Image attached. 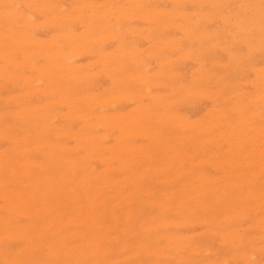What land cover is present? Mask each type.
<instances>
[{"label": "rangeland", "instance_id": "obj_1", "mask_svg": "<svg viewBox=\"0 0 264 264\" xmlns=\"http://www.w3.org/2000/svg\"><path fill=\"white\" fill-rule=\"evenodd\" d=\"M3 1H5V3L3 2ZM15 0H13V1H10L9 2V0L7 1V0H2V1H0V38L3 40L4 38H5V40H0V41H2V42H0V49H2L1 50V52H0V72L2 73L3 72V77H1V75H0V77H1V81H0V114H2V116L0 115V124H2L3 125V121H5L6 120V124L8 125H6L5 123V125H6V128L5 129H8V130H3L4 129V127H5V125L4 126H0L1 128V130H3V132L5 131L6 133L5 134H9L7 131H10V130H12L11 128H13L14 130H12L11 132H10V136H8V137H6V139L3 137V136H6V135H3L4 133H2L1 132V130H0V133H2V134H0V135H2V136H0V176L2 177V175L4 174V176L1 178L0 177V216H2V217H0V242H2V241H5L6 239L8 240H6L7 242H8V244H9V246L8 245H6L4 242H2L1 244V246H0V259H1V262H0V264H20V263H22L23 262V260H26V262L24 261V263L25 264H35L36 262H38L39 261V263L38 264H69V262H71L70 264H72V263H74V264H77V263H82V264H86L87 263V261H88V258H89V261L90 262H88L87 264H97L96 262L94 263V261H91V260H95V259H97L98 258V260H96L97 262H98V264H118L119 262H120V264H121V262H123V264H124V262L126 263V264H140V263H138V262H142V263H147V264H155L156 263V261H157V264H162V261H163V264H205V263H210L211 262V264H213L212 263V260L214 259V255H215V260H216V262H218L217 264H221V263H224V264H226V262H227V264H238V262H239V264H247V263H252L251 261H253V262H255L256 263V260H257V264H264V248L262 249V247H264V211H262V210H264V175L262 174L261 175V173H264V167H261L260 168V166H264V164H258V163H260V161L262 162V163H264V71H262L263 70V68H264V0H219L220 2H223V5L222 4H219L220 2L218 1V0H208V2L209 1H211V2H209V3H207L205 0L203 1H201V0H141L142 1V3H143V5H142V3L140 4L139 3V0H123L124 2H122V0H117V2L115 1V0H110V2L112 3L111 5L112 6H109L110 5V2H109V0H85V2H84V0H79L78 2H79V5H77L78 4V2H76L77 0H53V3L54 4H56V6H60V7H56V6H54L53 5V3L51 2V1H49V0H47V1H45V0H39V1H37V0H35V1H37V3H35V1L33 0H16V1H18L17 2V4H16V2H14ZM28 1L29 2H33V3H35V4H33V5H31V3L29 4L28 3ZM58 1V2H57ZM91 1H94V3L93 2H91ZM96 1H98V2H96ZM101 1V2H100ZM108 1V6L111 8H107V5H106V2ZM118 1H119V3H118ZM135 1V2H134ZM161 1H163V3H161ZM172 1V2H171ZM177 1V2H176ZM199 1H200V3H199ZM218 1V2H217ZM9 4H8V3ZM20 2H22V4L24 3V6L22 5V4H20L21 5V7L20 6H17L16 7V5H19V3ZM27 2V3H26ZM57 2V3H56ZM84 2V5L82 4ZM105 4H104V3ZM122 2V3H121ZM137 2V3H136ZM148 2L149 3H151L152 5H155V6H152L151 4L149 5V12L147 11L148 10ZM155 2V3H154ZM187 2V3H186ZM194 2V5H192V3ZM197 2V3H196ZM202 2V3H201ZM205 2V3H204ZM243 2V3H242ZM252 2H254V3H252ZM259 2V3H258ZM39 3V4H38ZM82 5H81V4ZM87 5H86V4ZM89 3V4H88ZM91 3V4H90ZM98 3H100L99 5H98ZM103 3V4H102ZM117 3H118V5H117ZM124 3V4H123ZM127 3V4H126ZM129 3V4H128ZM136 3V4H135ZM160 3V4H159ZM1 4H3V5H5V6H3V5H1ZM16 4V5H15ZM25 4H29V5H25ZM37 4V5H36ZM71 4V5H70ZM92 4H93V6H92ZM115 4V5H114ZM133 4H134V6H133ZM147 4V5H146ZM216 4V5H215ZM252 4H254V5H252ZM14 5V7H12ZM31 5V6H30ZM41 6L39 9H37L38 8V6ZM89 5V6H88ZM94 5H96V6H94ZM98 5V6H97ZM106 5V6H105ZM120 5V6H119ZM125 5H127V6H125ZM173 5V6H172ZM184 5V6H183ZM202 5H204V6H206V8L203 6L202 7ZM208 5V6H207ZM215 5V6H214ZM238 5V6H237ZM240 5V6H239ZM248 5V6H247ZM250 5V6H249ZM28 6V7H27ZM35 6V7H34ZM36 6H37V8H36ZM52 6H54L55 7V11H56V8H57V11L60 9H62V11H56V14H55V12H54V8L52 7ZM73 6V7H72ZM88 6V7H87ZM91 6V7H90ZM105 6V7H104ZM152 6V7H151ZM156 6H157V8H156ZM177 7V8H175V7ZM183 6V7H182ZM242 6H244V7H242ZM252 6V7H251ZM15 7H16V10H15V12H13L14 11V9H15ZM31 7H33V10H32V8ZM44 7V8H43ZM62 7V8H61ZM66 9H65V8ZM77 9H76V8ZM95 7V8H94ZM99 7V8H98ZM121 7H123L124 8V10L121 8ZM155 9H154V8ZM173 7V8H172ZM179 7V8H178ZM213 9H217L216 11L215 10H213ZM220 7V8H219ZM222 7V8H221ZM230 7V8H229ZM233 7V8H232ZM248 7L251 9H248ZM13 9V11L11 12V10ZM19 8H20V10H19ZM64 8V9H63ZM86 8V9H85ZM88 8V9H87ZM94 8V9H93ZM105 8H107V10L105 9ZM113 8V9H112ZM145 10H143V9ZM170 8H171V11H168V9L170 10ZM175 8V9H174ZM198 8H199V10H200V12H199V10H198ZM208 8V9H207ZM219 8V9H218ZM232 8V9H231ZM237 8V9H236ZM260 10H259V9ZM8 9H11L10 11L8 10ZM30 9V10H29ZM36 9H37V11H36ZM46 9V10H45ZM49 9V10H48ZM53 11H52V10ZM74 9H75V11H74ZM98 9H102V11H100L99 12V10ZM104 9V10H103ZM115 9H117L116 11H115ZM118 9H122V10H119L118 11ZM129 9H131V10H129ZM140 9V10H139ZM151 9H152V11L154 12V10H155V12L153 13L152 11H151ZM179 11H178V10ZM181 9V10H180ZM204 9V10H203ZM221 9V10H220ZM226 9V10H225ZM227 9H229V11H227ZM6 10H8V12H5ZM40 10V11H39ZM42 10V11H41ZM44 10V11H43ZM65 10V11H64ZM70 10H72V11H70ZM88 10V11H87ZM93 10V11H92ZM107 11V12H105V14L103 15V13H104V11ZM135 10H138V11H135ZM142 10L144 11V12H142ZM162 11V10H164L163 11V13H158V12H156V11ZM170 12L169 14H167L168 12ZM172 10H173V12H175V15H174V13L172 12ZM180 13V12H186L185 13V15H184V13H182V15L184 16H182V15H180V14H176V12L177 11ZM19 11H20V14L22 15H18V13H19ZM24 11H25V14H24ZM33 11V12H32ZM36 11V12H35ZM74 11V12H73ZM79 11V12H78ZM81 11V12H80ZM97 11V12H96ZM114 11V12H113ZM132 11L133 13H130V12ZM152 13H151V12ZM159 11V12H160ZM202 11V12H201ZM204 11H205V13H204ZM209 11V12H208ZM214 11H215V14H214ZM219 11V12H218ZM235 11L237 12L238 11V13H236V14H234L235 13ZM242 11V12H241ZM245 11V12H244ZM258 11V12H257ZM3 12H5V13H3ZM10 12H11V14H10ZM28 12V13H27ZM31 12H32V15H31ZM67 12H69L70 13V15H69V13L67 14ZM71 12H72V15H71ZM89 12V13H88ZM91 12V13H90ZM99 12V13H98ZM108 12H110L109 14H108ZM112 12V13H111ZM118 12L121 14V12L123 13L124 12V14L122 15H120V14H118ZM129 12V13H128ZM139 12V13H138ZM146 12V13H145ZM172 12V13H171ZM177 12V13H178ZM233 12V13H232ZM253 12V13H252ZM257 12V14H255ZM3 13V14H2ZM30 13V14H29ZM40 13H42V15L40 14ZM62 13H64V14H62ZM66 13V14H65ZM73 13H75L76 15H74ZM79 13V15H78V17H77V14ZM80 13H82V14H80ZM87 15H86V14ZM95 13H96V15H95ZM98 13V14H97ZM102 13V14H101ZM140 13H142L141 14V16H140ZM145 13V14H144ZM189 15H188V14ZM190 13H191V15L193 16H191L190 15ZM202 13H203V15H202ZM230 13V14H229ZM248 13V14H247ZM6 14V15H5ZM13 14H14V16H13ZM23 14H24V16H23ZM28 14V16H26L27 18L29 17V19H27L26 17H25V15H27ZM33 14H35V16L33 17ZM52 14H54V15H52ZM58 14V17L59 16H62V17H59V20L60 19H62V20H60V21H62V22H60L58 19H57V15ZM59 14H62V15H59ZM93 14H94V16H93ZM111 14H113V15H111ZM115 14V15H114ZM119 16H118V15ZM126 14H127V16H126ZM130 14V15H129ZM150 14H152V15H150ZM155 16H154V15ZM164 14V15H163ZM167 14V15H166ZM170 14H172V16L170 15ZM187 14V15H186ZM194 14V15H193ZM209 16H208V15ZM210 14H211V16H210ZM243 14V15H242ZM5 15V16H4ZM18 15V16H17ZM65 15H66V18H63V17H65ZM81 15V16H80ZM83 15V16H82ZM98 15V16H97ZM101 15H102V18H100L101 17ZM109 15V16H108ZM137 15V17H135ZM145 15V16H144ZM150 15V16H149ZM163 15V16H162ZM178 15H180L183 19H181V17L180 16H177ZM195 15H196V17L197 18H194L195 17ZM202 15V16H201ZM206 15V19H205V17L203 18V16H205ZM214 15L216 16V15H218L217 16V18H216V20H215V18H214ZM232 15L234 16V17H236L235 19H234V17L232 18ZM236 15V16H235ZM4 16V18H2ZM8 16H9V18H8ZM16 16V17H15ZM31 16V17H30ZM45 16V17H44ZM51 16H53L52 18H51V20H56L55 22L54 21H51L49 18L51 17ZM68 16V17H67ZM71 16H72V18H71ZM85 16V17H84ZM88 16V19L86 20L88 23H89V25H88V23L86 24V21H84V19H86V17ZM106 16V17H105ZM108 16V17H107ZM111 16V17H110ZM116 17V16H118V17H116V18H114V17ZM120 16H122V17H120ZM126 16V17H125ZM143 16V17H142ZM149 18H148V17ZM157 16V17H156ZM159 16V17H158ZM171 16V18H169ZM175 16V17H174ZM199 16V17H198ZM210 17V19H208V17ZM251 16V17H250ZM24 17L26 18V19H24ZM33 17V18H32ZM41 17H43V18H41ZM55 17H56V19H55ZM77 17V20L76 19H74V18H76ZM82 17V18H81ZM93 17H94V20L95 21H93L92 19H93ZM99 18V19H97V18ZM105 17V18H104ZM113 17V18H112ZM145 17V18H144ZM155 17V18H154ZM161 17V18H160ZM163 17V18H162ZM164 17H168V18H165L164 19ZM174 17V18H173ZM178 19H177V18ZM190 17V18H189ZM202 19H201V18ZM212 17V18H211ZM219 17V18H218ZM246 17V18H245ZM21 18H23V20L21 19ZM46 18V19H45ZM48 18V19H47ZM54 18V19H53ZM81 18V19H80ZM106 18H108V19H106ZM140 18V19H139ZM143 18V19H142ZM156 18H158V21H156L157 19ZM180 18V19H179ZM189 18V19H188ZM214 18V19H213ZM221 18V19H220ZM238 18V19H237ZM253 18V19H252ZM16 19V20H15ZM32 19V20H31ZM36 19H38V20H36ZM63 19H64V22H63ZM70 19H72V23H71V25H69L70 24ZM74 19V20H73ZM101 19H103V20H107V24L105 25L104 23H106V20H105V22L103 21V20H101ZM138 19V20H137ZM151 19V20H150ZM156 19V20H155ZM160 19V20H159ZM161 19H162V21H164V22H166V23H164V22H161ZM164 19V20H163ZM173 19V20H172ZM198 19H200V21H198ZM205 19V20H204ZM220 20V21H218V20ZM226 19L228 20V21H226ZM1 20H3V21H1ZM5 20V21H4ZM10 20V21H9ZM34 20V21H33ZM47 20H49V21H47ZM69 20V22H67ZM84 21V23H83V21ZM92 20V21H91ZM99 20H101V21H99ZM128 21V20H131V21H126V25H125V23L123 22V21ZM133 20H135V21H133ZM141 20V21H140ZM144 20V21H143ZM145 20H147V21H149V22H146ZM170 20H171V22H170ZM188 20V21H187ZM190 20V21H189ZM193 20V21H192ZM222 20V21H221ZM251 20V21H250ZM253 20V21H252ZM22 21V22H21ZM24 21V22H23ZM31 21V22H30ZM38 21H40V23L38 22ZM47 21V22H46ZM76 21V22H75ZM79 21L81 22V23H79ZM96 21H98V23H95ZM117 21L119 22L118 24H117ZM133 21V22H132ZM175 21H176V23H175ZM215 21V22H214ZM235 21H237V23L235 22ZM2 22V23H1ZM32 22L33 23H37V24H32ZM46 22V23H45ZM50 22V23H49ZM54 22V23H57V24H54V25H51L52 23ZM101 22V23H100ZM109 22V23H108ZM121 22V23H120ZM146 22V23H145ZM154 22H157V23H155L156 25H154ZM159 22L161 23L160 25H159V27H161V25L163 24V26L160 28L161 29V31H157L156 29L158 28V24H159ZM172 24H170V23ZM180 22V23H179ZM182 22V23H181ZM190 22H192V23H194L195 25H196V28H195V25L193 24V26L191 27V25H192V23H190ZM198 22H200V24L198 23ZM207 22V23H206ZM213 23V24H210V23ZM218 22V23H217ZM229 24H228V23ZM3 23L4 24H6V28H3ZM18 23H24V24H22V26H21V24H18ZM32 25H31V24ZM41 23H44V26H45V28L43 27V25H41ZM48 23L51 25H48ZM59 23V24H58ZM67 23V24H66ZM104 24V27H103V24ZM129 23V24H128ZM150 23V24H149ZM167 23H169V24H167ZM190 23V24H189ZM202 23H204V24H202ZM25 24H27V26L29 27V29H28V27L25 25ZM66 25L65 27H63L64 25ZM96 24V25H95ZM102 24V25H101ZM116 24V25H115ZM182 24V25H181ZM185 24H187V25H185ZM190 26H189V25ZM199 24V25H198ZM218 24H219V26H218ZM225 24V25H224ZM252 24H253V26H252ZM255 24V25H254ZM3 25V26H2ZM23 25H25V27L23 28ZM38 25V26H37ZM40 25V26H39ZM48 25V27H50L51 29H49V28H47L46 29V26ZM55 25H57V26H55ZM61 25H63V26H61ZM75 25H76V28H77V30H76V28H74L75 27ZM78 25V26H77ZM93 25V26H92ZM95 25V26H94ZM120 26V25H123V26H120L121 27V30H120V28L118 29L117 27H115V26ZM164 25H165V27H166V29L167 30H165V27H164ZM181 25V26H180ZM184 25V26H183ZM198 25V26H197ZM201 25V26H200ZM202 25H204L203 27H202ZM227 25V26H226ZM232 25V26H231ZM244 25V26H243ZM18 26H19V28H18ZM55 26V27H54ZM82 26V27H81ZM99 26H100V28H101V26H102V30L99 32ZM111 28H110V27ZM126 26H128V27H126ZM130 26V27H129ZM131 26L132 27H134L135 26V29L137 30V31H139V32H135L134 30V28H133V30H132V28H131ZM157 26V28H155L154 29V27H156ZM180 28H179V27ZM185 27V28H182V29H184L185 30V32H184V30L182 31V29H181V27ZM260 26V27H259ZM8 27H10V29L8 28ZM22 27V28H21ZM70 27H73V28H70ZM94 27H96V28H94ZM97 27H98V30H95V29H97ZM124 27V28H123ZM126 27V28H125ZM149 27H153L152 29V31H150V32H148V31H146V29L147 30H149L150 28ZM180 29V31L177 29ZM190 27V28H189ZM195 28V30L197 29V31H193L194 30V28ZM200 27H202L203 28V30L204 31H202V32H205L206 34H208V32H209V34H211V37H210V35L208 34V36H206L204 33H202L201 32V28ZM204 27H205V29H204ZM218 27V28H217ZM221 27V28H220ZM8 28V29H7ZM26 28V29H25ZM36 29V31H35V29ZM58 30V32H57V30ZM69 28H70V30H69ZM93 28H94V30H93ZM108 28V29H107ZM115 30H114V29ZM141 28V29H140ZM172 28V29H171ZM176 28V29H175ZM186 28H189L188 30L190 31L191 30V28L193 29V30H191V31H193L194 33H192V35L190 36V34H191V32H186ZM225 28L226 29H228V30H225ZM232 28V29H231ZM252 28V30H250V29ZM253 28H256V29H253ZM258 28V29H257ZM5 29V30H4ZM31 29V30H30ZM126 29V30H125ZM128 29V30H127ZM139 29V30H138ZM159 28H158V30H160ZM163 29H164V31H163ZM170 29V30H169ZM201 29V30H200ZM260 29V30H259ZM30 30V32H28ZM45 30V31H44ZM55 30H56V32H55ZM73 30H75V32H73ZM84 30H85V32H84ZM90 30H91V32H90ZM117 30H119V31H117ZM124 30V31H123ZM174 30V31H173ZM187 30V31H188ZM199 30V31H198ZM206 30H207V32H206ZM218 30V33L220 32V34H216V35H214V33H216L215 31H217ZM220 30V31H219ZM237 31V33H235L236 31ZM244 30V31H243ZM250 30V31H249ZM23 31V32H22ZM60 31H61V33H60ZM67 31H69V32H67ZM76 31H77V33H76ZM96 31H98V33H95L94 34V32H96ZM107 33H106V32ZM119 32V34H117V32ZM121 31H123L122 32V34H121ZM135 32V33H132V34H130L131 32ZM181 31H182V33H181ZM210 31H211V33H210ZM229 33H227V32ZM253 31V32H252ZM255 31V32H254ZM14 32V33H13ZM18 32V33H17ZM36 32H38V33H36ZM56 33V34H59V35H53L54 33ZM73 32V33H72ZM87 32V33H86ZM89 32V33H88ZM112 32H114V34H112ZM129 32V33H128ZM152 32V33H151ZM153 32H157V33H154V34H159L160 33V39H158L159 37H157V35H152V38L150 39V42H149V40L147 41V38L149 39L150 38V34H153ZM172 32V33H171ZM183 32H184V34H183ZM197 32L199 33H201V35L203 34V35H205V36H203L202 35V37H200V33H199V35H198V37H195V36H193V34L194 35H196L197 36ZM213 32V33H212ZM32 33H33V35H32ZM36 33V35L38 36V37H36L34 34ZM72 33V34H71ZM75 33L77 34V35H75ZM80 33V34H79ZM86 33V34H85ZM106 35H104V34ZM124 33V34H123ZM127 33H128V35H127ZM136 33H141V34H136ZM147 33H149V37H148V34ZM162 33V34H161ZM187 33V34H186ZM228 35V36H226V34ZM236 35H235V34ZM241 33V35H239V34ZM255 33V34H254ZM18 36H17V35ZM28 34H29V36H28ZM64 34L65 35H67L66 37L64 36ZM79 34V35H78ZM87 34H89V36L87 35ZM97 34V35H96ZM112 34V35H111ZM116 34V35H115ZM126 34V35H125ZM130 34V35H129ZM136 34V35H135ZM163 34H165V35H167L168 37V39L165 37V35H163ZM225 34V35H224ZM232 34L234 35V37H233V39H232ZM5 35V36H4ZM53 35V36H52ZM61 35V38L59 37ZM69 35V36H68ZM72 35V36H71ZM85 35V36H84ZM94 35H95V38H98L96 41H95V38H94ZM99 35H101V36H99ZM109 35V36H108ZM122 35H124V36H122ZM136 37H135V36ZM142 37H141V36ZM170 35H172V36H170ZM186 35H188V36H190L191 38H193V40H191V38L190 37H185ZM222 35V36H221ZM231 35V36H230ZM6 36H8V37H6ZM17 37L16 39L14 38V37ZM26 36H28L27 38H29L30 39V41L32 40L31 39V37L32 36H34L33 37V40H35V41H33V43L32 42H28L29 40L27 39V38H24V37H26ZM31 36V37H30ZM55 36H56V38H55ZM77 36V37H76ZM80 36V37H79ZM113 36V37H112ZM140 38H139V37ZM145 36V37H144ZM193 36V37H192ZM241 36H243V37H241ZM40 37V38H39ZM48 37H50V38H48ZM62 37H64V39L62 38ZM76 37V38H75ZM86 37H87V39H90V37L92 38L93 37V39L92 40H89V42H88V40L86 39ZM89 37V38H88ZM100 37H103L102 39H100ZM112 38L113 40H115V39H117V40H115L114 42H113V40H111L110 38ZM115 37V38H114ZM116 37H118V38H116ZM120 37V38H119ZM124 39H123V38ZM129 37V38H128ZM172 37H174V38H172ZM207 39H206V38ZM215 37H217V38H215ZM227 37V38H226ZM247 37H248V39L250 40V43H249V41L247 40ZM41 38H43V39H41ZM50 39V40H47L46 41V39ZM57 38H60V39H58L59 41L57 42L56 40H57ZM122 38V39H121ZM154 38V39H153ZM165 38V40H163V39ZM173 39V41H174V43L171 41L172 39ZM177 38V39H176ZM182 40H181V39ZM186 38V39H185ZM190 40H188V39ZM197 38L199 39L198 41H197ZM202 38H204L203 40H202ZM239 40V43H238V40ZM17 40L18 39V41H15V40ZM25 40V42H24V40ZM41 39V40H40ZM63 41H62V40ZM72 39V40H71ZM73 39H75V40H73ZM119 39H121V40H119ZM133 39V40H132ZM140 39H143V40H140ZM145 39H146V41H145ZM153 39V40H152ZM162 39V40H161ZM176 39V40H175ZM179 39H180V41H179ZM186 41H185V40ZM226 39V40H225ZM231 39V40H230ZM241 39V40H240ZM22 40H23V42H22ZM45 41L46 43H44L43 41ZM69 40L72 42H69ZM103 40V41H102ZM109 42H108V41ZM125 40H126V42L128 43H126L125 42ZM130 40V41H129ZM132 40V41H131ZM167 40H169V41H167ZM225 40V41H224ZM251 40H252V42H251ZM5 41H7L6 43H5ZM26 41H27V44H26ZM48 41H49V43H48ZM51 41V42H50ZM65 41V42H64ZM85 41H86V44H85ZM94 41V42H93ZM100 41V42H99ZM106 41V43H103V42H105ZM111 41V42H110ZM121 41V42H120ZM151 41H153V43H155V47H154V44H153V46H152V42ZM158 41V42H157ZM179 41V42H178ZM191 41H193V43L191 42ZM197 41V42H196ZM206 41V42H205ZM212 41V42H211ZM221 41V42H220ZM233 41V42H232ZM19 42V43H18ZM42 42L44 43V45L42 44ZM59 42H61V43H63V44H61V43H59ZM75 42V43H74ZM93 42V43H92ZM98 42L99 43H101V46H100V44H98ZM124 42H125V44H124ZM134 42V43H133ZM135 42L137 43V44H135ZM160 42V43H159ZM161 42H163V44H161ZM172 42V43H171ZM178 42V43H177ZM191 42V44L189 45V43ZM203 42H205V43H203ZM218 42V43H217ZM50 43H52V45L50 44ZM54 43H55V45H54ZM66 43V44H65ZM90 43V44H89ZM94 43H95V45H94ZM129 43L130 44H132L131 45V47L129 46ZM139 43V44H138ZM166 43H167V45H169V46H166ZM175 43H177V45L175 44ZM210 43V44H209ZM215 43H216V45L218 46V48L219 47H221V48H219V50L218 49H216L217 48V46L215 45ZM235 43V44H234ZM30 44V45H29ZM46 44H48V45H46ZM49 44H50V46H49ZM75 44V45H74ZM84 44L86 45L85 47H82V46H84ZM98 44V45H97ZM119 44H121V45H119ZM133 44H134V46H135V48H134V46H133ZM142 44H143V46H142ZM161 45V46H159V45ZM174 46V48H175V50L178 48V52H174V49H173V46ZM180 44V45H179ZM201 44V45H200ZM229 46H228V45ZM2 45H4L3 47H2ZM12 45V46H11ZM22 45V46H21ZM34 45H38L37 47H35ZM66 45V46H65ZM69 45H70V48H73V47H76V45H77V49H79V51H78V54L77 53H74L73 51H74V49H71L70 51H69ZM98 46V48L96 47V50H95V48H93L94 50H92V49H90V48H92L93 46ZM124 45H127V46H124ZM151 45V46H150ZM157 45V46H156ZM176 45V46H175ZM179 45V46H178ZM209 46V48L208 49H206L205 48V46L206 47H208ZM213 45V46H212ZM215 45V46H214ZM235 45V46H234ZM21 46V49H22V51H20L21 49H19V47ZM28 46V47H27ZM55 48H54V47ZM107 47V48H104V47ZM116 46H118V48L116 47ZM120 46L121 47H123V48H121L120 49ZM133 46V47H132ZM172 46V47H171ZM191 46V47H190ZM198 46V47H197ZM213 48H212V47ZM257 46V47H256ZM263 46V47H262ZM5 47V48H4ZM27 47V48H26ZM31 47H33V49L31 50ZM43 47V48H42ZM49 47V49H46V48H48ZM62 47H63V49H62ZM69 49H68V48ZM86 47L88 48V49H86ZM137 47H139L138 49H140L139 51L140 52H138V49H137ZM157 47V48H156ZM160 47V48H159ZM161 47H163V48H161ZM170 48V49H167V48ZM190 47V48H189ZM196 47V48H195ZM202 47V48H201ZM214 47H215V49H214ZM253 47H255V48H253ZM4 48V49H3ZM25 48H26V50L27 51H25ZM30 48V49H29ZM34 48L35 49H39L37 52H36V50H35V52L38 54L39 52V54H41V52L42 51H40V50H44L43 52H42V54H44V55H37L36 56V53L34 52ZM51 48H54V49H52V55H51ZM57 48H58V50H57ZM61 48V49H60ZM76 48H75V52H76ZM82 49V51H81V49ZM117 48V49H120V50H117V51H115V49ZM128 50H127V49ZM130 48H132L133 49V52H132V49H130ZM149 48V49H148ZM154 48H156L157 50H158V48H159V50L161 51V49L164 51V53H162L163 51H157L156 49H155V52L156 53H158V52H160V53H162V54H165V56H167V57H165V56H163L162 54H159L158 53V55L157 54H155L153 51H152V49H154ZM166 48V49H165ZM198 48H200V49H198ZM227 48V49H226ZM228 48H230L229 49V51H228ZM233 48V49H232ZM236 48V49H235ZM257 48V49H256ZM261 49V51L263 52H261L259 49ZM263 48V49H262ZM9 49V50H8ZM67 49V50H66ZM100 49V50H99ZM103 49V50H102ZM129 49H130V53L129 52H127V51H129ZM136 49V50H135ZM142 49V50H141ZM145 49H147V50H145ZM169 50L170 52H167V51H165V50ZM181 49H183V51L181 50ZM192 49L194 50V49H196V50H194V51H192ZM202 49H204V50H202ZM224 49H225V51H224ZM250 49H252V50H250ZM7 52H6V51ZM29 50V51H28ZM45 50H46V52H45ZM50 51V55L51 56H49L48 54H49V51ZM63 50V52L66 50V51H68L67 52V54L66 55H69V56H67V60H66V55H64L65 53H66V51L64 52V54H59V53H63V52H61V51ZM84 50V51H83ZM89 50V52H87V51ZM114 50V51H113ZM123 50V51H122ZM125 50V51H124ZM143 50H145V51H143ZM200 50H202V53H200L201 51ZM256 50V51H255ZM11 51H12V53H11ZM17 51H20V52H17ZM48 51V52H47ZM60 51V52H59ZM72 51V52H71ZM86 51V52H85ZM91 51H92V53H91ZM100 51V52H99ZM106 51V52H105ZM118 51H121V52H124V53H119ZM134 51L136 52V53H134ZM147 51V52H146ZM149 51V52H148ZM153 52V54L151 53V52ZM189 52V53H187V52ZM191 51V52H190ZM196 51H198V52H196ZM210 51H212V53L213 54H211L210 53ZM221 51V52H220ZM255 51V52H254ZM5 52V53H4ZM15 52V53H14ZM25 53L26 54V52H27V54H32L33 52V54L30 56V57H28L29 55H25L24 53V57L22 58H20L19 56H23V54L22 55H19L20 53ZM29 52V53H28ZM54 52H56V54H53ZM83 52V53H82ZM109 52H111V54L109 53ZM115 52H118V53H115ZM132 52V53H131ZM143 52H145V53H143ZM181 52H183L182 54H181ZM194 52L195 53H197L198 55L196 56V54H195V56H193L192 57V55L194 54ZM225 52V53H224ZM19 53V54H18ZM45 53H48L47 55L48 56H46V54ZM87 55V56H85V54ZM89 53H90V56H88L89 55ZM94 53H98V54H94ZM115 54V55H113V54ZM127 53V54H126ZM139 53L143 56L142 58H144V60L143 59H141L140 57H138L139 56ZM151 53V54H150ZM185 53H187V54H185ZM200 53V54H199ZM227 53V54H226ZM5 54H8V55H5ZM13 54H15V55H13ZM75 54V55H74ZM84 54V55H83ZM92 54V55H91ZM102 54V55H101ZM109 54V55H108ZM117 54V55H116ZM120 56H119V55ZM121 54L122 55H124L123 57H126L125 59H127V57H129V60H132L133 59V63L131 64V61H129L128 62V60H121L123 57H121ZM132 54V55H131ZM147 54H150V56L149 55H147ZM169 56H168V55ZM173 54V55H172ZM188 54H189V56H188ZM190 54H191V56H190ZM207 54H208V56H207ZM212 56V58L213 59H215V61L211 58V56ZM3 55H5V57L3 56ZM18 55V56H17ZM55 55V56H54ZM62 55V56H61ZM76 55L77 56H80L79 58L78 57H76ZM94 55V56H93ZM97 57H96V56ZM112 55H113V57H112ZM130 55V56H129ZM140 55V56H141ZM147 55V56H146ZM156 55V56H155ZM163 56V57H161V56ZM171 55V56H170ZM181 55L184 57H190V58H187V59H185V58H181ZM187 55V56H186ZM206 55V56H205ZM262 55H263V58H262ZM16 56H17V59H16ZM58 56H60V57H58ZM83 56H85V57H83ZM109 56H111V57H109ZM121 57V59L119 58V57ZM136 56L139 58V59H141V60H136ZM161 57V58H157V60L155 59L156 57ZM198 56L200 57V58H198ZM205 56V57H204ZM231 56V57H230ZM233 56V57H232ZM34 57H37V58H34ZM52 57V58H51ZM55 57V58H54ZM56 57H58V58H56ZM104 57V58H103ZM115 57H116V59H115ZM131 57V58H130ZM133 57V58H132ZM197 57V58H196ZM216 57V58H215ZM220 57V58H219ZM261 57V58H260ZM30 58V59H29ZM48 58H51L52 60H50V59H48ZM72 59L73 58V60H68V59ZM92 58V59H91ZM94 58V59H93ZM97 58V59H96ZM99 58H102V61H100L99 60ZM108 58H109V60H108ZM113 58V59H112ZM150 58V59H149ZM152 58V59H151ZM170 58V59H169ZM171 58H172V61H171ZM177 58V59H176ZM179 58V59H178ZM196 60H195V59ZM206 58V59H205ZM221 58H224V59H221ZM229 58H230V60H229ZM9 59V60H8ZM33 59H35L34 61L36 62H33V63H35V64H32V61H33ZM57 59V60H56ZM77 59V60H76ZM103 59H104V61H103ZM107 61H106V60ZM111 59H112V61H111ZM124 59V58H123ZM148 59V60H147ZM153 59H155V60H153ZM161 59V60H160ZM163 59V60H162ZM165 59H169L170 61H167V60H165ZM189 59V60H188ZM194 59V60H193ZM199 59V61H197ZM217 59H220V61L221 60H223V61H219V60H217ZM227 59V60H226ZM232 59V60H231ZM257 59V60H256ZM2 60V61H1ZM15 60H17L18 62H16ZM22 60H27V62H28V66H27V63L25 64ZM37 60V61H36ZM98 61L100 64V66L101 67H98L99 65H98V63L96 62V61ZM114 60H116L115 62H113ZM119 60H121V62L119 61ZM143 60V61H142ZM182 60V61H181ZM187 60V61H186ZM191 60V61H190ZM202 60H203V63H202ZM209 62H208V61ZM254 60H256L255 62H253ZM15 61V62H14ZM29 61H31V64L29 65ZM42 61V62H41ZM55 61V62H54ZM77 61V62H76ZM91 62L90 64H88V62ZM137 61V62H136ZM139 61V62H138ZM147 61V62H146ZM158 61V62H157ZM164 61V62H163ZM165 61H166V63H165ZM176 62V63H178V64H175L174 62ZM185 61V62H184ZM197 61V62H196ZM230 61H231V65H230ZM20 62V63H19ZM61 62V63H60ZM69 64H71V65H69ZM94 62H96L97 64L95 65V66H92L91 64H95ZM117 62V63H116ZM126 62V63H125ZM135 62H136V64H135ZM145 64H144V63ZM155 62V63H154ZM194 62V63H193ZM198 62H200V63H202V64H199ZM213 62H215L217 65H215V64H212ZM220 62V63H219ZM258 62V63H257ZM75 63V64H74ZM106 63H109V65L111 64V67H109V65L107 64L106 65ZM113 63V64H112ZM122 63V64H121ZM123 63H125V64H123ZM127 63H129V64H127ZM138 63H139V65H140V63H141V66H142V68H143V64H144V68L147 70H145L144 68V70H143V72H142V68H140V66H138ZM149 63V64H148ZM172 63H174V64H172ZM182 63H185V65L184 64H182ZM190 63V64H189ZM198 63V64H197ZM7 64V65H6ZM38 64H40V66L38 65ZM66 64H68V65H66ZM80 64H81V66H80ZM86 64L88 65V67L86 66ZM120 64V65H119ZM146 64H148L149 65V67H148V65H147V68H146ZM150 64H152L151 65V67H150ZM156 64H160V65H156ZM161 64H163V65H161ZM169 64V65H168ZM170 64H172V66H170ZM179 64H180V66H179ZM204 64V65H203ZM223 64V65H222ZM228 65V66H226V65ZM245 64V65H244ZM33 65V66H32ZM37 65L39 66V67H42L43 65H44V67H42V69L41 68H39V69H41V70H39L38 68H37ZM42 65V66H41ZM47 65H48V68H47ZM49 65H51L50 67H49ZM56 65H57V67H56ZM59 65H63V67L61 66H59ZM75 65V66H74ZM92 67H91V66ZM114 65V66H113ZM118 65H119V67H118ZM126 65H130V66H128L127 68L129 69L130 67V69L128 70V71H126L127 70V68H126V70H124V68H125V66ZM155 65V66H154ZM167 65V66H166ZM215 65V66H214ZM222 67H221V66ZM14 66V67H13ZM16 66V67H15ZM18 66V67H17ZM25 66H27V67H25ZM53 66H55V67H53ZM105 67V68H109V69H105V68H103V67ZM108 66V67H107ZM124 66V67H123ZM132 66H134V67H132ZM139 68H138V67ZM157 66V67H156ZM160 66H162V67H160ZM182 66V67H181ZM200 66V67H199ZM217 66V67H216ZM219 66H220V68L222 69H219ZM223 66L225 67V68H223ZM231 66V67H230ZM235 66V67H234ZM246 68H245V67ZM9 67V68H8ZM20 67H22L21 69H20ZM23 67H24V69H23ZM65 67V68H64ZM67 67V68H66ZM86 67V70H87V68H89L87 71H85V69H83V68H85ZM90 67L91 68H93V69H90ZM96 67V68H95ZM116 67H118V68H116ZM172 67V68H171ZM179 67H180V69L181 70H178L179 69ZM201 68V73L199 72L200 71V69L199 68ZM212 67H214V68H212ZM262 68V69H260V68ZM46 68V69H45ZM56 68V69H55ZM62 68V69H61ZM64 68V69H63ZM102 68V69H101ZM110 68H112V69H110ZM116 68V69H115ZM148 68H150V69H148ZM154 68V69H153ZM258 68V69H257ZM23 69V70H22ZM30 69V70H29ZM55 69V70H54ZM78 69V70H77ZM80 69V70H79ZM120 69H121V71H120ZM122 69L124 70V71H122ZM138 69H141V71H139ZM167 69H169L170 71H172L171 73H170V71L169 70H167ZM172 69V70H171ZM203 69V70H202ZM214 71H213V70ZM217 69H219L218 71H217ZM257 69V70H256ZM16 70V71H15ZM19 70V71H18ZM45 70V71H44ZM62 70V71H61ZM97 70V71H96ZM104 72H103V71ZM110 70H113L115 73H113L112 71L111 72H109ZM133 70V73L131 72ZM194 70H195V72H194ZM209 70H211V71H209ZM252 70H254V71H252ZM256 70V71H255ZM24 71V72H23ZM27 71V72H26ZM31 71V72H30ZM41 73H40V72ZM44 71V72H43ZM87 73H85V72ZM96 71V72H95ZM103 73H102V72ZM120 71V72H119ZM130 71V73H128ZM154 71H156L157 73L155 74L154 73ZM170 74H168L167 72ZM191 71L193 72V73H191ZM198 71V72H197ZM219 71H221V73L219 72ZM225 71V72H224ZM251 71H252V73H251ZM261 71V73H260V75L258 74L259 72ZM6 72V73H5ZM7 72H10V73H8L7 74ZM22 72L24 73V75H22ZM33 72H35V73H33ZM39 72V73H38ZM42 72H43V74H42ZM63 72V73H62ZM75 72H76V74L78 75L79 73H80V75L79 76H77L76 74H75ZM93 72V73H92ZM107 72V73H106ZM116 72H119L120 74H122L121 76H120V74L118 73L117 75H115L116 74ZM127 72L128 74H125V73ZM139 72H141V74H139ZM152 72L154 73V74H152ZM207 72H208V75H207ZM213 72V73H212ZM229 72H231V73H229ZM20 73H21V76L22 77H20ZM33 73V74H32ZM44 73H48V74H44ZM60 73V74H59ZM101 73V74H100ZM109 73H113V75L115 76V78H116V81L114 82V80L115 79H113L114 78V76L112 75V74H109ZM139 75H138V74ZM143 73H145V74H143ZM150 74V75H147V74ZM161 73V74H160ZM172 73H174V74H172ZM180 73V74H179ZM184 73V74H183ZM191 73V74H190ZM217 73V74H216ZM219 73V74H218ZM9 74H10V76H9ZM15 74V75H14ZM27 74V75H26ZM29 74H31V77H29L30 75ZM36 75V77H34L35 75ZM53 74V75H52ZM72 75V76H69V75ZM89 74H90V76H89ZM96 74V75H95ZM98 74H100V75H98ZM105 74V75H104ZM132 74V75H131ZM133 74H136L134 77H132L133 76ZM143 74V76H141ZM180 76H179V75ZM183 74V75H182ZM197 74V75H196ZM200 74H201V76H200ZM211 74V75H210ZM258 74V75H257ZM12 75H14V76H12ZM19 76V77H17V76ZM41 75V77H39ZM83 75H85V79H84V76ZM145 75V76H144ZM164 75H165V77H166V80H167V82H166V80L165 79H163L164 78ZM171 75H173L172 76V78H173V80H171L172 78H171ZM181 75L182 76H184V77H182L181 79L183 80V81H181L179 78L181 77ZM191 75V76H190ZM194 75V76H193ZM198 75H199V77H198ZM204 75H207L208 77H210V76H212V80L211 79H209V80H211V81H209L208 80V77H207V79H206V76H205V78H204ZM227 75V76H226ZM249 75V76H248ZM8 77V78H5V77ZM16 76V77H15ZM29 77V78H31V79H25L24 77ZM47 76H50L48 79H45L44 80V78H46ZM83 76V77H82ZM90 78H89V77ZM97 76H99L98 78H97ZM109 78H108V77ZM112 78H111V77ZM118 76H120V77H118ZM132 77L133 79H135L134 81H133V79H131L130 77ZM137 76V77H136ZM151 76H154V79H155V81H154V79H152L151 78ZM169 76H170V80H169ZM217 76V77H216ZM218 76H220V78H221V82H223V83H221V82H218V81H220V78H219V80H216L217 78H218ZM223 76V77H222ZM260 76H262V77H260ZM10 77H12V78H14L15 80L16 79H18L19 80V82L16 80H14V79H12V78H10ZM78 77H80L79 79H78ZM106 77V78H105ZM128 77V78H127ZM147 78L148 79V77L151 79V80H153V82H151V84L149 83L150 81V79L149 80H146L145 78ZM177 78V80H180V82L178 81L177 83H176V85L177 84H179L180 83V87H182L183 86V88H180V89H178V85H177V89H174L175 88V81H177V80H175L176 78ZM179 77V78H178ZM200 78V79H198V78ZM203 77V78H202ZM226 77V78H225ZM229 77H231V78H229ZM256 77H259V78H256ZM3 78H5V79H3ZM33 78V79H32ZM39 78H40V80H39ZM72 78H73V80L74 81H72ZM95 78H97V79H95ZM101 78V79H100ZM120 78V79H119ZM130 78V79H129ZM139 78L140 79H142V80H139ZM168 78V79H167ZM184 78V79H183ZM191 78V79H190ZM224 78H225V80H224ZM255 78V79H254ZM260 78H263L262 79V82H261V79ZM34 79H36V81H35V84H34ZM71 79V80H70ZM89 80V82H87L86 83V80ZM95 79V80H94ZM107 79V80H106ZM127 79V80H126ZM129 79V80H128ZM138 79V80H137ZM161 79H163L162 81H161ZM189 79V80H188ZM193 79V80H192ZM195 79V80H194ZM201 79H204L205 80V82L203 83V80H201ZM226 79H229V82H228V80H226ZM230 79H231V81H230ZM258 79V80H257ZM4 80V81H3ZM7 80V81H6ZM21 80V81H20ZM39 80V81H38ZM78 80V81H77ZM87 80V81H88ZM100 80H102V81H100ZM132 80V83H134V84H132L131 82H129V81H131ZM169 80V81H168ZM175 80V81H174ZM194 81V82H192V81ZM234 80H236V82L234 81ZM238 80V81H237ZM248 80V81H247ZM252 80H253V82H252ZM254 80L256 81V82H254ZM9 81V82H8ZM29 81H30V83H29ZM42 81V82H41ZM51 81V82H50ZM66 81V82H65ZM93 81V82H92ZM121 81H123V82H125V81H128L127 83L129 84H127L126 82V84H127V86L125 85V83L124 84H121L122 82ZM135 81H139L138 83L137 82H135ZM149 81V82H148ZM164 81H165V83H164ZM199 81L200 82H202L201 84L199 83ZM207 81V82H206ZM209 81V82H208ZM247 81V82H246ZM1 82H2V84H1ZM8 82V83H7ZM17 82V83H16ZM24 82V83H23ZM31 82H33V83H31ZM40 82V83H39ZM48 82V83H47ZM57 82V83H56ZM74 82V85L72 84ZM79 82H80V84H79ZM90 82H92V84H93V86L91 85H89V83ZM116 82H118V84L116 83ZM121 82V83H120ZM140 82H143L144 83V85H143V83H140ZM161 82L162 83H164V85L162 84V85H160L161 84ZM184 82V83H183ZM189 82V83H188ZM216 82V84H214ZM227 84V83H229L230 85H232L234 82V84L235 85H233V86H231L230 87V85H229V87L225 84V83ZM238 82H241V83H238ZM242 82H244V84L247 86H244V84L242 83ZM7 83V84H6ZM13 83H15L14 84V86L12 85ZM55 83H56V85H55ZM76 83H78L77 85H76ZM108 83H110V84H108ZM149 83V84H148ZM153 83H155L154 85H153ZM194 83V84H193ZM217 83L219 84L218 86H217ZM221 83V84H220ZM248 83H250L249 84V86H248ZM10 84V85H9ZM21 84H22V86H24V87H22L21 86ZM24 84V85H23ZM25 84H27V86H29V85H31L32 84V86H30V87H27ZM40 84V85H39ZM64 84V85H63ZM91 84V83H90ZM99 84H101L100 86H99ZM118 85V87H116L117 85ZM119 84H121V87H120V85ZM136 84H138V85H136ZM147 84V85H146ZM157 84H159L158 86H157ZM173 84V85H172ZM184 84H185V86H184ZM190 84H191V88H190ZM198 84H200V85H198ZM212 84V85H211ZM225 84V85H224ZM252 84H254V85H252ZM34 85V86H33ZM55 85V86H54ZM61 85H62V87H61ZM71 85V86H70ZM73 85V86H72ZM80 85V86H79ZM98 85V86H97ZM115 85V86H114ZM133 86L134 85V87L135 86H138V88H133V87H129V86ZM142 85V86H141ZM152 85V86H151ZM168 85V86H167ZM169 85H172V86H169ZM215 85H216V87H215ZM222 85V86H221ZM238 85V86H237ZM241 85V86H240ZM7 86L9 87L8 89H6L7 88ZM89 86H90V88H89ZM105 86H108L107 88H108V91L107 90H105L106 89V87ZM110 86H112V87H110ZM149 86V88L147 89V87ZM166 88H165V87ZM187 86V87H186ZM208 86V89L206 88ZM214 86V87H213ZM223 86H225V87H223ZM253 86V87H252ZM255 86H256V88H255ZM12 87V88H11ZM22 87V88H21ZM37 89H36V88ZM47 87H49L50 89L51 88H53V90H50L49 88H47ZM61 87V88H60ZM69 87V88H68ZM96 88L94 91H93V89L92 88ZM114 87H116V88H114ZM126 87V88H125ZM150 87L153 89H150ZM172 87V88H171ZM192 87H194V89L192 88ZM213 87V88H212ZM220 87H221V89H220ZM258 87V88H257ZM259 87L261 88L260 90H262V91H259ZM40 88H42L43 90H41ZM47 88V89H46ZM73 88V89H72ZM100 88V89H99ZM112 88V89H111ZM118 88H120V90L118 89ZM133 88V89H132ZM155 88V89H154ZM163 88V89H162ZM185 88H190V89H193V90H188L187 89V91H190L189 93H190V95H188V92H186V90H185ZM231 88H232V90H231ZM235 88V90H233ZM237 88V89H236ZM246 88V89H245ZM3 89V90H2ZM24 89V91H26V92H24V91H22ZM34 89H36L35 91H34ZM53 91V92H49L48 94H47V91ZM81 89V90H80ZM105 91H104V90ZM117 89V90H116ZM158 89V90H157ZM198 89L200 90V92L202 91V93H204V91L207 89L208 90V92L206 93L207 95H205V93L204 94H202L201 93V95H199L200 94V92L198 91ZM210 89H212V91H210ZM215 89V90H214ZM218 89V90H217ZM220 89V90H219ZM224 89H226L227 90V92H225L224 91ZM255 89V90H254ZM31 90H33V91H31ZM39 90V91H38ZM116 92H114V91ZM120 92H119V91ZM148 90V92H146V91ZM149 90H150V94H149ZM176 90L178 91V92H176ZM195 90V91H194ZM206 90V91H207ZM213 90H214V93L216 92V96H214V93H213ZM230 90V91H229ZM239 91V94L237 93L238 91ZM245 90H247V91H245ZM252 90V91H251ZM258 90V91H257ZM21 91V92H20ZM29 93H28V92ZM55 91V92H54ZM60 91H62V92H60ZM72 93H71V92ZM81 91V92H80ZM99 91H101V92H99ZM136 93H135V92ZM145 91V92H144ZM160 91V92H159ZM164 91V92H163ZM167 91H169V92H167ZM183 91H185V92H183ZM205 91V92H206ZM218 91V92H217ZM222 92L223 94H218V93H220V92ZM224 91V92H223ZM243 91V92H242ZM3 92V93H2ZM7 92V93H6ZM31 92V93H30ZM33 92V93H32ZM37 92V93H36ZM41 92V93H40ZM98 92V93H97ZM106 92V93H105ZM107 92H109V96H108V93ZM123 93V94H120V93ZM156 92V93H155ZM181 92H183V95H181L182 93ZM195 93V96H194V93ZM196 92H199V94L198 93H196ZM210 92H212L211 94H210ZM233 92V93H232ZM256 92V93H255ZM257 92H259V94L257 93ZM12 93H14V94H12ZM21 93H23V95L21 94ZM28 93V94H27ZM40 95H39V94ZM53 93V94H52ZM80 93V94H79ZM94 93L96 94V95H94ZM106 94L105 95V99H104V95H102V94ZM111 93L113 94V93H115V94H113V95H111ZM117 93H118V95H123L122 97H120V96H118L117 95ZM131 93H133V94H131ZM139 93V94H138ZM144 93L146 94V93H148V95L150 96L151 94H154V95H152V96H157L158 95V97H152V96H150V99L148 98L149 96L146 94V96L144 97ZM164 93V94H163ZM191 93H193V95H191ZM226 93V94H225ZM237 95H236V94ZM244 93H245V95H244ZM2 94V95H1ZM15 94H17V95H15ZM24 94H26L27 96H25ZM29 94H31L32 96L35 94V95H39L38 97L36 96L35 97V95L33 96V97H31V95H29ZM42 94V95H41ZM47 94V95H46ZM63 94V95H62ZM65 94V95H64ZM90 94H92V98L93 99H91V95ZM99 94H101L100 95V97L99 96H97V95H99ZM136 95V97H135V95ZM140 94H141V96H140ZM143 94V95H142ZM161 94H163V96L161 97ZM168 94V95H167ZM170 94V95H169ZM196 94H198V95H196ZM217 94L218 95H220V97L219 96H217ZM225 94V95H224ZM230 94H231V96H230ZM248 96H247V95ZM6 95L7 96H9L10 95V99L7 97L6 98ZM12 95V96H11ZM15 95V96H14ZM30 97H29V96ZM89 95V96H88ZM128 95H131V96H129L128 97ZM175 95V96H174ZM187 95H188V98H187ZM205 97H204V96ZM213 95V97H209L208 99H207V97L206 96H212ZM4 96V97H3ZM20 96V97H19ZM24 96V97H23ZM41 96V97H40ZM63 96V97H62ZM77 98H76V97ZM79 96V97H78ZM87 96H88V98L89 99H91V100H89L88 98H87ZM97 96V97H96ZM101 96H103L102 98H103V100H102V98H101ZM108 96V97H107ZM114 96H116L117 98H115ZM126 96V97H125ZM164 96H165V98H164ZM169 96V97H168ZM199 96H201V97H199ZM241 96V97H240ZM245 96H246V98H245ZM260 96V97H259ZM16 97V98H15ZM23 97V98H22ZM84 97H86V99L84 98ZM113 97V98H112ZM128 97V98H127ZM144 97V98H143ZM215 97V98H214ZM216 97H219L218 99H216ZM256 97V99H254ZM4 98H6V99H4ZM39 98H41V99H39ZM53 98V99H52ZM63 98V100H61ZM108 98V99H107ZM114 98L116 99V100H114ZM134 98H136V99H134ZM145 98H146V100H145ZM151 98H153L154 99V101L151 99ZM171 98V99H170ZM182 98V99H181ZM184 98H186V99H184ZM201 98V99H200ZM204 98V99H203ZM214 98V99H213ZM243 98H244V100H243ZM2 99H4V100H6V101H8V102H6V101H3ZM15 99H16V101H15ZM21 99H23L24 100V102H23V104H22V101L23 100H21ZM31 99V100H30ZM50 99H51V101H54L53 103H47L48 101L49 102H51L50 101ZM56 99L58 100V102L56 101ZM72 102H74L75 103V106L76 107H73V105H71V101ZM72 99H74L75 101H73ZM83 99V100H82ZM94 99H96V101L94 100ZM98 99H100V100H98ZM109 99H111L110 100V102H109ZM118 99V100H117ZM133 99H134V101H133ZM139 99V100H138ZM157 99L159 100V101H157ZM183 99H184V101H183ZM222 99V100H221ZM224 99V100H223ZM230 101H229V100ZM239 101H238V100ZM249 99H250V102H251V106H250V102H249ZM259 99H261V100H259ZM9 100H11V101H9ZM60 100V101H59ZM81 100H82V102H81ZM150 100V101H149ZM160 100H161V102H160ZM173 102H172V101ZM186 100V101H185ZM198 100V101H197ZM213 100V101H212ZM214 100H218V101H214ZM236 100V101H235ZM263 100V101H262ZM1 101H3V103L1 102ZM18 101V102H17ZM21 103H20V102ZM31 101V102H30ZM67 102V103H65V104H63L64 102ZM88 101H89V103H88ZM100 101H102V102H100ZM120 101H121V103H120ZM131 101H133V102H131ZM144 101V102H143ZM182 101V102H181ZM211 101V102H210ZM220 101V102H219ZM225 101H227V102H225ZM256 101H258V102H256ZM262 103H261V102ZM11 102V103H10ZM15 102V103H14ZM57 102V103H56ZM106 102H107V104H109L108 106H107V104H106ZM111 102H118L117 104L116 103H111ZM125 102H127V103H125ZM146 102V103H145ZM154 102H156V103H154ZM179 102V103H178ZM199 102V103H198ZM216 102V103H215ZM220 103V105H222V106H219L218 104ZM242 102V103H241ZM252 102H253V104H252ZM8 104V106H7V104ZM26 103V104H25ZM35 103V104H34ZM45 104V105H43V104ZM94 103H96L97 105H95ZM98 103H100V104H98ZM123 103V104H122ZM145 103V104H144ZM151 105H150V104ZM166 103H168V105L166 104ZM173 103V104H172ZM185 103V104H184ZM187 103L189 104V105H187ZM195 103H197V106L195 105ZM222 103V104H221ZM226 103H228V105L226 104ZM256 103V104H255ZM261 103V104H260ZM11 104V105H10ZM19 104V105H18ZM36 104H39V105H36ZM56 105L55 107L53 106V105ZM61 104V105H60ZM67 104H69L68 106H67ZM103 104V105H102ZM104 104H106L105 106H107V107H105L104 106ZM117 106H115V105ZM120 104V105H119ZM122 104V105H121ZM143 104V105H142ZM167 106H166V105ZM199 104V105H198ZM217 104V105H216ZM224 104H226V105H224ZM257 104H259V105H257ZM35 105H36V107H35ZM43 105V106H42ZM49 105H50V109H51V111L50 112H48L49 110H47V109H45V107L47 108V106H48V108H49ZM57 105H58V107H57ZM84 105V106H83ZM114 105V106H113ZM128 107H127V106ZM133 105V106H132ZM140 105V106H139ZM162 105V106H161ZM170 105V106H169ZM179 105H181V106H179ZM202 105V106H201ZM261 105V106H260ZM3 106H4V108H3ZM42 106V108H40ZM57 108V110L55 111L54 110V108ZM82 106H83V109H82ZM93 106H94V108H93ZM101 108H100V107ZM111 106H112V108H111ZM135 106V107H134ZM138 106V108H136ZM142 106V107H141ZM191 106V107H190ZM195 106H196V108H195ZM215 106V107H214ZM226 106V107H225ZM235 106V107H234ZM7 107H10V108H7ZM33 108V109H29L30 110V112L27 110V109H25V110H27L26 112H27V114H25V112H23V111H25L24 110V108ZM65 107V108H64ZM92 107V109H90V108ZM98 107H99V109L101 110L102 108H104L103 110H107L106 112L105 111H103L102 112V110H101V114H100V110L98 109ZM119 107H121V108H119ZM129 109H127V108ZM151 107H152V110H151ZM159 107L162 109V108H164L162 111H160V109H159ZM203 107V108H202ZM219 107V108H218ZM221 107V108H220ZM225 109H224V108ZM237 107V108H236ZM12 108H13V110H12ZM17 108V109H16ZM21 108V110H19ZM35 108V109H34ZM52 108H53V110H52ZM77 108V109H76ZM86 108V109H85ZM89 108V109H88ZM223 108V109H222ZM228 108V110H226ZM244 108V109H243ZM8 109H9V111H8ZM23 109V110H22ZM66 109V110H65ZM81 110V113H84V115H87V116H83V114H81L80 113V111L79 110ZM112 109V110H111ZM151 111H150V110ZM153 109H155L154 110V112H152L153 111ZM159 109V110H158ZM171 109V112H170V115L169 114H167V113H169V110ZM199 109V110H198ZM202 109V110H201ZM205 109V110H204ZM209 109H212V110H214V109H216V110H214V111H212V110H210L209 111ZM220 109V110H219ZM237 109H238V111H237ZM251 109V110H250ZM16 110H19L18 111V113H17V111ZM62 110V111H61ZM92 111V113H90V111ZM97 110H99V112L97 113ZM119 110V111H118ZM124 110V111H123ZM128 110V111H127ZM133 110V111H132ZM148 110L151 112V113H149L148 112ZM165 110V111H164ZM198 110V111H197ZM217 110H218V112H217ZM231 110V111H230ZM235 110H236V112H235ZM248 110V111H247ZM12 111H13V113H12ZM14 111H16V113L14 114ZM20 111H21V113H20ZM33 111V112H32ZM48 112L47 113V115L45 114V112ZM67 111V113H65ZM78 111V112H77ZM83 111V112H82ZM94 111H96V112H94ZM119 113V115H118V113ZM158 111H160V112H158ZM168 111V112H167ZM176 111H181V116L182 115H184V116H182V118H179L178 119V116H180L179 115V113L180 112H176ZM196 111V112H195ZM216 111V112H215ZM228 111H229V113H228ZM240 111V112H239ZM252 111V112H251ZM4 112H5V114H4ZM9 112V113H8ZM69 112L71 113V114H73V117L72 116H70L71 118H69V117H67V116H69ZM73 112H77L78 114L76 115L75 113H73ZM111 112V113H110ZM118 115H116L115 113ZM129 113V115L127 114V113ZM143 112V113H142ZM167 112V113H166ZM176 113L175 115H174V113ZM198 112V113H197ZM212 113L213 112V114H212V116H214L212 119L209 117V115H210V113ZM215 112V113H214ZM254 112V113H253ZM10 113H12V114H10ZM24 113V114H23ZM54 113V114H53ZM59 113H61V115L59 114ZM88 113H90V114H93V113H95V118H92L93 117V115H91V117H89V115H88ZM96 113H97V116H96ZM103 113V114H102ZM104 113L108 116V119L109 118H112V119H109L110 121H108L107 120V116L105 117L104 116ZM131 113H133V114H131ZM204 113H206L205 115H204ZM234 113V114H233ZM246 114V116H245V114ZM250 113V114H249ZM18 114H20V115H18ZM49 114H53V116H50ZM65 114H66V116H65ZM75 114V115H74ZM79 114H81V115H79ZM99 114H100V116H99ZM120 114H122L121 116H124V118L123 117H121L120 116ZM124 114H126V115H124ZM168 116H167V115ZM172 114L175 116V118H174V116H172ZM204 115V116H201V115ZM209 114V115H208ZM231 114H233V116L231 115ZM249 114V115H248ZM8 115H10V116H8ZM13 115H15V116H13ZM23 115H24V117H23ZM28 115V117H26ZM60 115V116H59ZM79 115V116H78ZM102 115V116H101ZM130 115H131V117H130ZM135 115V116H134ZM177 115V116H176ZM251 115V117L249 118V116ZM12 116H13V118H12ZM50 116L51 117V120L49 119V120H47L46 118H48V117ZM62 116H64V117H62ZM104 116V117H103ZM113 116H116V117H114L113 118ZM134 116V117H133ZM148 116V118H146V117ZM151 116H154V117H151ZM180 116V117H181ZM186 116V117H185ZM197 116V117H196ZM211 116V115H210ZM211 116V117H212ZM230 116V117H229ZM238 116V117H237ZM1 117H3V118H1ZM7 117H9V118H7ZM17 117V118H16ZM54 117V118H53ZM56 117V118H55ZM58 117V118H57ZM59 117H60V119H59ZM78 117V118H77ZM81 117H83L84 118V120H83V118H81ZM87 117H88V119H87ZM128 117H129V119H128ZM164 117V118H163ZM170 117H171V120H170ZM191 117V118H190ZM203 117L205 118V123L204 122H202L201 120H203ZM209 117V118H208ZM242 117L244 118V119H242ZM259 117V118H258ZM260 117H263V119L262 118H260ZM8 120H7V119ZM10 118H11V120H10ZM21 118V119H20ZM53 118V119H52ZM62 118H63V120H62ZM76 118V119H75ZM101 118V119H100ZM124 119V121H125V123H122V122H124L123 120H121V119ZM128 120H127V119ZM138 120H137V119ZM152 118V119H151ZM165 118H167L166 120H164ZM185 118V119H184ZM200 119L198 122L196 121V119ZM206 118H208V119H206ZM233 118V119H232ZM237 118H238V120H237ZM1 119L3 120V121H1ZM57 119V120H56ZM70 121V119H71V121H70V123L71 124H73V125H71V124H69L68 125V121ZM117 119V120H116ZM145 119V120H144ZM154 119V120H153ZM175 119V121L177 122H175V121H173L172 123H171V121L172 120H174ZM197 119V120H198ZM218 119V120H217ZM235 119H236V121H235ZM250 121H249V120ZM255 119H256V121H255ZM46 120V121H45ZM52 120H54L53 122H51ZM72 120H74V121H72ZM99 120V121H98ZM121 120V121H120ZM157 120H159V122L157 121ZM168 120V121H167ZM183 121V123H185V120H189L188 122L186 121V123H188V124H196V123H198V124H196L195 126H193V127H190L189 125H187L186 123V125H183V124H181V121ZM192 120H194V121H196V122H193ZM213 120V122H211ZM215 120V121H214ZM230 120H231V122H230ZM242 120V121H241ZM249 122H248V121ZM7 121H9V122H7ZM61 121H62V123H61ZM67 123H66V122ZM87 121V122H86ZM97 121V122H96ZM102 121V122H101ZM190 121H192V123L190 122ZM246 121V122H245ZM3 122V123H2ZM13 122H14V124H13ZM55 122V123H54ZM73 122V123H72ZM74 122H76V124L74 123ZM106 122V123H105ZM114 122V123H113ZM178 122H180L179 124L180 125H182V126H180L179 124H178ZM211 122V124H209ZM215 122H217V124L215 123ZM239 122V123H238ZM9 123H11V124H9ZM17 123L18 124H20V125H17ZM51 123V124H50ZM66 125H65V124ZM78 123V124H77ZM87 123H89V124H92L91 126H89V124H87ZM94 123V124H93ZM95 123H97V124H95ZM98 123H100V124H98ZM109 123H110V125L111 124H115L114 126L113 125H111V126H109ZM213 123H215V124H213ZM231 123H232V125H231ZM236 123V125L235 126H233L234 124ZM245 123H246V126H244L245 125ZM13 124V125H12ZM28 124H30V125H28ZM50 126H48V125ZM82 124V125H81ZM84 124H85V127H84ZM86 124H87V126H86ZM105 124V125H104ZM176 124H178V125H176ZM201 124V125H200ZM204 124H205V126H204ZM224 124H226L227 125V127L228 128H225L226 126L224 125ZM254 124H257V125H254ZM13 127H12V126ZM28 125V126H27ZM71 125V126H70ZM94 125V126H93ZM96 125V126H95ZM100 126V127H98V126ZM105 126V128H104V126ZM145 125H146V127H145ZM171 125V126H170ZM174 125H175V127H174ZM206 125L208 126V127H206ZM217 125H219V126H217ZM72 126H74V127H72ZM155 126V127H154ZM178 126V127H177ZM188 126V127H187ZM200 126H202V128H206V129H204V130H202L201 131V127ZM232 126H233V128H232ZM248 126V127H247ZM24 127H26V129H24ZM47 127V128H46ZM66 127H67V129L69 130V131H73V132H75L74 134H73V136L72 135H69V134H72L71 132L68 134V130L66 129ZM80 127L81 128H83L84 129V131L81 129V131H80ZM86 127H87V129H86ZM112 127V128H111ZM125 127V128H124ZM187 127V128H186ZM211 127H213V128H210ZM218 127V128H217ZM231 127V128H230ZM235 127V128H234ZM18 128V129H17ZM19 128H21V129H19ZM23 128V129H22ZM31 128V130H29ZM71 128H72V130H71ZM74 128H76V130L74 129ZM94 128V129H96V128H98V130H96V132H95V130L92 129ZM122 128V129H121ZM128 128V129H127ZM152 128V129H151ZM181 128H183V129H181ZM196 128V129H195ZM224 128V129H223ZM237 128V129H236ZM242 128H243V130H242ZM245 128V129H244ZM16 129V130H15ZM75 131H74V130ZM90 129V130H89ZM101 129V130H100ZM105 129H107V130H105ZM109 129H110V132H109ZM124 129H125V131H124ZM166 129V130H165ZM181 129V130H180ZM186 129L188 130V132L186 131ZM190 129V130H189ZM192 129H194V130H192ZM208 129V130H207ZM223 129V130H222ZM227 129V130H226ZM241 129V130H240ZM22 130V131H21ZM28 130V131H27ZM49 130H51L50 132H52V133H49V132H47V131H49ZM87 130V131H86ZM100 130V131H99ZM116 130V131H115ZM126 130H127V133H125L126 132ZM141 130V131H140ZM148 130V131H147ZM184 130V132H181V131H183ZM192 130V131H191ZM215 130H217V131H215ZM233 132H232V131ZM259 130V131H258ZM15 131V132H14ZM45 131L47 132V133H45ZM57 133H56V132ZM66 131H68V132H66ZM76 131H80V132H76ZM114 131L116 132V133H114ZM143 131H144V133H143ZM158 131H160V133L161 134H157L158 133ZM178 131V132H177ZM189 131H191L190 133H189ZM232 133H231V132ZM263 131V132H262ZM21 134L20 136L17 134ZM28 132V133H27ZM64 132V133H63ZM92 132V133H91ZM98 132H100V134L98 133ZM107 132V133H106ZM133 132V134L131 135L130 133H132ZM138 132V135L137 134H135V133H137ZM146 132V133H145ZM150 133V135L149 136H145V135H147V134H149ZM157 132V133H156ZM162 132H164V133H162ZM202 132H204V133H202ZM209 132H212V133H208V135H207V133ZM229 132V133H228ZM253 132V133H252ZM260 132H262V133H260ZM16 133V135H14V134ZM33 133L35 134V135H33ZM44 133V134H43ZM63 133V134H62ZM77 133V134H76ZM90 133V134H89ZM101 133H103V135L101 134ZM111 133V135H109ZM113 133V134H112ZM130 135H129V134ZM145 134V135H143V134ZM152 133V134H151ZM169 133H172V134H169ZM177 133V134H176ZM217 133H219V134H217ZM239 135H237V134ZM242 135H240V134ZM259 133H260V135H261V140H262V142L259 140L260 139V135H259ZM12 134L15 136V138L17 139H15L14 138V136H12ZM46 134V135H45ZM60 134V135H59ZM67 134V135H66ZM87 134H89V135H91V136H93V137H89V135H88V137H87ZM97 135V137L96 136H94V135ZM105 134V135H104ZM140 134H142V135H140ZM169 134V135H168ZM174 134H176V135H174ZM206 134V135H205ZM217 134V135H216ZM226 134V135H225ZM229 134H232V135H230L229 137H231V136H233L232 138L234 139V140H232V138L230 139L229 137H228V135ZM234 134V135H233ZM32 135V136H31ZM81 135H82V138H81ZM107 135V136H106ZM108 135L110 136V137H108ZM124 135V136H123ZM157 135H159V136H157ZM172 135V136H171ZM244 135H246V137L244 136ZM250 135H253V136H251L250 137ZM19 136V137H18ZM44 136H46L47 138H44ZM59 136V137H58ZM69 136H72V138L71 137H69ZM99 136H101V137H99ZM103 136H106L105 138L103 137ZM119 136V137H118ZM122 136V137H121ZM136 136V137H135ZM144 136V137H143ZM184 136V137H183ZM213 136L215 137H218V138H216L215 137V140H214V138H213ZM236 136V137H235ZM256 136H258L259 137V139H258V137H256ZM13 137V138H12ZM23 137V138H22ZM58 137V138H57ZM61 137H63V138H61ZM67 137H69V139L67 138ZM78 137V138H77ZM95 137V138H94ZM108 137V138H107ZM118 137V138H117ZM127 137V138H126ZM136 138V142L138 143V144H140V145H137V143L135 142L134 143V141H135V138ZM194 137H196V138H194ZM222 137V138H221ZM223 137H225V138H223ZM244 137V138H243ZM249 137V138H248ZM3 138V139H2ZM9 138V139H8ZM19 138H21V140L19 139ZM49 138V139H48ZM61 138V139H60ZM92 138V139H91ZM101 138V139H100ZM124 138H125V140H124ZM130 138H132V140H130ZM169 138H172L171 140L169 139ZM184 138V139H183ZM229 140H228V139ZM242 138V139H241ZM255 140H254V139ZM10 139H11V141H10ZM13 139V140H12ZM45 139V140H44ZM53 139V140H52ZM59 139H60V141H59ZM67 139V141H65L66 143L64 144V141L63 140H66ZM86 139V140H85ZM129 139V140H128ZM171 141V142H173V143H171L169 140ZM177 139H178V141H177ZM193 139H195V141L193 140ZM197 139V140H196ZM238 141V140H240V144H239V141L238 142H234V141H236V140ZM245 139H246V141H245ZM10 141V142H8V141ZM20 141V143L18 144V142ZM52 142H51V141ZM97 140H98V143H100V144H97L96 142H97ZM100 140V141H99ZM117 140H119L118 142H117ZM176 140V141H175ZM218 142H217V141ZM223 140H224V142H223ZM259 140V142H257V141ZM29 141H31V142H29ZM94 141V142H93ZM103 141V144H101V142ZM142 141H144V142H142ZM180 141H182L181 143H179ZM192 141V142H191ZM194 141V142H193ZM213 141V142H212ZM231 141V142H230ZM243 141V144H242V146H240L241 145V142ZM255 141V142H254ZM51 142V143H50ZM60 142H62V144L63 145H60L61 143ZM84 142V143H83ZM91 142H93V143H91ZM109 142V143H108ZM114 142V143H113ZM134 143V145L133 144H129V143ZM245 142V143H244ZM258 143V144H255V143ZM8 143V144H7ZM40 145H39V144ZM46 143V144H45ZM98 145H96V144ZM186 143V144H185ZM192 143V144H191ZM205 143V144H204ZM221 143V144H220ZM248 143V144H247ZM38 144V145H37ZM67 144V148H66V150L67 149H69L70 148V151H71V149L73 148L74 149V147H73V145L75 146V144H77V146H79L80 144L82 145V146H80V147H77V146H75V149L73 150L72 149V151H74L73 153H72V151L71 152H69V153H67L68 152V150L67 151H63V150H65V145ZM129 144V148H131L132 149V146H134L133 148L134 149H132V150H128V148H126L127 147V145ZM135 144H136V146H135ZM148 146H146V145ZM158 144H162V145H158ZM183 144V145H182ZM209 144H211V145H209ZM213 144V145H212ZM218 144V145H217ZM260 144V145H259ZM2 145V146H1ZM23 145H24V147H23ZM100 145H103V146H100ZM143 145H145V146H143ZM155 145V146H154ZM177 145L180 147V149H179V147H177ZM196 145H198V146H196ZM200 145V146H199ZM233 145V146H232ZM237 145H238V148H237ZM251 145V146H250ZM255 145H257L256 146V148H255V150H254V146ZM259 145V146H258ZM12 146V147H11ZM29 146H31V147H29ZM48 146V147H47ZM70 146V147H69ZM84 146V147H83ZM87 146V148H85ZM94 146H95V149H94ZM110 148H109V147ZM126 146V147H125ZM131 146V147H130ZM147 147L146 149V152L145 151H139L138 149L140 148V147ZM247 146H249V147H251V148H249V147H247ZM252 146H253V148H252ZM39 147L41 148V149H39ZM100 147V148H99ZM193 147V148H192ZM218 147V148H217ZM233 147V148H232ZM237 148V150H236V148ZM257 147H259V148H257ZM6 148V149H5ZM17 148V150H15ZM23 148V149H22ZM24 148H27V150H24ZM34 148H37L36 150H34ZM82 148V149H81ZM85 148V149H84ZM123 148V149H122ZM124 148H126V149H124ZM151 148V149H150ZM173 148V149H172ZM181 148H183V149H181ZM188 148V149H187ZM229 148H232L233 150H231V149H229ZM261 148V149H260ZM4 149V150H3ZM89 149H91V150H89ZM92 149L94 150V151H92ZM101 149V150H100ZM190 149L192 150V153L190 152ZM258 149V150H257ZM1 150H2V152H1ZM15 150V151H14ZM79 150V151H78ZM84 150V151H83ZM157 150V151H156ZM223 150H224V152H227V154H225V156L227 155V157L229 156V154L231 155V156H229L230 158H226L223 154H224V152H223ZM228 150V151H227ZM236 150V151H235ZM247 150H249V151H247ZM263 151V152H261V153H258V151L260 152V151ZM3 151H4V153H3ZM32 151H34L33 153H31ZM88 151V152H87ZM96 151H98V153L96 152ZM102 151V152H101ZM129 151V152H128ZM156 151V152H155ZM160 151V153H157V152H159ZM162 151V152H161ZM179 153H178V152ZM211 151V152H210ZM222 151V152H221ZM233 151H235V153H237L238 151V153H237V156L235 155V154H233L232 152ZM247 151V153H250V151H251V153L249 154V156H247L248 154H246L245 152ZM253 151H255V152H253ZM5 152H6V154H5ZM24 152V153H23ZM26 152H27V154H26ZM57 152V153H56ZM76 152H77V154H76ZM91 152V153H90ZM100 152V153H99ZM130 152H132V153H130ZM164 152V153H163ZM182 152V153H181ZM184 152V153H183ZM186 152H187V156H186ZM189 152V153H188ZM203 152H204V154H203ZM217 152V153H216ZM230 152V153H229ZM243 152V153H242ZM3 153V154H2ZM31 153V154H30ZM65 153H66V155H65ZM117 153H120V155L119 154H117ZM130 153V154H129ZM181 153V154H180ZM30 154V155H29ZM47 154V155H46ZM79 154H81V155H79ZM89 154V155H88ZM91 154V155H90ZM94 154H97V155H94ZM160 156H159V155ZM183 154V155H182ZM193 156H192V155ZM17 155V156H16ZM27 155V156H26ZM57 156V157H55V158H53L54 156ZM89 157H88V156ZM94 155V156H93ZM121 156V157H119L118 158V156ZM190 155H191V157H192V161H191V159H189L188 160V158H190ZM199 155H203L202 157L200 156V158H197V156H199ZM207 155V156H206ZM210 155H211V157H210ZM222 155V156H221ZM257 155L258 157H256L255 158V156ZM261 155V156H260ZM80 156V157H79ZM81 156L83 157V158H81ZM101 156V158L99 159V157ZM102 156H104V157H106L107 158V160L105 159V158H103ZM107 156H109V157H107ZM158 156V157H157ZM187 157V159H186V157ZM206 156V157H205ZM208 156L210 157V159L212 158H214L215 160H216V158H217V161L216 162H219V163H216L215 161H214V159H213V161H211V160H209L208 159ZM215 156V157H214ZM245 156H246V158H245ZM253 156V157H252ZM260 156V157H259ZM26 157H29V158H26ZM37 157H39L38 159H36ZM42 157V158H41ZM64 157H66V158H64ZM78 157H79V162H78ZM86 157V158H85ZM194 157H196L195 159H194ZM242 157H244V159H242ZM251 157L253 158L252 160H251ZM87 158H88V160H90V162L89 161H85V160H87ZM90 158V159H89ZM92 158H94V159H96V160H94V159H92ZM118 158V159H117ZM150 158H152V160L150 161ZM158 158V159H157ZM207 158V159H206ZM232 158V159H231ZM263 160H261V159ZM22 159V160H21ZM42 159V160H41ZM44 159V160H43ZM73 159V161H71ZM92 159V160H91ZM109 159H110V162H111V164H109L110 162H109ZM141 159V160H140ZM185 159V160H184ZM203 159V160H202ZM218 159H220V160H218ZM260 159V160H259ZM30 160H33V161H30ZM98 160H100L101 161V163L98 161ZM104 160H106V161H104ZM170 160H171V162H170ZM176 160H178V161H176ZM184 160V161H183ZM194 160V161H193ZM224 160V161H223ZM245 162H244V161ZM29 161V162H28ZM43 161V162H42ZM81 161V162H80ZM94 163H93V162ZM104 161V162H103ZM114 161H116V162H114ZM126 161H128L127 162V164H126V167L123 165L124 164V162H126ZM190 161V162H189ZM201 161V162H200ZM202 161H206V162H202ZM207 161H209L208 163H207ZM247 161V162H246ZM255 161V162H254ZM7 163L8 164V166L6 165V167H5V165H2L3 163ZM12 162V163H11ZM20 162L22 163V164H20ZM34 162V163H33ZM76 162V163H75ZM134 162V163H133ZM176 162V163H175ZM177 162H178V164H177ZM197 162V163H196ZM198 162H200V163H198ZM213 164H212V163ZM224 162V163H223ZM242 162V164H240ZM5 163V164H6ZM44 163V164H43ZM78 163H80L79 165H78ZM130 165H129V164ZM132 163V164H131ZM144 163V164H143ZM191 164V166L190 167H188L190 164ZM194 163V164H193ZM203 163V164H202ZM204 163H205V166H203L204 165ZM207 163V164H206ZM230 165H229V164ZM231 163H233V164H231ZM247 163V164H246ZM14 164H16V165H14ZM46 164V165H45ZM155 164V165H154ZM175 164H176V166H175ZM187 164H189V165H187ZM201 164H202V168L203 167H206V169H203L202 170V168H201ZM212 164V165H211ZM237 164V165H236ZM2 165V166H1ZM21 165V166H20ZM52 165V166H51ZM60 165V166H59ZM88 165H90V167L88 166ZM93 165H94V167H93ZM101 165V166H100ZM133 165V166H132ZM172 165H174V166H172ZM196 166V168H195V166ZM207 165H209V166H207ZM214 165V166H213ZM226 165H228V166H226ZM234 165V166H233ZM244 165H247L246 167L247 168H245V166ZM257 165H259V166H257ZM107 167V168H105V167ZM110 166V168H112V169H108V167ZM123 166V167H122ZM131 168H130V167ZM142 166V168H140ZM170 166H172V168L170 167ZM216 166V167H215ZM217 166H220V167H217ZM233 166V167H232ZM243 166H244V171H245V169L246 170H248V172L246 173V172H244V171H242L241 172V170H243ZM250 166V167H249ZM19 168V170H18V168ZM26 167H27V169H26ZM51 167V168H50ZM71 167L73 168V170L71 169ZM92 167V168H91ZM148 167V168H147ZM196 169V171H197V169H199L198 170V172H195V169ZM198 167V168H197ZM207 167H209V168H207ZM215 167V168H214ZM230 167H232V169L233 170H231V168ZM258 167V168H257ZM47 168H50L49 170L47 169ZM68 168H70L69 169V171H68ZM87 168H89V169H87ZM92 170H91V169ZM97 168V169H96ZM130 168V169H129ZM134 168V169H133ZM137 168V169H136ZM147 168V169H146ZM193 170H192V169ZM239 168V169H238ZM250 168V169H249ZM4 169V170H3ZM16 169V171H19V173H15L16 171H14ZM30 170V171H28V173H27V170ZM33 169V170H32ZM44 169V170H43ZM56 169V170H55ZM57 169L59 170V171H57ZM83 169V170H82ZM95 171H94V170ZM124 169V170H123ZM218 169V170H217ZM230 169V170H229ZM260 169V170H259ZM31 170H32V173L35 175H32V173H31ZM70 170L73 172H70ZM75 170V171H74ZM82 170V171H81ZM110 170V171H109ZM115 170V171H114ZM138 170V171H137ZM143 170H144V172H143ZM186 170V171H185ZM188 170H190V171H188ZM202 170V171H201ZM208 170V171H207ZM215 170V171H214ZM78 171H80V175L78 174L79 172ZM91 171V172H90ZM111 171H113V172H116L115 173V175H114V173L112 172L111 173ZM149 171V172H148ZM163 171V172H162ZM193 171H194V173H193ZM231 171H233V172H231ZM236 171V172H235ZM250 171L252 172V173H250ZM257 172V173H253V172ZM261 171V172H260ZM5 172V173H4ZM78 172V173H77ZM104 172V173H103ZM105 172L107 173V174H105ZM110 174H109V173ZM129 174H128V173ZM138 172V173H137ZM168 172H169V174H168ZM181 172V173H180ZM184 172H186V173H184ZM192 172V173H191ZM210 172H212V173H210ZM259 172V173H258ZM2 173V174H1ZM27 173V174H26ZM31 173V174H30ZM71 173V174H70ZM101 173V174H100ZM144 173L146 174V178H144V179H142L144 176H142V175H144ZM185 175H187V176H184V174ZM189 173V174H188ZM204 175H203V174ZM225 173V174H224ZM239 175H238V174ZM240 173H241V175H243V176H241L240 175ZM17 174V175H16ZM30 174V175H29ZM126 174H128L129 176H131V180H130V177L128 176V175H126ZM148 174V175H147ZM150 174V175H149ZM223 174V175H222ZM228 174V175H227ZM234 174V175H233ZM245 174H247V175H245ZM249 174H251L253 177H251V175H249ZM258 174H259V176H258ZM51 175V176H50ZM87 175H88V177H87ZM134 175V176H133ZM138 175H140V176H138ZM192 175H194V176H192ZM201 175H203V176H201ZM207 175V176H206ZM213 175V177H210V176H212ZM219 175H221V176H219ZM227 175V176H226ZM233 175V176H232ZM249 175V176H248ZM31 176V177H30ZM50 176V177H49ZM83 176V177H82ZM94 176V177H93ZM108 176H109V179H108ZM113 176V177H112ZM124 176V177H123ZM142 176V177H141ZM152 178H151V177ZM205 176V177H204ZM209 176V177H208ZM226 176V177H225ZM229 176V177H228ZM239 176V177H238ZM257 177V179H258V181L256 180V177ZM263 176V177H262ZM19 177V178H18ZM56 177V178H55ZM110 177H112V178H110ZM136 177V178H135ZM183 177H185V178H183ZM187 177V178H186ZM206 177H208V178H210L209 180H208V178H206ZM218 177V179H216ZM242 177H244V178H246V179H243V180H241L242 179ZM12 178H14V179H12ZM18 178V179H17ZM98 178V179H97ZM117 178H119V179H117ZM121 178V179H120ZM182 178L184 179V180H182ZM196 178V179H195ZM198 178V179H197ZM201 178H202V180H201ZM208 180H206V179ZM239 178V179H238ZM253 178V179H252ZM255 178V179H254ZM263 178V179H262ZM54 181H53V180ZM108 179V180H107ZM150 179V180H149ZM152 179V180H151ZM166 179H167V181H166ZM178 179V180H177ZM195 179V180H194ZM199 179H200V181H199ZM214 179H216V180H214ZM236 179V180H235ZM237 179H238V181L240 180V181H242L243 183H242V185H241V183L239 182L238 183V181H237ZM259 179H261V181H259ZM92 180V181H91ZM117 180V182H115ZM245 180V181H244ZM255 180V181H254ZM5 183H4V182ZM108 181H110V183H112V182H114V183H112L113 185H111V184H109V182ZM112 181V182H111ZM121 181V182H120ZM148 181H149V185H150V183H151V185L152 186H149L148 185ZM151 181V182H150ZM179 181V182H178ZM236 181V182H235ZM250 181V182H249ZM11 182V183H10ZM212 182H213V184H212ZM230 183V184H227V183ZM234 182H235V187L233 186V184H234ZM250 184H249V183ZM256 182L259 184V182H260V186L259 185H256L255 186V184H256ZM24 183H25V187H27V188H25L24 187ZM91 183V184H90ZM211 183V184H210ZM12 184V185H11ZM41 184V185H40ZM109 184V185H108ZM115 184H117V185H115ZM135 184V185H134ZM205 184V185H204ZM207 184V185H206ZM226 184V185H225ZM248 185V187H247V185ZM4 185H5V187H4ZM8 185H10L9 187H7ZM82 185H84V187L81 189V190H79L78 191V193H75V191H74V189H76V188H78V187H80V186H82ZM243 185H244V187H243ZM54 186V187H53ZM56 186V187H55ZM63 186V187H62ZM75 186H77V187H75ZM86 186V187H85ZM112 186V187H111ZM113 186H114V188H113ZM120 186V187H119ZM161 186V187H160ZM192 186V187H191ZM212 186V188H214L213 186H215L216 188H214V189H216V190H214V192H213V189H211V188H209V187H211ZM219 186H222V187H219ZM238 186H240V188L242 187L243 189L242 190H240V189H238L239 187ZM5 188V189H3V188ZM7 187V188H6ZM66 189H65V188ZM143 187V188H142ZM194 187V188H193ZM219 187V188H218ZM230 187V189H226V188H229ZM232 187V188H231ZM257 188V190H255L254 188ZM58 188V189H57ZM64 188V189H63ZM93 188V189H92ZM129 188V189H128ZM186 188H188V189H186ZM192 188V189H191ZM209 188V189H208ZM222 188H225V189H223L224 191H222ZM248 188H250L249 190H248ZM258 188L259 189H261V190H258ZM2 189V190H1ZM60 189V190H59ZM124 191H123V190ZM158 189L160 190L159 191V194H157L158 192ZM217 189H219V190H217ZM247 189V190H246ZM51 190V191H50ZM57 190H59V191H57ZM73 190V191H72ZM92 190V191H91ZM104 190H105V192H104ZM151 190H153V191H151ZM154 190H155V192H154ZM157 190V191H156ZM176 190V191H175ZM194 190H196V191H194ZM240 190V191H239ZM90 191H91V193H90ZM104 192V194H103V192ZM139 191V192H138ZM146 191H148V192H150V193H148V192H146ZM189 193H188V192ZM190 191L192 192V191H194V192H192V193H190ZM209 191V192H208ZM236 191V192H235ZM247 191H248V193H247ZM258 191H259V193H258ZM263 191V192H262ZM38 192V193H37ZM185 192V193H184ZM218 192V197H216L217 196V193ZM234 192H235V194H234ZM238 192H242L243 194H245V193H247V194H245V195H247L248 196V198L245 196V195H242V196H244V198L245 199H243L242 197H240V193H238ZM245 192V193H244ZM260 192H262L261 194H260ZM81 193V194H80ZM152 193V194H151ZM193 193H194V195H193ZM207 193V197L205 196V194ZM211 194V195H209V194ZM213 193V194H212ZM220 193V194H219ZM223 193V194H222ZM225 193H226V195L228 194H230L229 195V197H228V195L226 196L225 195ZM4 194H6L5 196H4ZM72 194V195H71ZM84 195L83 196V199L81 200V202H76L75 201V198L77 199V197H79V198H81L80 196L81 195ZM115 194V195H114ZM123 194V196H120V195H122ZM129 194V195H128ZM141 194V195H140ZM156 194V195H155ZM250 194V195H249ZM258 194H260V197L258 196ZM52 195V196H51ZM99 196L98 197V199L95 201L94 199H92V197L93 196ZM135 195V196H134ZM140 195V196H139ZM152 195V196H151ZM159 195H161V196H159ZM193 195V196H192ZM215 195V199H216V201H217V199L220 197H225V203H223L222 205H220V206H218V204H215L216 203V201H215V199L213 198V196ZM233 195V196H232ZM251 195H254L253 197L251 196ZM7 196V197H6ZM35 196V197H34ZM67 196H68V198H67ZM120 196V197H119ZM145 196H146V198H145ZM211 196V197H210ZM230 196H231V199L234 197V199H229L230 198ZM237 196H239V198H241V199H239ZM259 198H258V197ZM1 197H2V199H1ZM33 197V198H32ZM85 197V198H84ZM133 197H134V199H133ZM137 197V198H136ZM191 197V198H190ZM222 197V198H223ZM255 197H257V199L255 198ZM4 198V199H3ZM10 198V199H9ZM100 198V199H99ZM125 198V199H124ZM135 198H136V200H135ZM139 198V199H138ZM145 198V199H144ZM195 198H197L196 200H195ZM210 198V199H209ZM213 198V199H212ZM235 198H236V200H235ZM247 198V199H246ZM252 198H254L253 199V201L252 200H250V202H252V204H250V202H248V200L249 199H252ZM32 199V200H31ZM105 199H107V202L105 201ZM194 199V200H193ZM206 199H209V200H207V202H210V203H208L207 204V202H206ZM4 200V201H3ZM16 200V201H15ZM66 200V201H65ZM72 200V201H71ZM192 200H193V202H192ZM213 200H214V204H213ZM259 200V201H258ZM3 201V202H2ZM46 201V202H45ZM63 201H64V203H63ZM72 203H71V202ZM146 201V202H145ZM159 201V202H158ZM194 201H196V202H194ZM227 201V202H226ZM228 201L229 202H231V203H228ZM233 201H234V203H235V201H237L235 204L236 205H234L233 204ZM242 201V202H241ZM256 201V202H255ZM84 202H85V204H84ZM115 202V203H114ZM122 202H124V203H127V204H124V203H122ZM136 202V203H135ZM242 203V205L240 204V203ZM248 202V203H247ZM18 203V204H17ZM19 203H22V204H19ZM35 203V204H34ZM95 203H96V205H95ZM102 203H104V205L102 206ZM151 203H153V204H151ZM182 203V204H181ZM195 203V204H194ZM227 203V204H226ZM254 203H256V205L254 204ZM259 203H262L261 205L259 204ZM4 204V205H3ZM61 204V205H60ZM123 204L126 206H124L123 207ZM131 204L132 205H134V206H131ZM150 204V205H149ZM194 204V205H193ZM233 204V205H232ZM1 205H3V206H5V208L3 207V206H1ZM16 205H20V206H22L21 207V209H18V211L16 210H13V207L14 206H16ZM38 205V206H37ZM82 205L83 206H85V205H87V207H86V209H85V217L87 216H89V214H93V215H97V214H100V224H101V222H102V224H103V222H104V227H105V232L106 231H108L110 228L112 229L111 230V235L109 234V238H107L106 239V242H107V240H108V242L106 243L105 242V240L103 241V243L104 244H107L106 246H104V244H102L103 246H102V248H103V251L106 253V252H108L107 254L109 255H105V257H103V258H101L100 259V257H97V256H95L94 255V251H95V247H94V240H93V238H94V236L96 235V234H100L98 231H99V226L97 225V226H95V228L96 229H91L90 228V218L89 219H86V220H84V219H82V218H80V220L82 219V221H80L79 219H77V221L79 222H77V221H73V219L74 218H76V217H78V214L76 213V211L75 212H73V209H78V208H80V207H82ZM99 205V206H98ZM151 206V207H149V206ZM172 205H174V206H172ZM184 205V206H183ZM210 205V206H209ZM212 205L214 206V208H215V206L217 207V209H216V211L218 210V208H219V210H218V212H214L215 211V209L212 207ZM225 205H226V208H225ZM237 205H238V207H237ZM46 206V207H45ZM119 206H121V207H119ZM138 206V207H137ZM177 206V207H176ZM182 206V207H181ZM198 206H202L201 208L200 207H198ZM228 206V207H227ZM232 206H235L236 207V209H234L232 212H231V210L229 209V207H231V208H233ZM258 206H262V208L263 209H261V207L259 208ZM49 207H50V209H49ZM58 207H59V209H58ZM75 207H77V208H75ZM96 207H97V209H96ZM100 209H99V208ZM131 207H133V208H131ZM137 207V208H136ZM144 207H146V209L147 210H145V208ZM155 207V208H154ZM168 207V208H167ZM190 207H192V208H190ZM242 207V208H241ZM95 208V209H94ZM118 208V209H117ZM131 208V209H130ZM134 208L136 209V211L134 210ZM140 208V209H139ZM167 208V209H166ZM180 208V209H179ZM183 208H185V209H183ZM197 208H199V210L198 211H200V209H201V211L200 212H198L197 211ZM228 208V210H230V212H228V210H225V209H227ZM239 210H238V209ZM3 209V210H2ZM92 209H94V210H92ZM116 209L118 210V212L116 211ZM120 209V210H119ZM138 209V210H137ZM194 209H196V210H194ZM202 209H203V211H202ZM204 209H207V210H204ZM211 209V210H210ZM240 209H241V211H240ZM244 209V210H243ZM259 209L262 211L261 213H259L260 211H259ZM19 210H20V212H19ZM66 210L68 211L67 213H65L66 212ZM95 210H97V211H95ZM115 210V211H114ZM131 211V212H133V211H135L134 212V216H133V218L132 219H136V220H128L129 221V223H123V221H125L126 222V216H127V213H128V211ZM141 210V211H140ZM154 210V211H153ZM167 210V212H165ZM177 210H178V216H177ZM214 210V211H213ZM220 210H222L221 211V213H219L220 212ZM237 212H241L242 213V216H240L241 215V213L239 214V213H237ZM252 210V211H251ZM256 210V211H255ZM21 211H24L25 213H23V212H21ZM40 211V212H39ZM145 211H147L146 213H145ZM175 211H176V215H175ZM183 211V212H182ZM184 211H186V212H184ZM190 211V212H189ZM209 211H211L210 213H207V212H209ZM247 211H248V214L247 215H249V216H246V213H247ZM254 211H255V213H254ZM6 212V214H7V216H6V214H4ZM32 212V213H31ZM39 212V213H38ZM59 212H60V214L61 215H59ZM62 212V213H61ZM91 212V213H90ZM173 212H174V215H175V217H177V219H174L175 217H174V215H172L173 214ZM188 212V213H187ZM199 214H198V213ZM223 212V213H222ZM225 212V213H224ZM227 212V213H226ZM237 213V217L236 216H233L234 218H232V216L231 215H234V213ZM244 212V213H243ZM254 213V215H255V217H254V215H252L253 213ZM21 213V214H20ZM89 213V214H88ZM107 213V214H106ZM160 213H162V214H160ZM165 213V214H164ZM168 213V214H167ZM190 213V214H189ZM197 213V214H196ZM205 213V214H204ZM214 213H219V214H217L216 216H213V215H215ZM231 215H230V214ZM250 213V214H249ZM263 213V214H262ZM67 216H66V215ZM145 214V215H144ZM188 214V215H187ZM196 214V215H195ZM201 214H203V215H201ZM207 214V215H206ZM230 216H229V215ZM262 214V215H261ZM5 215V216H4ZM18 215V217H16V216ZM114 215V216H113ZM143 215V216H142ZM179 215H180V217H179ZM204 215H206V216H204ZM219 215V216H218ZM253 216L252 218L253 219H256L255 220V223H256V221H257V225H255V226H253L254 224H253V219L251 218V216ZM60 216V217H59ZM152 216V217H151ZM160 216V217H159ZM172 216V217H171ZM195 216V217H194ZM200 218H199V217ZM222 218H221V217ZM223 216H226V217H230V218H232V219H230V218H225V220H221V219H224L223 218ZM242 218V221L240 220V219H236V218ZM3 217H5V219H3ZM33 217H35V218H33ZM109 217V218H108ZM163 217V218H162ZM167 217V218H166ZM183 217V218H182ZM187 217V218H186ZM189 217H191V218H189ZM197 217V218H196ZM202 217H203V219H205V222L203 223V219H202ZM215 217V218H214ZM216 217H217V219H216ZM249 217V218H248ZM260 217V218H259ZM156 218H158V219H156ZM166 218V219H165ZM188 218H189V221H192L191 219L193 218V221H192V223L191 222H188ZM206 218H208V219H206ZM221 218V219H220ZM246 218V219H245ZM16 219H18V220H16ZM20 219V220H19ZM23 219V220H22ZM111 219V220H110ZM122 219H123V221H122ZM152 219V220H151ZM162 220V222L163 223H160V224H162V227H161V225L159 224V221H161ZM183 219V220H182ZM185 219V220H184ZM187 219V220H186ZM220 220V221H217V220ZM230 219V220H229ZM244 219V220H243ZM259 219V220H258ZM260 219H262V221L260 220ZM65 220V221H64ZM98 220V221H99ZM111 222V223H109V221ZM151 220V223H148L149 221ZM165 220H167L166 222H165ZM172 220V221H171ZM176 220V221H175ZM183 221V224H182V221ZM198 220V221H197ZM229 220V221H228ZM232 220H234L233 222H238V223H236L237 225H239V226H237V225H235V223H234V225H232L233 227L232 228H229V227H231V225L230 226H228L230 223L232 224L233 222H230V221H232ZM236 220V221H235ZM14 221H17V222H15V223H13ZM67 221H68V223H67ZM120 221H122L121 223H120ZM132 221V222H131ZM138 221V222H137ZM169 221H171V222H173V224L172 223H170ZM199 221H201V222H199ZM209 221V222H208ZM217 221V222H216ZM224 221H226L227 223H229V224H227L226 222H224ZM34 222V223H33ZM41 222V223H40ZM78 224H77V223ZM157 223L158 224V226H157V224L155 225V223ZM170 223V225H166V223ZM184 222H187V223H184ZM211 222H214V224L213 223H211ZM216 222V223H215ZM223 222H224V224H227L226 226L224 225L223 226V228H221L222 226L221 225H223ZM247 222V223H246ZM3 223V224H2ZM7 223V224H6ZM11 223H13V224H11ZM39 223V224H38ZM53 224V226H55V227H52V228H48L49 227V225L50 224ZM72 223V224H71ZM73 223H75V226H74V224ZM85 223V224H84ZM131 223V224H130ZM145 223V224H144ZM148 223V224H147ZM154 223V224H153ZM179 223V224H178ZM189 223V224H188ZM193 223H194V225H193ZM212 224V226L211 225H208V224ZM219 223V224H218ZM17 225V226H15V225ZM64 224V225H63ZM68 224L69 225H71V226H68ZM81 224V225H80ZM82 224H83V226H82ZM112 224V225H111ZM118 224L120 225V224H122L121 226H119L118 227ZM138 224V225H137ZM150 225V226H145V225ZM180 224H181V226H180ZM203 224V225H202ZM205 224V225H204ZM251 224H252V226H251ZM73 225V226H72ZM89 225V226H88ZM124 225V226H123ZM140 225V226H139ZM165 225L167 226V230L168 231H164V228L163 227H165ZM185 225V226H184ZM187 225L188 226H190L189 228L187 227ZM214 225V226H213ZM218 225V226H217ZM241 225V226H240ZM250 225V226H249ZM19 226V227H18ZM23 226V227H22ZM38 226V227H37ZM47 226V227H46ZM62 226V227H61ZM63 226H64V228H63ZM138 228H136V227ZM154 226L156 227V231H158V234H157V232L156 231H154L153 230V228H154ZM175 226V227H174ZM184 226V227H183ZM193 226V227H192ZM200 226V227H199ZM209 226H211L210 228H207V227H209ZM243 226V227H242ZM247 226L249 227V228H247ZM36 227H37V229H36ZM46 227V228H45ZM84 227H85V229H84ZM114 227H116V229H114V233L112 232L113 231V228ZM122 227V228H121ZM141 227V228H140ZM143 227V228H142ZM153 227V228H152ZM212 227H217L216 229H217V231H216V229L214 228V229H211ZM235 227H237V228H235ZM239 227V228H238ZM23 228V229H22ZM45 228V229H44ZM59 228H60V230H59ZM68 228V229H67ZM98 228V229H97ZM131 228H135V229H137V231L136 230H134L133 231V229H131ZM141 230H140V229ZM146 228V229H145ZM149 228V229H148ZM161 228V229H160ZM171 230H170V229ZM188 228V229H187ZM191 228H195L194 230H192ZM198 230H197V229ZM221 228V229H220ZM226 228H227V230H226ZM246 228V229H245ZM254 228V229H253ZM257 228H258V230H259V228H260V230L261 231H259L258 232V230H257ZM3 230V232H2V230ZM81 229H82V231H81ZM87 229V230H86ZM106 229H108V230H106ZM119 229V230H118ZM145 229V230H144ZM147 229H148V231H147ZM172 229H173V231L174 232H172ZM205 229V231L203 232V230ZM225 230L223 233H222V231L223 230ZM230 229H233L234 230V234H235V236H234V234H232L233 232V230L232 231H229ZM236 229H238V230H240V231H242V232H240V231H238V232H240V234L239 235H241L240 237L241 238H243V239H241L238 235H236L238 232L236 231L235 232V230ZM250 229V231H246V230H249ZM255 230L254 232H253V230ZM47 230V231H46ZM63 230V231H62ZM64 230H65V232H64ZM72 230V231H71ZM76 230V231H75ZM90 230V231H89ZM129 230H131V232L129 233ZM138 230H140V231H138ZM149 230H150V232H149ZM210 230V231H209ZM214 230V231H213ZM219 230L221 231V233H218L219 232ZM243 230H245V231H243ZM12 231V232H11ZM50 231V232H49ZM56 233H54V232ZM58 231V232H57ZM79 231H81V232H79ZM87 233H86V232ZM92 231V232H91ZM126 231V232H125ZM144 231V232H143ZM145 231H147V232H145ZM153 231V232H152ZM162 231V232H161ZM163 231H164V233H163ZM180 231V232H179ZM206 231H208V232H206ZM263 231V232H262ZM61 232V233H60ZM71 232V233H70ZM136 232H137V234H138V232H139V234L137 235L136 234ZM170 234H172V235H174L173 237H172V239H171V237L170 236H172V235H169V233ZM172 232V233H171ZM192 232V233H191ZM211 234H210V233ZM227 232V233H226ZM228 232H232V233H228ZM252 234H250V233ZM21 233H22V235H21ZM51 233H53V235H51L50 236V234ZM67 233H70V234H67ZM80 233H81V235H80ZM121 233V234H120ZM124 233V234H123ZM129 233V234H128ZM134 233V234H133ZM141 233V234H140ZM150 233V234H149ZM153 233V235H151ZM155 233V234H154ZM163 235H162V234ZM169 235V237H167L168 235ZM183 233V234H182ZM186 233V234H185ZM196 233H198L197 235H195ZM200 233V234H199ZM201 233H203L202 234V236H201ZM206 233V234H205ZM210 234V236L208 235V234ZM219 234V236L220 235H222V239L224 240V238L226 237L227 239H228V241H227V239H226V241L225 242H223L222 241V239L221 238H219V237H217L218 236V234ZM224 233H226L227 235H224ZM243 235H242V234ZM247 233V234H246ZM256 233H258V234H256ZM6 234V235H5ZM42 234H46V235H42ZM55 234V235H54ZM64 234V235H63ZM79 234V235H78ZM83 234V235H82ZM112 234H119L118 236H114L113 235V237H112ZM133 234V235H132ZM165 234H166V236H165ZM183 236H182V235ZM191 234H193V235H191ZM214 234V235H213ZM216 234V235H215ZM231 234V235H230ZM250 234V235H249ZM260 234H262V235H260ZM2 235V236H1ZM9 235V236H8ZM18 235V236H17ZM28 235V236H27ZM63 235V236H62ZM72 235V236H71ZM128 235V238H129V235H130V237H131V235H132V237L135 235H137L136 237H131L129 240H130V242L128 241V239H127V236ZM140 235V236H139ZM143 235V236H142ZM158 235H160V236H158ZM161 235L162 236H164V237H161ZM181 235V236H180ZM184 235H188L187 236V238L188 239H186V237L184 236ZM190 235V236H189ZM199 235V236H198ZM203 235H206V236H203ZM225 237H224V236ZM231 236L230 238L232 239V238H235L236 237V239L234 240V239H230V238H228V236ZM246 235H248V236H246ZM255 235V236H254ZM4 236V237H3ZM14 236V237H13ZM23 236V237H22ZM27 236V237H26ZM30 236V237H29ZM34 236H37V237H34ZM39 236V237H38ZM49 236V237H48ZM71 236V237H70ZM110 236H111V238H110ZM145 236V237H144ZM148 236V237H147ZM152 238H151V237ZM198 238L199 237V239H197L196 237ZM213 236H215V237H217V238H214L215 239V241H212V240H214L213 238H211L212 240H210V238L209 237H213ZM237 236H238V238H237ZM244 236H246V237H244ZM26 237V238H25ZM42 237V238H41ZM60 237V238H59ZM65 237V238H64ZM79 237V238H78ZM140 237V239H137V241H135V238H139ZM141 237H143L142 239H141ZM161 237V238H160ZM183 237V238H182ZM185 237V238H184ZM206 237V238H205ZM221 237V236H220ZM254 237H257L258 239H260V241L259 240H256L257 238H254ZM5 238V239H4ZM9 238V239H8ZM22 238V239H21ZM35 238V239H34ZM59 238V239H58ZM66 238H67V240H66ZM146 238H148V239H146ZM153 238H155V239H153ZM158 238V239H157ZM166 238H168V240H170V241H168ZM194 238H196V240L195 241H197V247L195 246V241L194 242H191V241H193L194 240ZM209 238V239H208ZM219 238V239H218ZM253 238V239H252ZM80 240V242L79 241H77V240ZM111 239V240H110ZM143 239H144V241H143ZM153 239V240H152ZM166 239V240H165ZM182 239V240H181ZM184 239H186V240H184ZM192 239V240H191ZM221 239V240H220ZM230 239V240H229ZM238 239V240H237ZM245 239V240H244ZM250 239V240H249ZM10 240V241H9ZM16 240L18 241V242H16ZM22 240V241H21ZM63 240H66L65 242L63 241ZM69 240V241H68ZM71 240V241H70ZM122 240V241H121ZM132 240V241H131ZM148 240V241H147ZM157 240H162V242H159V241H157ZM164 240V241H163ZM188 240V242H187V244L185 245V242ZM199 240V241H198ZM205 241V243H204V241ZM208 240V242H206ZM218 240H220V244H218L219 242H218ZM234 240V241H233ZM242 242H241V241ZM5 241V242H6ZM37 241V242H36ZM43 241V242H42ZM50 241V242H49ZM60 242V244L58 243V242ZM133 241H135L134 243H133ZM147 242L146 243V246H144V244L145 243H143V242ZM230 241H233V243L230 245ZM236 241H238V242H236ZM240 241V242H239ZM250 241V242H249ZM254 241H255V243L257 242V241H259V242H257V244H255L254 243ZM11 242V243H10ZM13 242V243H12ZM35 242V243H34ZM44 242H47L46 244L44 243ZM70 242V243H69ZM76 242H78L77 243V245H75L76 244ZM89 242V244L87 245V243ZM100 242V241H99ZM169 242V243H168ZM174 242V243H173ZM184 242V243H183ZM201 242V243H200ZM210 242V243H209ZM211 242H212V244H211ZM251 242H253V244H252V246L250 247V248H252V249H248L249 251H251V250H255V249H258V250H255V252H253V251H251V254L252 255H256L257 253H259V254H257V255H259L258 256V258H257V255H256V257L254 256H252L251 254H250V252H249V254H247L248 253V250H247V248H248V246H250V244H251ZM261 242V243H260ZM3 243H4V245H6V246H3ZM18 243V244H17ZM44 245H43V244ZM82 243H84V244H82ZM140 243V244H139ZM154 245H153V244ZM157 243H159V246H158V244ZM163 243V244H162ZM183 243V244H182ZM193 245L194 244V246H192L193 247V249L194 248H198L199 246V248L200 249H197L200 253H198V251L195 249V250H193L192 248H191V244ZM202 243H204L203 245H201ZM207 243H209L208 245H209V247H208V245H205V244H207ZM222 243H224L223 245H221ZM228 243V244H227ZM235 243V244H234ZM248 243V244H247ZM31 244H33V245H31ZM72 244V245H71ZM93 244V245H92ZM117 244V245H116ZM122 244L124 245V246H122ZM134 244V245H133ZM147 244H149V246H147ZM152 244V245H151ZM162 246H161V245ZM169 244H172L171 246L169 245ZM188 244H190V246L188 245ZM211 244V245H210ZM242 244H244V247H243V245ZM17 245V246H16ZM22 245L24 246V247H22ZM29 245H30V247H29ZM44 247V246H47V247H45V248H43L42 246ZM62 245H64V246H62ZM84 245V246H83ZM85 245H86V247H85ZM90 245V246H89ZM116 245V246H115ZM140 247H138V246ZM167 245V246H166ZM169 245V246H168ZM230 245V246H229ZM233 245H234V247H233ZM242 247H240V246ZM248 245V246H247ZM261 245H262V247H261ZM2 246H3V248H2ZM8 246V247H7ZM22 247V248H20V247ZM54 246H56L55 247V249H53V247ZM78 246H80L81 248L82 247H85V248H87V250L85 249V251H84V248H80V250H79V248H78ZM93 246V247H92ZM133 246V247H132ZM144 246V247H143ZM158 246V247H157ZM164 246V247H163ZM166 246V247H165ZM178 248H176V247ZM187 246L190 248V250L192 251V252H188L189 251V249H188V251H187ZM203 248H202V247ZM206 246V247H205ZM238 246V247H237ZM247 246V248H246V250H245V247ZM6 247L8 248V249H6ZM10 247V248H9ZM14 247H16V248H14ZM113 247H116V248H114V249H112ZM162 248V250H161V248ZM171 247V248H170ZM204 247L205 248H207L208 247V249H205L204 250ZM236 247V248H235ZM241 249H240V248ZM254 247H256V248H254ZM261 247V249L259 250V248ZM12 248V249H11ZM34 248V249H33ZM39 248H42V250L41 249H39ZM108 248V249H107ZM132 248V249H131ZM147 250H146V249ZM160 248V249H159ZM164 248V249H163ZM175 248L177 249V250H175ZM217 248H219V249H221V251L220 250H217ZM229 248V249H228ZM235 248V250H233V249ZM254 248V249H253ZM4 249H6V251H5V253H4ZM16 249V250H15ZM19 249H21V250H19ZM56 249L59 251L60 250V252L62 253L63 251H64V254L62 253V254H59V256H57V255H54V252L56 251ZM77 249H78V251H77ZM109 249H110V251H109ZM119 249V250H118ZM133 252V254H131V252H130V250ZM139 249V250H138ZM141 249V250H140ZM143 249V250H142ZM144 249L147 251H144ZM158 249L160 250V251H158ZM172 251H171V250ZM186 249V250H185ZM201 249H203L205 252H203V250H201ZM239 250L238 251V254L237 253H235V252H237V250ZM9 250H11V251H9ZM18 250V251H17ZM24 250H25V252H24ZM35 250L36 251H38V252H35ZM62 250V251H61ZM65 250H66V252H65ZM69 251V253L70 254H68L67 252ZM107 250V251H106ZM122 250V251H121ZM129 250V251H128ZM148 250H150L149 252H148ZM153 250H157V253H156V251H153ZM178 251V252H174V251ZM202 252H201V251ZM213 250V251H212ZM217 250V251H216ZM231 250H232V252H231ZM242 252H241V251ZM244 250H245V252H244ZM12 251H14V252H12ZM32 251V252H31ZM33 251H34V253H33ZM52 251V252H51ZM76 251V252H75ZM80 251V252H79ZM84 251V252H83ZM87 251V253H86V258H84L85 257V252ZM115 251V253H113ZM217 252V253H214V252ZM218 251H220V252H218ZM17 252V253H16ZM22 252H24L23 254H21ZM72 252V253H71ZM140 252H142V253H140ZM149 253V254H145L144 255V257H141V256H143L142 254L143 253ZM159 252H168L169 253V255H167V253L165 254H163L162 255V253L159 255L158 253ZM173 252V255L174 256H172V253ZM195 254H194V253ZM207 252V253H206ZM228 252H229V254H228ZM257 252V253H256ZM11 254V256L10 255H8V254ZM30 253H33V254H31L30 255ZM37 253V254H36ZM47 253V254H46ZM52 253V255H50ZM76 253H78V254H80V256H82V257H80V256H78V254H76ZM124 253V254H123ZM150 253H151V255H150ZM175 253V254H174ZM181 253H184V254H181ZM188 255H187V254ZM189 253H191L192 255H190V256H192L191 258H190V260H186V258H188L189 259ZM204 255H203V254ZM206 253V254H205ZM235 253V254H234ZM241 253V255H243V257L241 258V255H240V258H238L239 257V254ZM242 253H246L245 255L244 254H242ZM255 253V254H254ZM8 256H7V255ZM18 254V255H17ZM36 256H35V255ZM87 254H90V255H87ZM136 254V255H135ZM155 254V255H154ZM156 254H158V255H156ZM170 254H171V256H170ZM182 255V259H181V255ZM186 254V255H185ZM200 254V255H199ZM221 254V255H220ZM232 254V255H231ZM234 254V255H233ZM3 255V256H2ZM4 255H6L5 257H4ZM60 255H61V258L63 257V258H65L64 260H60ZM63 255V256H62ZM111 255H113V256H111ZM122 255V256H121ZM128 255V256H127ZM130 255V256H129ZM131 255H133V257L131 256ZM152 255H154V256H156L155 258H152L151 256ZM164 255H165V257H164ZM175 255H177L176 257L179 259V260H177V262H176V260L175 259H177V258H173V257H175ZM185 255V256H184ZM199 255V256H198ZM201 255H203V256H201ZM207 255V256H206ZM209 255V256H208ZM211 255V256H210ZM220 257H219V256ZM235 255H237V256H235ZM260 255L263 257H260ZM16 256V257H15ZM18 256V257H17ZM33 256V257H32ZM84 256V257H83ZM125 256H126V259H125ZM138 258H137V257ZM153 256V257H154ZM161 256V258H158V257H160ZM171 258H170V257ZM179 256V257H178ZM183 256H184V258H183ZM230 256V257H229ZM235 256V257H234ZM246 256V257H245ZM247 256H249V258L247 257ZM9 257H10V259H9ZM21 257L23 258V260L21 259ZM39 257V259H36V258H38ZM41 257V258H40ZM91 257H93V259H91ZM137 258V260L135 259V258ZM194 257V258H193ZM196 257H198V259L197 260H195L196 259ZM199 257H201V258H199ZM219 257V258H218ZM253 257V259H250V258H252ZM260 257V258H259ZM15 258H16V263H14V262H12V260L13 261H15ZM31 258H32V260H33V258H34V260H37V261H32L31 260ZM53 258H54V260H53ZM81 258V260H79ZM82 258H84V260H82ZM106 258H109V259H106ZM114 258V259H113ZM123 258V259H122ZM132 258V259H131ZM134 258V259H133ZM147 261H145L144 259ZM152 258V259H151ZM156 258H158V259H156ZM165 260L166 258V263H165V261L163 260V259ZM173 258V260H171ZM213 258V259H212ZM229 258V259H228ZM231 258H234V259H231ZM236 258H238V259H236ZM244 258H248V260H246V259H244ZM255 258H256V260H255ZM20 259H21V261H20ZM72 259V260H71ZM117 259H120L119 261L117 260ZM170 259V260H169ZM193 259L195 260V262L193 261ZM226 260V261H224V260ZM232 261H231V260ZM250 259V260H249ZM260 259V260H259ZM11 260V261H10ZM41 260V261H40ZM46 260V261H45ZM75 260V261H74ZM85 260H87V261H85ZM110 260V261H109ZM118 262H117V261ZM130 260V261H129ZM141 260V261H140ZM162 260V261H161ZM214 260V261H215ZM243 260V261H242ZM246 260V261H245ZM255 260V261H254ZM259 260V261H258ZM10 261V263H8ZM73 261V262H72ZM136 261V262H135ZM149 261V262H148ZM167 261H168V263H167ZM179 261V262H178ZM181 261V262H180ZM189 261V262H188ZM193 261V262H192ZM213 261V262H214ZM230 261V262H229ZM260 261H261V263H260ZM3 262V263H2ZM134 262V263H133ZM234 262V263H233ZM243 262V263H242ZM246 262V263H245ZM141 263V264H142ZM207 263V264H208ZM215 263V262H214ZM254 263V264H255ZM23 264V263H22Z\"/></svg>", "mask_w": 264, "mask_h": 264}, {"label": "bare ground", "instance_id": "obj_2", "mask_svg": "<svg viewBox=\"0 0 264 264\" xmlns=\"http://www.w3.org/2000/svg\"><path fill=\"white\" fill-rule=\"evenodd\" d=\"M0 1H2V0H0ZM7 1H8V0H7ZM10 1H13V0H9V2H10ZM32 1H33V0H32ZM34 1H35V0H34ZM37 1H39V0H37ZM37 1H35V3H37ZM40 1H41V0H40ZM45 1H47V0H45ZM49 1H51V2L53 3V0H49ZM54 1H55V0H54ZM78 1H79V0H77L76 2H78ZM80 1H81V0H80ZM80 1H79V2H80ZM88 1H89V0H88ZM101 1H102V0H101ZM101 1H100V2H101ZM115 1L117 2V0H115ZM177 1H178V0H177ZM177 1H176V2H177ZM186 1H187V0H186ZM192 1H193V0H192ZM201 1H202V0H201ZM203 1H204V0H203ZM205 1H206L207 3L211 2V1L208 2V0H205ZM214 1H215V0H214ZM218 1H219V0H218ZM218 1H217V2H218ZM260 1H261V0H260ZM3 2L5 3V1H3ZM14 2H16V4H17L18 1L15 0ZM57 2H58V1H57ZM57 2H56V3H57ZM79 2H78L77 5H79ZM84 2H85V0H84ZM84 2L82 3L83 5H84ZM91 2L94 3V1H91ZM96 2H98V1H96ZM109 2H110V0H109ZM122 2H124V1L122 0ZM122 2H121V3H122ZM134 2H135V1H134ZM171 2H172V1H171ZM219 2H220V1H219ZM7 3H8V2H7ZM24 3H25V2H24ZM24 3L22 4V2H20L19 5H16V4H15V5H16V7H17V6H20V7H21L20 4H22V5L24 6ZM26 3H27V2H26ZM28 3L30 4L31 2L28 1ZM35 3L32 2L31 5H33V4H35ZM103 3H104V2H103ZM103 3H102V4H103ZM118 3H119V1H118ZM118 3H117V5H118ZM136 3H137V2H136ZM136 3H135V4H136ZM139 3L141 4L142 1L139 0ZM143 3H144V2H143ZM143 3H142V5H143ZM154 3H155V2H154ZM161 3H163V1H161ZM186 3H187V2H186ZM196 3H197V2H196ZM199 3H200V1H199ZM201 3H202V2H201ZM204 3H205V2H204ZM242 3H243V2H242ZM252 3H254V2H252ZM258 3H259V2H258ZM5 4H6V3H5ZM8 4H9V3H8ZM29 4H25V5H29ZM38 4H39V3H38ZM80 4H81V3H80ZM82 4H81V5H82ZM85 4H86V3H85ZM88 4H89V3H88ZM90 4H91V3H90ZM99 4H100V3H98V5H99ZM104 4H105V3H104ZM107 4H108V1L106 2V5H107ZM111 4H112V3L110 2V5H109V6H112ZM119 4H120V3H119ZM123 4H124V3H123ZM126 4H127V3H126ZM128 4H129V3H128ZM150 4H151V3L148 2V10H147L148 12H149V10H150V9H149V8H150V7H149ZM159 4H160V3H159ZM219 4H222V5H223V2H220ZM1 5H3V4H1ZM31 5H30V6H31ZM36 5H37V4H36ZM53 5L56 6V4H54V3H53ZM70 5H71V4H70ZM86 5H87V4H86ZM98 5H97V6H98ZM106 5H105V6H106ZM114 5H115V4H114ZM146 5H147V4H146ZM151 5H152V4H151ZM192 5H194V2L192 3ZM215 5H216V4H215ZM215 5H214V6H215ZM252 5H254V4H252ZM3 6H5V5H3ZM54 6H52V7L54 8V12H55V14H56L57 8H56V11H55V7H54ZM79 6H80V5H79ZM88 6H89V5H88ZM88 6H87V7H88ZM92 6H93V4H92ZM94 6H96V5H94ZM105 6H104V7H105ZM109 6L107 5V8H108V9L110 8ZM119 6H120V5H119ZM125 6H127V5H125ZM133 6H134V4H133ZM143 6H144V5H143ZM152 6H155V5H152ZM152 6H151V7H152ZM172 6H173V5H172ZM183 6H184V5H183ZM183 6H182V7H183ZM203 6H204V5H202V7H203ZM207 6H208V5H207ZM237 6H238V5H237ZM239 6H240V5H239ZM247 6H248V5H247ZM249 6H250V5H249ZM254 6H255V5H254ZM12 7H14V5H13ZM16 7H15L14 11H13L12 8H11L12 10H11V9H8V10H9V11L11 10V12H12V11L15 12ZM27 7H28V6H27ZM34 7H35V6H34ZM40 7H41L40 5L38 6V8H37V6H36L37 9H39ZM56 7H60V6L58 5V6H56ZM72 7H73V6H72ZM90 7H91V6H90ZM174 7H175V6H174ZM204 7L206 8V6H204ZM242 7H244V6H242ZM251 7H252V6H251ZM263 7H264V6H263ZM31 8H32V10H33V7H31ZM41 8H42V7H41ZM43 8H44V7H43ZM61 8H62V7H61ZM64 8H65V7H64ZM64 8H63V9H64ZM66 8H67V7H66ZM66 8H65V9H66ZM75 8H76V7H75ZM94 8H95V7H94ZM94 8H93V9H94ZM98 8H99V7H98ZM107 8H105V9L107 10ZM121 8L124 10L123 7H121ZM153 8H154V7H153ZM156 8H157V6H156ZM172 8H173V7H172ZM175 8H177V7H175ZM175 8H174V9H175ZM178 8H179V7H178ZM211 8H212V7H211ZM219 8H220V7H219ZM219 8H218V9H219ZM221 8H222V7H221ZM229 8H230V7H229ZM232 8H233V7H232ZM232 8H231V9H232ZM37 9H36V11H37ZM76 9H77V8H76ZM85 9H86V8H85ZM87 9H88V8H87ZM110 9H111V8H110ZM112 9H113V8H112ZM122 9H118V11H119V10H122ZM142 9H143V8H142ZM154 9H155V8H154ZM207 9H208V8H207ZM212 9H213V8H212ZM236 9H237V8H236ZM248 9H250V8L248 7ZM258 9H259V8H258ZM0 10H1V9H0ZM8 10H6L5 12H8ZM19 10H20V8H19ZM29 10H30V9H29ZM45 10H46V9H45ZM48 10H49V9H48ZM51 10H52V9H51ZM98 10H99V12L102 11V9H98ZM103 10H104V9H103ZM106 10L104 11L103 15L105 14V12H107ZM116 10H117V9H115V11H116ZM129 10H131V9H129ZM139 10H140V9H139ZM143 10H144V9H143ZM143 10H142V12L145 11V10H144V11H143ZM177 10H178V9H177ZM177 10H176V11H177ZM180 10H181V9H180ZM198 10H199V8H198ZM203 10H204V9H203ZM213 10H215V9H213ZM216 10H217V9H216ZM216 10H215V11H216ZM220 10H221V9H220ZM225 10H226V9H225ZM250 10H251V9H250ZM259 10H260V9H259ZM33 11H34V10H33ZM33 11H32V12H33ZM36 11H35V12H36ZM39 11H40V10H39ZM41 11H42V10H41ZM43 11H44V10H43ZM52 11H53V10H52ZM58 11H62V9H61V10L59 9ZM58 11H57V12H58ZM64 11H65V10H64ZM70 11H72V10H70ZM74 11H75V9H74ZM74 11H73V12H74ZM87 11H88V10H87ZM92 11H93V10H92ZM135 11H138V10H135ZM151 11H152V9H151ZM151 11H150V12H151ZM159 11H160V10H159ZM159 11H156V12H158V13H163L164 10H162V11H160V12H159ZM166 11H167V10H166ZM168 11H171V8H170V10L168 9ZM168 11H167V12H168ZM178 11H179V10H178ZM178 11H177V12H178ZM215 11H214V14H215ZM227 11H229V9H227ZM5 12H3V13H5ZM11 12H10V14H11ZM32 12H31V15H32ZM78 12H79V11H78ZM80 12H81V11H80ZM96 12H97V11H96ZM99 12H98V13H99ZM113 12H114V11H113ZM129 12H130V11H129ZM129 12H128V13H129ZM152 12H153V11H152ZM152 12H151V13H152ZM154 12H155V10H154ZM154 12H153V13H154ZM172 12H173V10H172ZM172 12H171V13H172ZM177 12H176V14H180V15H182V13H184V15H185V13H186V12H180V13H179V12L177 13ZM199 12H200V10H199ZM201 12H202V11H201ZM208 12H209V11H208ZM218 12H219V11H218ZM241 12H242V11H241ZM244 12H245V11H244ZM257 12H258V11H257ZM257 12H256L255 14H257ZM3 13H2V14H3ZM27 13H28V12H27ZM68 13H69V12H67V14H68ZM88 13H89V12H88ZM90 13H91V12H90ZM98 13H97V14H98ZM109 13H110V12H108V14H109ZM111 13H112V12H111ZM130 13H133V12L131 11ZM138 13H139V12H138ZM145 13H146V12H145ZM145 13H144V14H145ZM169 13H170V12H168L167 14H169ZM173 13H174V15H175V12H173ZM204 13H205V11H204ZM232 13H233V12H232ZM236 13H238V11H237V12L235 11L234 14H236ZM252 13H253V12H252ZM19 14H20V11H19L18 15H19ZM24 14H25V11H24ZM24 14H23V16H24ZM29 14H30V13H29ZM40 14L42 15V13H40ZM62 14H64V13H62ZM62 14H59V15H62ZM65 14H66V13H65ZM73 14L76 15L75 13H73ZM80 14H82V13H80ZM85 14H86V13H85ZM101 14H102V13H101ZM118 14H120V13L118 12ZM118 14H117V15H118ZM121 14L123 15L124 12H123V13L121 12ZM121 14H120V15H121ZM141 14H142V13H140V16H141ZM167 14H166V15H167ZM187 14H188V13H187ZM187 14H186V15H187ZM229 14H230V13H229ZM247 14H248V13H247ZM263 14H264V13H263ZM5 15H6V14H5ZM5 15H4V16H5ZM18 15H17V16H18ZM20 15H21V14H20ZM52 15H54V14H52ZM69 15H70V13H69ZM71 15H72V12H71ZM78 15H79V13L77 14V17H78ZM86 15H87V14H86ZM95 15H96V13H95ZM105 15H106V14H105ZM111 15H113V14H111ZM114 15H115V14H114ZM124 15H125V14H124ZM129 15H130V14H129ZM150 15H152V14H150ZM150 15H149V16H150ZM153 15H154V14H153ZM163 15H164V14H163ZM163 15H162V16H163ZM170 15L172 16V14H170ZM180 15H178V16H180ZM188 15H189V14H188ZM190 15H191V13H190ZM193 15H194V14H193ZM202 15H203V13H202ZM202 15H201V16H202ZM207 15H208V14H207ZM242 15H243V14H242ZM0 16H1V15H0ZM4 16H3L2 18H4ZM13 16H14V14H13ZM21 16H22V15H21ZM26 16H28V14L25 15V17H26ZM34 16H35V14H33V17H34ZM56 16H57V19H58V20H59V17H62V16H59V17H58V14H57ZM72 16H73V15H72ZM72 16H71V18H72ZM80 16H81V15H80ZM82 16H83V15H82ZM93 16H94V14H93ZM97 16H98V15H97ZM108 16H109V15H108ZM108 16H107V17H108ZM118 16H119V15H118ZM118 16H116V17H118ZM126 16H127V14H126ZM126 16H125V17H126ZM144 16H145V15H144ZM154 16H155V15H154ZM171 16H170L169 18H171ZM176 16H177V15H176ZM178 16H177V17H178ZM182 16H183V15H182ZM191 16H192V15H191ZM208 16H209V15H208ZM208 16H207V17H208ZM210 16H211V14H210ZM217 16H218V15H216V16L214 15V18H215V17L217 18ZM235 16H236V15H235ZM15 17H16V16H15ZM25 17H24V19L27 18V17H26V18H25ZM30 17H31V16H30ZM33 17H32V18H33ZM44 17H45V16H44ZM52 17H53V16H51L49 19L51 20ZM67 17H68V16H67ZM77 17L74 18V19L77 20ZM84 17H85V16H84ZM105 17H106V16H105ZM105 17H104V18H105ZM110 17H111V16H110ZM113 17H114V16H113ZM113 17H112V18H113ZM116 17H114V18H116ZM120 17H122V16H120ZM135 17H137V15H136ZM142 17H143V16H142ZM147 17H148V16H147ZM156 17H157V16H156ZM158 17H159V16H158ZM174 17H175V16H174ZM174 17H173V18H174ZM177 17H176V18H177ZM180 17H181V16H180ZM183 17H184V16H183ZM192 17H193V16H192ZM198 17H199V16H198ZM204 17H205V19H206V15L203 16V18H204ZM233 17H234V16L232 15V18H233ZM250 17H251V16H250ZM8 18H9V16H8ZM41 18H43V17H41ZM63 18H66V15H65V17H63ZM81 18H82V17H81ZM81 18H80V19H81ZM96 18H97V17H96ZM100 18H102V15H101ZM137 18H138V17H137ZM144 18H145V17H144ZM148 18H149V17H148ZM154 18H155V17H154ZM160 18H161V17H160ZM162 18H163V17H162ZM165 18H168V17H164V19H165ZM189 18H190V17H189ZM189 18H188V19H189ZM194 18H197L196 15H195ZM200 18H201V17H200ZM211 18H212V17H211ZM214 18H213V19H214ZM216 18H215V20H216ZM218 18H219V17H218ZM235 18H236V17H234V19H235ZM245 18H246V17H245ZM9 19H10V18H9ZM21 19L23 20V18H21ZM27 19H29V17H28ZM45 19H46V18H45ZM47 19H48V18H47ZM53 19H54V18H53ZM55 19H56V17H55ZM57 19H56V20H57ZM74 19H73V20H74ZM87 19H88V16L86 17V19H84V21H86ZM97 19H99V18H97ZM106 19H108V18H106ZM106 19H105V20H106ZM139 19H140V18H139ZM142 19H143V18H142ZM156 19H157V20H156ZM156 19H155V20L158 21V18H156ZM164 19H163V20H164ZM177 19H178V18H177ZM179 19H180V18H179ZM181 19H183V18L181 17ZM201 19H202V18H201ZM205 19H204V20H205ZM208 19H210V17H208ZM220 19H221V18H220ZM237 19H238V18H237ZM252 19H253V18H252ZM15 20H16V19H15ZM31 20H32V19H31ZM36 20H38V19H36ZM56 20H55V21H56ZM60 20H62V19H60ZM60 20H59V21H60ZM92 20L95 21L96 19L94 20V17H93ZM92 20H91V21H92ZM101 20H103V19H101ZM101 20H99V21H101ZM105 20H103V21L105 22ZM137 20H138V19H137ZM150 20H151V19H150ZM150 20H149V21H150ZM159 20H160V19H159ZM172 20H173V19H172ZM217 20H218V19H217ZM1 21H3V20H1ZM4 21H5V20H4ZM9 21H10V20H9ZM33 21H34V20H33ZM47 21H49V20H47ZM47 21H46V22H47ZM51 21H54V20H51ZM55 21H54V22H55ZM71 21H72V19H70V24H69V25H71V23H72ZM82 21H83V20H82ZM84 21H83V23H84ZM122 21H123V20H122ZM126 21H127V20H126ZM126 21H123V22L125 23V25H126ZM128 21H131V20H128ZM128 21H127V22H128ZM133 21H135V20H133ZM133 21H132V22H133ZM140 21H141V20H140ZM143 21H144V20H143ZM145 21H146V22H149V21H147V20H145ZM187 21H188V20H187ZM189 21H190V20H189ZM192 21H193V20H192ZM198 21H200V19H198ZM218 21H220V20H218ZM221 21H222V20H221ZM226 21H228V20L226 19ZM250 21H251V20H250ZM252 21H253V20H252ZM21 22H22V21H21ZM23 22H24V21H23ZM30 22H31V21H30ZM38 22L40 23V21H38ZM46 22H45V23H46ZM54 22H53V23H54ZM56 22H57V21H56ZM60 22H62V21H60ZM63 22H64V19H63ZM67 22H69V20H68ZM75 22H76V21H75ZM146 22H145V23H146ZM161 22H164V21H162V19H161ZM170 22H171V20H170ZM170 22H169V23H170ZM214 22H215V21H214ZM235 22L237 23V21H235ZM1 23H2V22H1ZM49 23H50V22H49ZM49 23H48V25H50ZM51 23H52V22H51ZM53 23H52L51 25L57 24V23H54V24H53ZM79 23H81V22L79 21ZM87 23H88V22L86 21V24H87ZM95 23H98V21H96ZM100 23H101V22H100ZM108 23H109V22H108ZM118 23H119V22L117 21V24H118ZM120 23H121V22H120ZM155 23H157V22H154V25H156ZM164 23H166V22H164ZM169 23H167V24H169ZM175 23H176V21H175ZM175 23H174V24H175ZM179 23H180V22H179ZM181 23H182V22H181ZM190 23H192V22H190ZM190 23H189V24H190ZM198 23L200 24V22H198ZM206 23H207V22H206ZM217 23H218V22H217ZM227 23H228V22H227ZM18 24H21V23H18ZM22 24H24V23H22ZM22 24H21V26H22ZM30 24H31V23H30ZM32 24H37V23H33V22H32ZM32 24H31V25H32ZM58 24H59V23H58ZM66 24H67V23H66ZM102 24H103V23H102ZM102 24H101V25H102ZM104 24H105V25L107 24V20H106V23H104ZM104 24H103V27H104ZM128 24H129V23H128ZM149 24H150V23H149ZM160 24H161V23L159 22V24H158V28H159V29L163 26V24H162L161 27H159ZM170 24H171V23H170ZM172 24H173V23H172ZM172 24H171V25H172ZM174 24H173V25H174ZM176 24H177V23H176ZM189 24H188V25H189ZM193 24H194V23H192L191 27L193 26ZM199 24H198V25H199ZM202 24H204V23H202ZM210 24H213V23L211 22ZM228 24H229V23H228ZM3 25H4V26H3ZM3 25H2L3 28H6V24L3 23ZM25 25L27 26V24H25ZM25 25H23V28L25 27ZM41 25H43V27L45 28L44 23H41ZM48 25L46 26V29H47V28L51 29L50 27H48ZM51 25H50V26H51ZM63 25H64V24H63ZM63 25H61V26H63ZM88 25H89V23H88ZM95 25H96V24H95ZM95 25H94V26H95ZM107 25H108V24H107ZM115 25H116V24H115ZM115 25H114V26H115ZM181 25H182V24H181ZM181 25H180V26H181ZM185 25H187V24H185ZM194 25H195V24H194ZM198 25H197V26H198ZM224 25H225V24H224ZM254 25H255V24H254ZM0 26H1V25H0ZM37 26H38V25H37ZM39 26H40V25H39ZM55 26H57V25H55ZM55 26H54V27H55ZM65 26H66V25H64L63 27H65ZM77 26H78V25H77ZM92 26H93V25H92ZM120 26H123V25H120ZM120 26H115V27H117V28L119 27L120 30H121V27H120ZM183 26H184V25H183ZM183 26L181 27V29H182V28H185V27H183ZM189 26H190V25H189ZM200 26H201V25H200ZM203 26H204V25H202V27H203ZM218 26H219V24H218ZM226 26H227V25H226ZM231 26H232V25H231ZM243 26H244V25H243ZM252 26H253V24H252ZM27 27H28V26H27ZM29 27H30V26H29ZM29 27H28V29H29ZM57 27H58V26H57ZM81 27H82V26H81ZM109 27H110V26H109ZM126 27H128V26H126ZM126 27H125V28H126ZM129 27H130V26H129ZM164 27H165V25H164ZM178 27H179V26H178ZM202 27H200V28L202 29V30L200 29L201 32L204 31ZM259 27H260V26H259ZM8 28L10 29V27H8ZM8 28H7V29H8ZM18 28H19V26H18ZM21 28H22V27H21ZM70 28H73V27H70ZM70 28H69V30H70ZM74 28H76V25H75ZM94 28H96V27H94ZM94 28H93V30H94ZM110 28H111V27H110ZM119 28H118V29H119ZM123 28H124V27H123ZM131 28H132V30H133V28L135 29V26H134V27L131 26ZM149 28H150V29H149V30L146 29V31L150 32V31L153 30V29H152L153 27H152V28L149 27ZM155 28H157V26L154 27V29H155ZM158 28H157L156 30H157V31H161V29L158 30ZM176 28H177V27H176ZM176 28H175V29H176ZM179 28H180V27H179ZM189 28H190V27H189ZM189 28H186V29L188 30ZM193 28H194V27H193ZM195 28H196V25H195ZM195 28H194V30L191 28V30H193V31H197V29L195 30ZM217 28H218V27H217ZM220 28H221V27H220ZM25 29H26V28H25ZM34 29H35V28H34ZM55 29H56V28H55ZM99 29H100V30H99V32H100V31L102 30V26H101V28H100V26H99ZM107 29H108V28H107ZM113 29H114V28H113ZM136 29H137V28H136ZM136 29L134 30L135 32L137 31ZM140 29H141V28H140ZM171 29H172V28H171ZM177 29H178V28H177ZM204 29H205V27H204ZM231 29H232V28H231ZM249 29H250V28H249ZM253 29H256V28H253ZM257 29H258V28H257ZM4 30H5V29H4ZM30 30H31V29H30ZM30 30H29L28 32H30ZM56 30H57V29H56ZM56 30H55V32H56ZM76 30H77V28H76ZM95 30H98V27H97V29H95ZM114 30H115V29H114ZM125 30H126V29H125ZM127 30H128V29H127ZM138 30H139V29H138ZM165 30H167L166 27H165ZM169 30H170V29H169ZM178 30L180 31V29H178ZM183 30H184V29H182V31H183ZM187 30H186L187 33H188V32H191L190 36L192 35V33H194V32L191 31V30H190V31H189V30L187 31ZM225 30H228V29L225 28ZM250 30H252V28H251ZM250 30H249V31H250ZM259 30H260V29H259ZM35 31H36V29H35ZM44 31H45V30H44ZM70 31H71V30H70ZM117 31H119V30H117ZM117 31H116V32H117ZM123 31H124V30H123ZM123 31H121V34H122ZM163 31H164V29H163ZM173 31H174V30H173ZM182 31H181V33H182ZM198 31H199V30H198ZM219 31H220V30H219ZM235 31H236V30H235ZM243 31H244V30H243ZM3 32H4V31H3ZM3 32H2V33H3ZM22 32H23V31H22ZM57 32H58V30H57ZM67 32H69V31H67ZM73 32H75V30H73ZM73 32H72V33H73ZM84 32H85V30H84ZM90 32H91V30H90ZM105 32H106V31H105ZM119 32H120V31H119ZM119 32H117V34H119ZM135 32L132 31L130 34L135 33ZM137 32H139V31H137ZM184 32H185V30H184ZM184 32H183V34H184ZM206 32H207V30H206ZM215 32H216V33H214V35H216V34H217V35L220 34V32L218 33V30L215 31ZM226 32H227V31H226ZM252 32H253V31H252ZM254 32H255V31H254ZM2 33H1V34H2ZM13 33H14V32H13ZM17 33H18V32H17ZM30 33H31V32H30ZM36 33H38V32H36ZM36 33H35L34 35H35L36 37H38V36L36 35ZM53 33H54V32H53ZM60 33H61V31H60ZM72 33H71V34H72ZM76 33H77V31H76ZM76 33H75V35H77ZM86 33H87V32H86ZM86 33H85V34H86ZM88 33H89V32H88ZM95 33H98V31L94 32V34H95ZM106 33H107V32H106ZM128 33H129V32H128ZM128 33H127V35H128ZM151 33H152V32H151ZM154 33H157V32H153V34H150L151 36H150L149 39L147 38V41L149 40V42H150V39L152 38V35H157V34H154ZM171 33H172V32H171ZM187 33H186V34H187ZM199 33H200V32H199ZM199 33L197 32V36L194 35V34H193V36L198 37ZM202 33H204L206 36H208V34H209V32H208V34H206L205 32H202ZM210 33H211V31H210ZM212 33H213V32H212ZM227 33H228V32H227ZM235 33H237V31H236ZM235 33H234V34H235ZM1 34H0V35H1ZM55 34H56V33H54L53 35H55ZM79 34H80V33H79ZM79 34H78V35H79ZM103 34H104V33H103ZM112 34H114V32H112ZM112 34H111V35H112ZM123 34H124V33H123ZM130 34H129V35H130ZM136 34L139 35V34H141V33H136ZM136 34H135V35H136ZM147 34H148V37H149V33H147ZM161 34H162V33H161ZM188 34H189V33H188ZM225 34H226V33H225ZM225 34H224V35H225ZM228 34H229V33H228ZM238 34H239V33H238ZM254 34H255V33H254ZM16 35H17V34H16ZM32 35H33V33H32ZM53 35H52V36H53ZM56 35H59V34H56ZM87 35L89 36V34H87ZM96 35H97V34H96ZM104 35H105V34H104ZM115 35H116V34H115ZM125 35H126V34H125ZM135 35H134V36H135ZM159 35H160V33L157 35V37H159L158 39H160V36H159ZM163 35H165V34H163ZM202 35H203V34H202ZM202 35H201V33H200V37H202ZM205 35H203V36H205ZM209 35H210V37H211V34H209ZM235 35H236V34H235ZM239 35H241V33H240ZM4 36H5V35H4ZM17 36H18V35H17ZM28 36H29V34H28ZM28 36H26V37H24V38H27ZM64 36L66 37L67 35L64 34ZM68 36H69V35H68ZM71 36H72V35H71ZM84 36H85V35H84ZM99 36H101V35H99ZM105 36H106V35H105ZM108 36H109V35H108ZM122 36H124V35H122ZM140 36H141V35H140ZM170 36H172V35H170ZM187 36H188V35H186L185 37H187ZM190 36H188V37H190ZM193 36H192V37H193ZM221 36H222V35H221ZM226 36H228V35L226 34ZM230 36H231V35H230ZM0 37H1V36H0ZM6 37H8V36H6ZM30 37H31V36H30ZM33 37H34V36L31 37V39H32L31 41H30L29 38H27V39L29 40L28 42H32V43H33V41H35V40H33ZM59 37L61 38V35H60ZM76 37H77V36H76ZM76 37H75V38H76ZM79 37H80V36H79ZM112 37H113V36H112ZM135 37H136V36H135ZM138 37H139V36H138ZM141 37H142V36H141ZM144 37H145V36H144ZM165 37L167 38L168 36L165 35ZM233 37H234V35L232 34V39H233ZM241 37H243V36H241ZM14 38L16 39L17 37L15 36ZM39 38H40V37H39ZM48 38H50V37H48ZM55 38H56V36H55ZM60 38H57L56 41L58 42V41H59L58 39H60ZM62 38L64 39V37H62ZM88 38H89V37H88ZM94 38H95V35H94ZM102 38H103V37H100V39H102ZM109 38H110V37H109ZM114 38H115V37H114ZM116 38H118V37H116ZM119 38H120V37H119ZM122 38H123V37H122ZM122 38H121V39H122ZM128 38H129V37H128ZM139 38H140V37H139ZM172 38H174V37H172ZM172 38H171V39H172ZM190 38H191V37H190ZM193 38H194V37H193ZM193 38H191V40H193ZM205 38H206V37H205ZM215 38H217V37H215ZM226 38H227V37H226ZM15 39H14V40H15ZM41 39H43V38H41ZM41 39H40V40H41ZM45 39H46V38H45ZM86 39H87V37H86ZM92 39H93V37H92V38L90 37V39H87V40H88V42H89V40H92ZM97 39H98V38H95V41H96ZM110 39L113 40L112 38H110ZM121 39H119V40H121ZM123 39H124V38H123ZM153 39H154V38H153ZM153 39H152V40H153ZM162 39H163V38H162ZM162 39H161V40H162ZM167 39H168V38H167ZM176 39H177V38H176ZM176 39H175V40H176ZM180 39H181V38H180ZM180 39H179V41H180ZM185 39H186V38H185ZM185 39H184V40H185ZM187 39H188V38H187ZM203 39H204V38H202V40H203ZM206 39H207V38H206ZM236 39H237V38H236ZM0 40H2V39L0 38ZM3 40H5V38H4ZM3 40H2V41H3ZM23 40H24V39H23ZM23 40H22V42H23ZM47 40H50V39H46V41H47ZM61 40H62V39H61ZM71 40H72V39H71ZM73 40H75V39H73ZM115 40H117V39H115ZM115 40H113V42H114ZM132 40H133V39H132ZM132 40H131V41H132ZM140 40H143V39H140ZM163 40H165V38H164ZM181 40H182V39H181ZM188 40H189V39H188ZM198 40H199V39L197 38V41H198ZM225 40H226V39H225ZM225 40H224V41H225ZM230 40H231V39H230ZM237 40H238V39H237ZM240 40H241V39H240ZM247 40H248L249 43H250V40L248 39V37H247ZM2 41H0V42H2ZM15 41H18V39L15 40ZM42 41H43V40H42ZM62 41H63V40H62ZM75 41H76V40H75ZM102 41H103V40H102ZM107 41H108V40H107ZM129 41H130V40H129ZM145 41H146V39H145ZM167 41H169V40H167ZM171 41L174 43L173 39H172ZM179 41H178V42H179ZM185 41H186V40H185ZM189 41H190V40H189ZM197 41H196V42H197ZM6 42H7V41H5V43H6ZM24 42H25V40H24ZM43 42L46 43L45 41H43ZM43 42H42V44L44 45ZM50 42H51V41H50ZM64 42H65V41H64ZM69 42H71V41L69 40ZM93 42H94V41H93ZM93 42H92V43H93ZM99 42H100V41H99ZM99 42H98V44H100V46H101V43H99ZM108 42H109V41H108ZM110 42H111V41H110ZM120 42H121V41H120ZM125 42H126V40H125ZM125 42H124V44H125ZM151 42H152V46H153V44H154V47H155V43H156V42H155V43H153V41H151ZM157 42H158V41H157ZM169 42H170V41H169ZM172 42H171V43H172ZM178 42H177V43H178ZM191 42L193 43V41H191ZM191 42L189 43V45L191 44ZM205 42H206V41H205ZM205 42H203V43H205ZM211 42H212V41H211ZM220 42H221V41H220ZM232 42H233V41H232ZM251 42H252V40H251ZM18 43H19V42H18ZM48 43H49V41H48ZM59 43H61V42H59ZM71 43H72V42H71ZM74 43H75V42H74ZM103 43H106V41L103 42ZM126 43H127V42H126ZM133 43H134V42H133ZM159 43H160V42H159ZM177 43H175V44L177 45ZM217 43H218V42H217ZM238 43H239V40H238ZM26 44H27V41H26ZM50 44L52 45V43H50ZM50 44H49V46H50ZM61 44H63V43H61ZM65 44H66V43H65ZM85 44H86V41H85ZM85 44H84V46H82V47H85V46H86ZM89 44H90V43H89ZM98 44H97V45H98ZM106 44H107V43H106ZM127 44H128V43H127ZM135 44H137V43L135 42ZM138 44H139V43H138ZM161 44H163V42H161ZM209 44H210V43H209ZM234 44H235V43H234ZM29 45H30V44H29ZM46 45H48V44H46ZM54 45H55V43H54ZM74 45H75V44H74ZM94 45H95V43H94ZM119 45H121V44H119ZM131 45H132V44L129 43V46H130V47H131ZM158 45H159V44H158ZM169 45H170V44H169ZM169 45H167V43H166V46H169ZM171 45H172V44H171ZM176 45H175V46H176ZM179 45H180V44H179ZM179 45H178V46H179ZM200 45H201V44H200ZM215 45H216V43H215ZM215 45H214V46H215ZM227 45H228V44H227ZM3 46H4V45H2V47H3ZM11 46H12V45H11ZM21 46H22V45H21ZM21 46L19 47V49H21ZM34 46L37 47L38 45H37V46L34 45ZM65 46H66V45H65ZM92 46H93V45H92ZM121 46H122V45H121ZM121 46H120V49L123 48L124 46H127V45H124L123 47H121ZM133 46H134V44H133ZM133 46H132V47H133ZM135 46H136V45H135ZM135 46H134V48H135ZM142 46H143V44H142ZM150 46H151V45H150ZM156 46H157V45H156ZM159 46H161V45H159ZM172 46H173V45H172ZM172 46H171V47H172ZM207 46H208V45H207ZM212 46H213V45H212ZM212 46H211V47H212ZM216 46H217V45H216ZM228 46H229V45H228ZM234 46H235V45H234ZM263 46H264V45H263ZM263 46H262V47H263ZM27 47H28V46H27ZM27 47H26V48H27ZM53 47H54V46H53ZM76 47H77V45H76ZM76 47L70 48V45H69V48H70V49H69L68 47H67V48L69 49V51H70L71 49H74L73 52L78 54L79 49H77ZM96 47L98 48V46H96ZM96 47L93 46V47L90 48V49L94 50L93 48H95V50H96ZM103 47H104V46H103ZM116 47L118 48V46H116ZM190 47H191V46H190ZM190 47H189V48H190ZM197 47H198V46H197ZM256 47H257V46H256ZM4 48H5V47H4ZM4 48H3V49H4ZM26 48H25V51H27ZM42 48H43V47H42ZM54 48H55V47H54ZM54 48H51V50H50V51H51V55H52V49H54ZM75 48H76V52H75ZM104 48H107V47H104ZM117 48H116V49H117ZM138 48H139V47H137V49H138ZM156 48H157V47H156ZM156 48L152 49V51H153L155 54L158 55V53H159V54L164 53V51H163L162 49H161V51H163V52L160 53V52H161V51L159 50L160 47L158 48V50H159L160 52L156 53V52L158 51ZM161 48H163V47H161ZM178 48H179V47H178ZM178 48L176 49V50H177V51H176L175 48H174V46H173L174 52H175V51L178 52ZM195 48H196V47H195ZM201 48H202V47H201ZM205 48L208 49L209 46H208V47L205 46ZM212 48H213V47H212ZM219 48H221V47H219ZM219 48H218V46H217L216 49L219 50ZM253 48H255V47H253ZM29 49H30V48H29ZM32 49H33V47H31V50H32ZM46 49H49V47L46 48ZM60 49H61V48H60ZM62 49H63V47H62ZM80 49H81V48H80ZM86 49H88V48L86 47ZM114 49H115V48H114ZM116 49H115V51L120 50V49H117V50H116ZM126 49H127V48H126ZM130 49H132V48H130ZM130 49H129V51H127V52L130 53ZM148 49H149V48H148ZM155 49L157 50L156 52H155ZM165 49H166V48H165ZM165 49H164V50H165ZM167 49H170V48L168 47ZM198 49H200V48H198ZM214 49H215V47H214ZM216 49H215V50H216ZM226 49H227V48H226ZM229 49H230V48H228V51H229ZM232 49H233V48H232ZM235 49H236V48H235ZM256 49H257V48H256ZM258 49H259V48H258ZM262 49H263V48H262ZM1 50H2V49H0V52H1ZM8 50H9V49H8ZM35 50H36V52H37L39 49L37 50V49L34 48V52H35ZM57 50H58V48H57ZM63 50H64V49H63ZM63 50H62V51L60 50V51L63 52ZM66 50H67V49H66ZM66 50H65V51H66ZM99 50H100V49H99ZM102 50H103V49H102ZM127 50H128V49H127ZM135 50H136V49H135ZM139 50H140V49H138V52H140ZM141 50H142V49H141ZM145 50H147V49H145ZM145 50H143V51H145ZM181 50L183 51V49H181ZM194 50H196V49H194ZM194 50L192 49V51H194ZM202 50H204V49H202ZM202 50H200V51H201L200 53H202ZM230 50H231V49H230ZM250 50H252V49H250ZM259 50L261 51V49H259ZM5 51H6V50H5ZM20 51H22V49H21ZM20 51H17V52H20ZM28 51H29V50H28ZM40 51L43 52L44 50H40ZM48 51H49V50H48ZM48 51H47V52H48ZM50 51H49V54H48V53H45L46 56H48V55L51 56V55H50ZM60 51H59V52H60ZM65 51H64V52H65ZM81 51H82V49H81ZM83 51H84V50H83ZM86 51H87V50H86ZM86 51H85V52H86ZM113 51H114V50H113ZM122 51H123V50H122ZM124 51H125V50H124ZM165 51L170 52L169 50H165ZM224 51H225V49H224ZM252 51H253V50H252ZM255 51H256V50H255ZM255 51H254V52H255ZM6 52H7V51H6ZM34 52H33V53H34ZM36 52H35V53H36ZM42 52H41V54H39L40 52H39L38 54L36 53V56H37V55H38V56H39V55H44V54H42ZM45 52H46V50H45ZM64 52H63V53H59V54H64ZM67 52H68V51H66V53H65L64 55H66ZM71 52H72V51H71ZM79 52H80V51H79ZM87 52H89V50H88ZM99 52H100V51H99ZM105 52H106V51H105ZM118 52L120 53L121 51H118ZM118 52H115V53H118ZM132 52H133V49H132ZM132 52H131V53H132ZM146 52H147V51H146ZM148 52H149V51H148ZM150 52H151V51H150ZM153 52H151V53L153 54ZM186 52H187V51H186ZM190 52H191V51H190ZM196 52H198V51H196ZM220 52H221V51H220ZM261 52H262V51H261ZM1 53H2V52H1ZM4 53H5V52H4ZM11 53H12V51H11ZM14 53H15V52H14ZM23 53H24V52H23ZM23 53L21 52L20 54H19V53H18V54H19V55H22ZM28 53H29V52H28ZM33 53H32V54H33ZM82 53H83V52H82ZM91 53H92V51H91ZM109 53L111 54V52H109ZM121 53H124V52H121ZM134 53H136V52L134 51ZM143 53H145V52H143ZM151 53H150V54H151ZM182 53H183V52H181V54H182ZM187 53H189V52H187ZM187 53H185V54H187ZM200 53H199V54H200ZM210 53L213 54L212 51H210ZM224 53H225V52H224ZM262 53H263V52H262ZM24 54H25V53H24ZM24 54H23V56H19V57H20V58H21V57L23 58L25 55H29L28 57H30V56L32 55V54H30V53L27 54V52H26L25 55H24ZM47 54H48V55H47ZM53 54H56V52H54ZM84 54H85V53H84ZM84 54H83V55H84ZM92 54H93V53H92ZM92 54H91V55H92ZM94 54H98V53H94ZM112 54H113V53H112ZM126 54H127V53H126ZM150 54H147V55L150 56ZM165 54H166V53H165ZM165 54H162V55L165 56ZM195 54H196V56L198 55L197 53L194 52V54L192 55V57L195 56ZM226 54H227V53H226ZM0 55H1V54H0ZM5 55H8V54H5ZM5 55H3V56L5 57ZM13 55H15V54H13ZM74 55H75V54H74ZM101 55H102V54H101ZM108 55H109V54H108ZM113 55H115V54H113ZM113 55H112V57H113ZM116 55H117V54H116ZM118 55H119V54H118ZM131 55H132V54H131ZM140 55H141V54L139 53V56H138V57H140L141 59L144 60V58H142L143 56H142V55L140 56ZM147 55H146V56H147ZM167 55H168V54H167ZM172 55H173V54H172ZM209 55H210V54H209ZM17 56H18V55H17ZM17 56H16V59H17ZM54 56H55V55H54ZM61 56H62V55H61ZM67 56H69V55H66V56H65V57H66V60H67ZM85 56H87V55L85 54ZM85 56H83V57H85ZM88 56H90V53H89ZM93 56H94V55H93ZM95 56H96V55H95ZM119 56H120V55H119ZM119 56H118V57H119ZM123 56H124V55L121 54V57H123ZM129 56H130V55H129ZM155 56H156V55H155ZM160 56H161V55H160ZM163 56H161V57H163ZM168 56H169V55H168ZM170 56H171V55H170ZM186 56H187V55H186ZM188 56H189V54H188ZM190 56H191V54H190ZM205 56H206V55H205ZM205 56H204V57H205ZM207 56H208V54H207ZM210 56H211V55H210ZM58 57H60V56H58ZM58 57H56V58H58ZM69 57H70V56H69ZM76 57L79 58L80 56H77V55H76ZM96 57H97V56H96ZM109 57H111V56H109ZM121 57H119V58L121 59ZM138 57L136 56V60H141V59H139ZM161 57H158V56H157L155 59L157 60V58L159 59V58H161ZM165 57H167V56H165ZM182 57H183V56L181 55V58H182ZM200 57H201V56H200ZM200 57L198 56V58H200ZM230 57H231V56H230ZM232 57H233V56H232ZM34 58H37V57H34ZM51 58H52V57H51ZM51 58H48V59L52 60ZM54 58H55V57H54ZM80 58H81V57H80ZM103 58H104V57H103ZM123 58H124V59H123ZM123 58L121 59L122 61H123V60H128V62L131 61V64L134 62L133 59H132V60H129V57H127V59H125L126 57H123ZM130 58H131V57H130ZM132 58H133V57H132ZM167 58H168V57H167ZM183 58L187 59V58H190V57H187V58H186V57L184 56ZM196 58H197V57H196ZM211 58H212V56H211ZM215 58H216V57H215ZM219 58H220V57H219ZM260 58H261V57H260ZM262 58H263V55H262ZM29 59H30V58H29ZM91 59H92V58H91ZM93 59H94V58H93ZM96 59H97V58H96ZM112 59H113V58H112ZM112 59H111V61H112ZM115 59H116V57H115ZM149 59H150V58H149ZM151 59H152V58H151ZM155 59H153V60H155ZM169 59H170V58H169ZM169 59H168V60L165 59V60L170 61ZM176 59H177V58H176ZM178 59H179V58H178ZM190 59H191V58H190ZM194 59H195V58H194ZM194 59H193V60H194ZM205 59H206V58H205ZM212 59H213V58H212ZM221 59H224V58H221ZM8 60H9V59H8ZM34 60H35V59H33L32 64H35V63H36ZM56 60H57V59H56ZM68 60H69V61H70V60H73V58H72V59L70 58V59H68ZM76 60H77V59H76ZM99 60L102 61V58H99ZM105 60H106V59H105ZM108 60H109V58H108ZM116 60H117V59H116ZM116 60H114L113 62H115ZM121 60H119V61L121 62ZM143 60H142V61H143ZM147 60H148V59H147ZM160 60H161V59H160ZM162 60H163V59H162ZM188 60H189V59H188ZM195 60H196V59H195ZM213 60L215 61V59H213ZM217 60L220 61V59H217ZM226 60H227V59H226ZM229 60H230V58H229ZM231 60H232V59H231ZM256 60H257V59H256ZM256 60H254L253 62H255ZM1 61H2V60H1ZM15 61L18 62L17 60H15ZM15 61H14V62H15ZM22 61H23V62L25 61L24 63H25V64L27 63V66H28V62H27V60H22ZM36 61H37V60H36ZM52 61H53V60H52ZM95 61H96V60H95ZM103 61H104V59H103ZM106 61H107V60H106ZM132 61H133V62H132ZM171 61H172V58H171ZM181 61H182V60H181ZM186 61H187V60H186ZM190 61H191V60H190ZM197 61H199V59H198ZM197 61H196V62H197ZM207 61H208V60H207ZM221 61H223V60H221ZM221 61H220V62H221ZM29 62H30V63H29V65H30V64H31V61H29ZM33 62H35V63H33ZM41 62H42V61H41ZM54 62H55V61H54ZM76 62H77V61H76ZM96 62L98 63V65L101 63V62L99 63L98 61H96ZM96 62H94L95 64H91V65H92V66H95V65L97 64ZM136 62H137V61H136ZM136 62H135V64H136ZM138 62H139V61H138ZM146 62H147V61H146ZM157 62H158V61H157ZM163 62H164V61H163ZM173 62H174V61H173ZM184 62H185V61H184ZM208 62H209V61H208ZM220 62H219V63H220ZM19 63H20V62H19ZM60 63H61V62H60ZM67 63H68V62H67ZM90 63H91V62L89 61L88 64H90ZM116 63H117V62H116ZM125 63H126V62H125ZM125 63H123V64H125ZM143 63H144V62H143ZM154 63H155V62H154ZM165 63H166V61H165ZM174 63H175V64H178V63H176V62H174ZM174 63H172V64H174ZM193 63H194V62H193ZM198 63H199V64H202V63H203V60H202V63H200V62H198ZM198 63H197V64H198ZM257 63H258V62H257ZM68 64H69V63H68ZM68 64H66V65H68ZM71 64H72V63H71ZM71 64H69V65H71ZM74 64H75V63H74ZM107 64L109 65V63H106V65H107ZM112 64H113V63H112ZM121 64H122V63H121ZM127 64H129V63H127ZM144 64H145V63H144ZM144 64H143V68H144ZM148 64H149V63H148ZM148 64H146V68H147V65H148ZM172 64H170V66H172ZM182 64L185 65V63H182ZM189 64H190V63H189ZM212 64L217 65L218 63L216 64L215 62H213ZM6 65H7V64H6ZM35 65H36V64H35ZM38 65L40 66V64H38ZM38 65H37V68H38V69H39V68L42 69V67H44V65H43V66L41 65L42 67H39ZM91 65H90V66H91ZM119 65H120V64H119ZM119 65H118V67H119ZM151 65H152V64H150V67H151ZM156 65L158 66V65H160V64H156ZM161 65H163V64H161ZM168 65H169V64H168ZM203 65H204V64H203ZM215 65H214V66H215ZM222 65H223V64H222ZM225 65H226V64H225ZM228 65H229V64H228ZM228 65H226V66H228ZM230 65H231V61H230ZM244 65H245V64H244ZM27 66H25V67H27ZM32 66H33V65H32ZM50 66H51V65H49V67H50ZM59 66H60V67H61V66L63 67V65H59ZM74 66H75V65H74ZM80 66H81V64H80ZM86 66L88 67L87 64H86ZM92 66H91V67H92ZM113 66H114V65H113ZM128 66H130V65H126L125 68H124V70H126V68H127ZM138 66H140V68H142L141 63H140V65H139V63H138ZM138 66H137V67H138ZM154 66H155V65H154ZM157 66H156V67H157ZM166 66H167V65H166ZM179 66H180V64H179ZM220 66H221V65H220ZM220 66H219V69H221ZM226 66H225V67H226ZM13 67H14V66H13ZM15 67H16V66H15ZM17 67H18V66H17ZM53 67H55V66H53ZM56 67H57V65H56ZM91 67H90V69H93V68H91ZM98 67H101V66L99 65ZM102 67H103V66H102ZM105 67H106V66H105ZM105 67H103V68H105ZM107 67H108V66H107ZM109 67H111V64L109 65ZM118 67H116V68H118ZM123 67H124V66H123ZM132 67H134V66H132ZM148 67H149V65H148ZM160 67H162V66H160ZM172 67H173V66H172ZM172 67H171V68H172ZM181 67H182V66H181ZM199 67H200V66H199ZM199 67H198V68H199ZM216 67H217V66H216ZM221 67H222V66H221ZM225 67L223 66V68H225ZM230 67H231V66H230ZM234 67H235V66H234ZM244 67H245V66H244ZM8 68H9V67H8ZM21 68H22V67H20V69H21ZM47 68H48V65H47ZM64 68H65V67H64ZM64 68H63V69H64ZM66 68H67V67H66ZM95 68H96V67H95ZM116 68H115V69H116ZM119 68H120V67H119ZM130 68H131V67H130ZM130 68H129V69H130ZM138 68H139V67H138ZM143 68H142V72H143V70L145 69V68H144V69H143ZM151 68H152V67H151ZM212 68H214V67H212ZM245 68H246V67H245ZM259 68H260V67H259ZM262 68H263V67H262ZM262 68H260V69H262ZM23 69H24V67H23ZM23 69H22V70H23ZM41 69H39V70H41ZM45 69H46V68H45ZM55 69H56V68H55ZM55 69H54V70H55ZM61 69H62V68H61ZM83 69H85V71H87L89 68H87V70H86V67L83 68ZM101 69H102V68H101ZM105 69H109V68H105ZM110 69H112V68H110ZM129 69L127 68L126 71H128ZM148 69H150V68H148ZM153 69H154V68H153ZM199 69H200L199 72L201 73V68H199ZM214 69H215V68H214ZM219 69H217V71H218ZM257 69H258V68H257ZM257 69H256V70H257ZM29 70H30V69H29ZM42 70H43V69H42ZM77 70H78V69H77ZM79 70H80V69H79ZM124 70L122 69V71H124ZM138 70L141 71V69H138ZM145 70H146V69H145ZM167 70H169V69H167ZM171 70H172V69H171ZM178 70H181L180 67H179ZM202 70H203V69H202ZM212 70H213V69H212ZM221 70H222V69H221ZM256 70H255V71H256ZM15 71H16V70H15ZM18 71H19V70H18ZM44 71H45V70H44ZM44 71H43V72H44ZM61 71H62V70H61ZM85 71H84V72H85ZM88 71H89V70H88ZM96 71H97V70H96ZM96 71H95V72H96ZM102 71H103V70H102ZM102 71H101V72H102ZM111 71H112L113 73H115L113 70H110L109 72H111ZM120 71H121V69H120ZM120 71H119V72H120ZM146 71H147V70H146ZM169 71H170V70H169ZM169 71H168V72H169ZM172 71H173V70H172ZM172 71H170V73H171ZM209 71H211V70H209ZM213 71H214V70H213ZM252 71H254V70H252ZM252 71H251V73H252ZM262 71H264V68H263ZM23 72H24V71H23ZM23 72H22V75H24ZM26 72H27V71H26ZM30 72H31V71H30ZM39 72H40V71H39ZM39 72H38V73H39ZM43 72H42V74H43ZM103 72H104V71H103ZM103 72H102V73H103ZM119 72H116L115 75H117ZM131 72L133 73V70H132ZM166 72H167V71H166ZM168 72H167V73H168ZM194 72H195V70H194ZM197 72H198V71H197ZM219 72L221 73V71H219ZM224 72H225V71H224ZM0 73H1V72H0ZM5 73H6V72H5ZM8 73H10V72H7V74H8ZM33 73H35V72H33ZM33 73H32V74H33ZM40 73H41V72H40ZM62 73H63V72H62ZM85 73H86V72H85ZM92 73H93V72H92ZM106 73H107V72H106ZM113 73H109V74H112V75H113ZM124 73H125V72H124ZM128 73H130V71H129ZM128 73L126 72L125 74H128ZM154 73L156 74L157 72L154 71ZM154 73L152 72V74H154ZM191 73H193V72L191 71ZM191 73H190V74H191ZM212 73H213V72H212ZM229 73H231V72H229ZM260 73H261V71H260L258 74L260 75ZM1 74H2V75H1ZM1 74H0L1 77H3V76H4V75H3V72H2ZM44 74H48V73H44ZM59 74H60V73H59ZM75 74H76V72H75ZM86 74H87V73H86ZM100 74H101V73H100ZM100 74H98V75H100ZM119 74H120V73H119ZM122 74H123V73H122ZM122 74H120V76H121ZM137 74H138V73H137ZM139 74H141V72H139ZM139 74H138V75H139ZM143 74H145V73H143ZM143 74H142L141 76H143ZM146 74H147V73H146ZM160 74H161V73H160ZM168 74H169V73H168ZM172 74H174V73H172ZM179 74H180V73H179ZM179 74H178V75H179ZM183 74H184V73H183ZM183 74H182V75H183ZM201 74H202V73H201ZM201 74H200V76H201ZM216 74H217V73H216ZM218 74H219V73H218ZM258 74H257V75H258ZM14 75H15V74H14ZM14 75H12V76H14ZM26 75H27V74H26ZM29 75H30L29 77H31V74H29ZM34 75H35V74H34ZM36 75H37V74H36ZM36 75H35L34 77H36ZM52 75H53V74H52ZM76 75H77V74H76ZM79 75H80V73H79L77 76H79ZM95 75H96V74H95ZM104 75H105V74H104ZM131 75H132V74H131ZM135 75H136V74H133L132 77H134ZM147 75H150V74H147ZM169 75H170V74H169ZM182 75H181L180 78L178 77L181 81H183L181 78L184 77V76H182ZM196 75H197V74H196ZM207 75H208V72H207ZM207 75H204V78H205V76H206V79H207V77H208ZM210 75H211V74H210ZM9 76H10V74H9ZM16 76H17V75H16ZM16 76H15V77H16ZM69 76H72V75L70 74ZM83 76H84V79H85V78H86L85 75H83ZM83 76H82V77H83ZM89 76H90V74H89ZM89 76H88V77H89ZM113 76H114V75H113ZM113 76H112V77H113ZM120 76H118V77H120ZM144 76H145V75H144ZM172 76H173V75H171V78H172ZM179 76H180V75H179ZM190 76H191V75H190ZM193 76H194V75H193ZM226 76H227V75H226ZM248 76H249V75H248ZM1 77H0V79H1ZM17 77H19V76H17ZM20 77H22V76H21V73H20ZM23 77H24V76H23ZM29 77H24V78H25V79H31V78H29ZM39 77H41V75H40ZM49 77H50V76H47L46 78H44V80H45V79H48ZM98 77H99V76H97V78H98ZM107 77H108V76H107ZM110 77H111V76H110ZM112 77H111V78H112ZM129 77H130V76H129ZM132 77H130V78L133 79ZM136 77H137V76H136ZM152 77H153V78H152ZM198 77H199V75H198ZM198 77H197V78H198ZM216 77H217V76H216ZM222 77H223V76H222ZM260 77H262V76H260ZM5 78H8V77L6 76ZM5 78H3V79H5ZM10 78H12V77H10ZM79 78H80V77H78V79H79ZM89 78H90V77H89ZM97 78H95V79H97ZM105 78H106V77H105ZM108 78H109V77H108ZM120 78H121V77H120ZM120 78H119V79H120ZM127 78H128V77H127ZM130 78H129V79H130ZM144 78H145V77H144ZM151 78L154 79V76H151ZM171 78H170V76H169V80H170ZM173 78H174V77H173ZM173 78H172L171 80H173ZM175 78H176V77H175ZM202 78H203V77H202ZM211 78H212V76L208 77V80L211 79ZM219 78H220V76H218V78H217L216 80H219ZM225 78H226V77H225ZM225 78H224V80H225ZM229 78H231V77H229ZM256 78H259V77H256ZM12 79H14V78H12ZM18 79H19V78H18ZM18 79H16V80L19 82ZM32 79H33V78H32ZM95 79H94V80H95ZM98 79H99V78H98ZM100 79H101V78H100ZM113 79H115V80H114V82H115V81H116L115 76H114ZM121 79H122V78H121ZM129 79H128V80H129ZM145 79H146V80H149L150 78L148 77V79H147V78H145ZM163 79L166 80L165 75H164V78H163ZM163 79H161V81H162ZM167 79H168V78H167ZM183 79H184V78H183ZM190 79H191V78H190ZM198 79H200V78H198ZM254 79H255V78H254ZM260 79H261V82H262V79H263V78H260ZM14 80H15V79H14ZM16 80H15V81H16ZM39 80H40V78H39ZM39 80H38V81H39ZM70 80H71V79H70ZM87 80H88V79H87ZM87 80H86V83L89 82V80H88V81H87ZM106 80H107V79H106ZM126 80H127V79H126ZM134 80H135V79H133V81H134ZM137 80H138V79H137ZM139 80H142V79L139 78ZM169 80H168V81H169ZM175 80H177V78H176ZM175 80H174V81H175ZM180 80L175 81L174 84L176 85V83H177L178 81L180 82ZM188 80H189V79H188ZM192 80H193V79H192ZM192 80H191V81H192ZM194 80H195V79H194ZM201 80H203V83L205 82L204 79H201ZM211 80H212V79H211ZM211 80H209V81H211ZM226 80H228V82H229V79H226ZM257 80H258V79H257ZM257 80H256V81H257ZM0 81H1V80H0ZM3 81H4V80H3ZM6 81H7V80H6ZM20 81H21V80H20ZM35 81H36V79H34V84H35ZM72 81H74L73 78H72ZM77 81H78V80H77ZM100 81H102V80H100ZM149 81H150V82H149ZM149 81H148V82H149L150 84H151V82H153V80H151V79H150ZM154 81H155V79H154ZM209 81H208V82H209ZM230 81H231V79H230ZM234 81L236 82V80H234ZM237 81H238V80H237ZM247 81H248V80H247ZM247 81H246V82H247ZM256 81L254 80V82H256ZM8 82H9V81H8ZM8 82H7V83H8ZM36 82H37V81H36ZM41 82H42V81H41ZM50 82H51V81H50ZM65 82H66V81H65ZM92 82H93V81H92ZM92 82H90L91 84L89 83L90 86H91V85L93 86ZM102 82H103V81H102ZM121 82H122V83H121ZM121 82H120L121 84H124L125 82L127 83L128 81H125V82L121 81ZM129 82L132 83V80L129 81ZM135 82L138 83L139 81H135ZM166 82H167V80H166ZM192 82H194V81H192ZM206 82H207V81H206ZM218 82H221V78H220V81H218ZM235 82H234V83H235ZM252 82H253V80H252ZM7 83H6V84H7ZM16 83H17V82H16ZM23 83H24V82H23ZM29 83H30V81H29ZM31 83H33V82H31ZM39 83H40V82H39ZM47 83H48V82H47ZM56 83H57V82H56ZM56 83H55V85H56ZM116 83L118 84V82H116ZM126 83H125V85L127 86L128 83H127V84H126ZM140 83H143V82H140ZM149 83H148V84H149ZM164 83H165V81H164ZM164 83L161 82L160 85H162V84L164 85ZM183 83H184V82H183ZM188 83H189V82H188ZM199 83L201 84L202 82L199 81ZM221 83H223V82H221ZM221 83H220V84H221ZM224 83H225V82H224ZM234 83H233L232 85H230L229 83H227V84L225 83V84H226L228 87H229V85H230V87H231V86L235 85ZM238 83H241V82H238ZM242 83L244 84V82H242ZM1 84H2V82H1ZM14 84H15V83H13L12 85L14 86ZM72 84L74 85V82H73ZM77 84H78V83H76V85H77ZM79 84H80V82H79ZM108 84H110V83H108ZM117 84H116V85H117ZM121 84H119L120 87H121ZM132 84H134V83H132ZM154 84H155V83H153V85H154ZM193 84H194V83H193ZM200 84H198V85H200ZM214 84H216V82H215ZM225 84H224V85H225ZM245 84H246V83H245ZM245 84H244V86H246ZM249 84H250V83H248V86H249ZM2 85H3V84H2ZM9 85H10V84H9ZM23 85H24V84H23ZM25 85L27 86V84H25ZM39 85H40V84H39ZM55 85H54V86H55ZM63 85H64V84H63ZM73 85H72V86H73ZM100 85H101V84H99V86H100ZM128 85H129V84H128ZM134 85H135V84H134ZM134 85H133V86L130 85L129 87H133V88L136 87V88H138V86H135V87H134ZM136 85H138V84H136ZM143 85H144V83H143ZM146 85H147V84H146ZM158 85H159V84H157V86H158ZM172 85H173V84H172ZM172 85H169V86H172ZM177 85L179 86L178 89L183 88V86L180 87L182 84L180 85V83H179V84H177ZM177 85L175 86V88H174L173 86H172V87H173L174 89H177ZM211 85H212V84H211ZM218 85H219V84L217 83V86H218ZM252 85H254V84H252ZM21 86H22V84H21ZM30 86H32V84L29 85V86H27V87H30ZM33 86H34V85H33ZM70 86H71V85H70ZM79 86H80V85H79ZM90 86H89V88H90ZM97 86H98V85H97ZM114 86H115V85H114ZM141 86H142V85H141ZM151 86H152V85H151ZM167 86H168V85H167ZM167 86H166V87H167ZM184 86H185V84H184ZM221 86H222V85H221ZM237 86H238V85H237ZM240 86H241V85H240ZM22 87H24V86H22ZM22 87H21V88H22ZM61 87H62V85H61ZM61 87H60V88H61ZM105 87H106L105 90L108 91V88H107L108 86H105ZM110 87H112V86H110ZM116 87H118V85H117ZM116 87H114V88H116ZM127 87H128V86H127ZM146 87H147V86H146ZM164 87H165V86H164ZM166 87H165V88H166ZM172 87H171V88H172ZM186 87H187V86H186ZM213 87H214V86H213ZM213 87H212V88H213ZM215 87H216V85H215ZM223 87H225V86H223ZM233 87H234V86H233ZM246 87H247V86H246ZM252 87H253V86H252ZM8 88H9V87L7 86L6 89H8ZM11 88H12V87H11ZM35 88H36V87H35ZM47 88H49V87H47ZM47 88H46V89H47ZM68 88H69V87H68ZM96 88H97V87H96ZM96 88H95V87L92 88L93 91H94ZM125 88H126V87H125ZM133 88H132V89H133ZM148 88H149V86L147 87V89H148ZM190 88H191V84H190ZM190 88H189V89H190ZM192 88L194 89V87H192ZM206 88L208 89V86H207ZM255 88H256V86H255ZM257 88H258V87H257ZM36 89H37V88H36ZM36 89H34V91H35ZM40 89L43 90L42 88H40ZM46 89H45V90H46ZM49 89H50V88H49ZM72 89H73V88H72ZM99 89H100V88H99ZM111 89H112V88H111ZM118 89L120 90V88H118ZM150 89H152V88L150 87ZM154 89H155V88H154ZM162 89H163V88H162ZM187 89H188V88H185L186 92H188V95H190V93H189L190 91H187ZM189 89H188V90H189ZM193 89H190V90H193ZM207 89H206V90H207ZM220 89H221V87H220ZM220 89H219V90H220ZM236 89H237V88H236ZM245 89H246V88H245ZM260 89H261V88L259 87V91H262V90H260ZM2 90H3V89H2ZM50 90H53V88H51ZM50 90H49V91L46 90V91H47V94H48L49 92H53V91H50ZM80 90H81V89H80ZM96 90H97V89H96ZM103 90H104V89H103ZM105 90H104V91H105ZM116 90H117V89H116ZM119 90H118V91H119ZM152 90H153V89H152ZM157 90H158V89H157ZM180 90H181V89H180ZM182 90H183V89H182ZM182 90H181V91H182ZM206 90H205V91H206ZM214 90H215V89H214ZM214 90H213V93H214ZM217 90H218V89H217ZM225 90H226V89H224V91H225ZM231 90H232V88H231ZM233 90H235V88H234ZM254 90H255V89H254ZM22 91H24V89H23ZM31 91H33V90H31ZM38 91H39V90H38ZM113 91H114V90H113ZM145 91H146V90H145ZM145 91H144V92H145ZM194 91H195V90H194ZM198 91L200 92L199 89H198ZM205 91H204V93H205V95H207L206 93L208 92V90H207L206 92H205ZM210 91H212V89H210ZM224 91H223V92H224ZM229 91H230V90H229ZM237 91H238V90H237ZM245 91H247V90H245ZM251 91H252V90H251ZM257 91H258V90H257ZM0 92H1V91H0ZM20 92H21V91H20ZM24 92H26V91H24ZM27 92H28V91H27ZM54 92H55V91H54ZM60 92H62V91H60ZM70 92H71V91H70ZM80 92H81V91H80ZM99 92H101V91H99ZM114 92H115V91H114ZM119 92H120V91H119ZM134 92H135V91H134ZM146 92H148V90H147ZM159 92H160V91H159ZM163 92H164V91H163ZM167 92H169V91H167ZM176 92H178V91L176 90ZM183 92H185V91H183ZM183 92H181V93H182L181 95H183ZM186 92H185V93H186ZM199 92H196V93L199 94ZM217 92H218V91H217ZM219 92H220V91H219ZM225 92H227V90H226ZM242 92H243V91H242ZM2 93H3V92H2ZM6 93H7V92H6ZM28 93H29V92H28ZM28 93H27V94H28ZM30 93H31V92H30ZM32 93H33V92H32ZM36 93H37V92H36ZM40 93H41V92H40ZM71 93H72V92H71ZM97 93H98V92H97ZM105 93H106V92H105ZM105 93L102 94V95H104V99H105V95H106ZM107 93H108V96H109V92H107ZM115 93H116V92H115ZM115 93H113V94H115ZM135 93H136V92H135ZM155 93H156V92H155ZM193 93H194V92H193ZM193 93H191V95H193ZM201 93H202V91L200 92L199 95H201ZM204 93H202V94H204ZM208 93H209V92H208ZM211 93H212V92H210V94H211ZM232 93H233V92H232ZM237 93L239 94V91H238ZM255 93H256V92H255ZM257 93L259 94V92H257ZM12 94H14V93H12ZM21 94L23 95V93H21ZM38 94H39V93H38ZM47 94H46V95H47ZM52 94H53V93H52ZM79 94H80V93H79ZM113 94L111 93V95H113ZM120 94H123V93L121 92ZM131 94H133V93H131ZM138 94H139V93H138ZM146 94L148 95V93H146ZM146 94L144 93V97L146 96ZM149 94H150V90H149ZM163 94H164V93H163ZM163 94H161V97L163 96ZM198 94H196V95H198ZM218 94H223V93L220 92V93H218ZM218 94H217V96L220 97V95H218ZM225 94H226V93H225ZM225 94H224V95H225ZM235 94H236V93H235ZM1 95H2V94H1ZM15 95H17V94H15ZM15 95H14V96H15ZM24 95L27 96L26 94H24ZM29 95H31V94H29ZM29 95H28V96H29ZM34 95H35V94H34ZM34 95H33V96H34ZM39 95H40V94H39ZM39 95H38V96H39ZM41 95H42V94H41ZM62 95H63V94H62ZM64 95H65V94H64ZM90 95H91V99H93V98H92V94H90ZM94 95H96V94L94 93ZM100 95H101V94H99V95H97V96L100 97ZM117 95H118V93H117ZM134 95H135V94H134ZM136 95H137V94H136ZM136 95H135V97H136ZM142 95H143V94H142ZM152 95H154V94H151L150 96H152ZM167 95H168V94H167ZM169 95H170V94H169ZM188 95H187V98H188ZM236 95H237V94H236ZM244 95H245V93H244ZM246 95H247V94H246ZM11 96H12V95H11ZM33 96L31 95V97H33ZM36 96H37V95H35V97H36ZM38 96H37V97H38ZM88 96H89V95H88ZM88 96H87V98H88ZM97 96H96V97H97ZM108 96H107V97H108ZM118 96H120V95H118ZM122 96H123V95H121L120 97H122ZM129 96H131V95H128V97H129ZM140 96H141V94H140ZM148 96H149V95H148ZM150 96L148 97L149 99H150ZM174 96H175V95H174ZM194 96H195V93H194ZM201 96H202V95H201ZM201 96H199V97H201ZM203 96H204V95H203ZM214 96H216V92L214 93ZM230 96H231V94H230ZM247 96H248V95H247ZM3 97H4V96H3ZM7 97L10 99V95H9V96L6 95V98H7ZM19 97H20V96H19ZM23 97H24V96H23ZM23 97H22V98H23ZM29 97H30V96H29ZM40 97H41V96H40ZM62 97H63V96H62ZM75 97H76V96H75ZM78 97H79V96H78ZM102 97H103V96H101V98H102ZM114 97L117 98L116 96H114ZM123 97H124V96H123ZM125 97H126V96H125ZM128 97H127V98H128ZM144 97H143V98H144ZM152 97H155V96H152ZM156 97H158V95H157ZM156 97H155V98H156ZM168 97H169V96H168ZM204 97H205V96H204ZM206 97H207V99H208L209 97H213V95H212V96H206ZM219 97H216V99H218ZM240 97H241V96H240ZM259 97H260V96H259ZM6 98H4V99H6ZM15 98H16V97H15ZM76 98H77V97H76ZM84 98L86 99V97H84ZM112 98H113V97H112ZM115 98H114V100H116ZM129 98H130V97H129ZM131 98H132V97H131ZM131 98H130V99H131ZM136 98H137V97H136ZM136 98H134V99H136ZM164 98H165V96H164ZM214 98H215V97H214ZM214 98H213V99H214ZM245 98H246V96H245ZM263 98H264V97H263ZM4 99H2V100H3V101H6V100H4ZM39 99H41V98H39ZM52 99H53V98H52ZM88 99H89V98H88ZM91 99H89V100H91ZM107 99H108V98H107ZM134 99H133V101H134ZM151 99L154 101L153 98H151ZM170 99H171V98H170ZM181 99H182V98H181ZM184 99H186V98H184ZM184 99H183V101H184ZM200 99H201V98H200ZM203 99H204V98H203ZM254 99H256V97H255ZM21 100H23V99H21ZM30 100H31V99H30ZM61 100H63V98H62ZM69 100H70V99H69ZM72 100L75 101L74 99H72ZM82 100H83V99H82ZM82 100H81V102H82ZM94 100L96 101V99H94ZM98 100H100V99H98ZM102 100H103V98H102ZM105 100H106V99H105ZM110 100H111V99H109V102H110ZM117 100H118V99H117ZM138 100H139V99H138ZM145 100H146V98H145ZM186 100H187V99H186ZM186 100H185V101H186ZM221 100H222V99H221ZM223 100H224V99H223ZM228 100H229V99H228ZM237 100H238V99H237ZM243 100H244V98H243ZM256 100H257V99H256ZM259 100H261V99H259ZM3 101H1V102L3 103ZM9 101H11V100H9ZM15 101H16V99H15ZM50 101H51V99H50ZM54 101H55V100H54ZM54 101H51V102L48 101L47 103H53ZM56 101L58 102L57 99H56ZM59 101H60V100H59ZM70 101H71V100H70ZM111 101H112V100H111ZM133 101H131V102H133ZM149 101H150V100H149ZM157 101H159V100L157 99ZM171 101H172V100H171ZM187 101H188V100H187ZM197 101H198V100H197ZM212 101H213V100H212ZM214 101H218V100H214ZM229 101H230V100H229ZM235 101H236V100H235ZM238 101H239V100H238ZM262 101H263V100H262ZM6 102H8V101H6ZM11 102H12V101H11ZM11 102H10V103H11ZM17 102H18V101H17ZM19 102H20V101H19ZM23 102H24V100L22 101V104H23ZM30 102H31V101H30ZM57 102H56V103H57ZM96 102H97V101H96ZM100 102H102V101H100ZM143 102H144V101H143ZM160 102H161V100H160ZM172 102H173V101H172ZM181 102H182V101H181ZM210 102H211V101H210ZM219 102H220V101H219ZM219 102H218V103H219ZM225 102H227V101H225ZM249 102H250V99H249ZM256 102H258V101H256ZM260 102H261V101H260ZM4 103H5V102H4ZM4 103H3V104H4ZM14 103H15V102H14ZM20 103H21V102H20ZM65 103H67V102L65 101L63 104H65ZM88 103H89V101H88ZM111 103H116V102H111ZM117 103H118V102H117ZM117 103H116V104H117ZM120 103H121V101H120ZM125 103H127V102H125ZM145 103H146V102H145ZM145 103H144V104H145ZM154 103H156V102H154ZM178 103H179V102H178ZM198 103H199V102H198ZM215 103H216V102H215ZM241 103H242V102H241ZM258 103H259V102H258ZM261 103H262V102H261ZM261 103H260V104H261ZM6 104H7V103H6ZM25 104H26V103H25ZM34 104H35V103H34ZM42 104H43V103H42ZM94 104L97 105L96 103H94ZM98 104H100V103H98ZM106 104H107V102H106ZM106 104H104V106H105ZM109 104H110V103H109ZM109 104H107V106H108ZM122 104H123V103H122ZM122 104H121V105H122ZM149 104H150V103H149ZM166 104L168 105V103H166ZM166 104H165V105H166ZM172 104H173V103H172ZM184 104H185V103H184ZM221 104H222V103H221ZM226 104L228 105V103H226ZM226 104H224V105H226ZM252 104H253V102H252ZM255 104H256V103H255ZM10 105H11V104H10ZM18 105H19V104H18ZM36 105H39V104H36ZM36 105H35V107H36ZM43 105H45V104H43ZM43 105H42V106H43ZM60 105H61V104H60ZM68 105H69V104H67V106H68ZM71 105H73V107H76V106H75V103L72 102V101H71ZM102 105H103V104H102ZM110 105H111V104H110ZM114 105H115V104H114ZM114 105H113V106H114ZM119 105H120V104H119ZM142 105H143V104H142ZM150 105H151V104H150ZM167 105H166V106H167ZM187 105H189V104L187 103ZM195 105L197 106V103H195ZM198 105H199V104H198ZM216 105H217V104H216ZM218 105H219V106H222V105H220V103H219ZM257 105H259V104H257ZM7 106H8V104H7ZM42 106H41L40 108H42ZM53 106L55 107L56 105L54 104ZM53 106H52V107H53ZM83 106H84V105H83ZM83 106H82V109H83ZM107 106H105V107H107ZM115 106H116V105H115ZM126 106H127V105H126ZM132 106H133V105H132ZM139 106H140V105H139ZM161 106H162V105H161ZM169 106H170V105H169ZM179 106H181V105H179ZM196 106H195V108H196ZM201 106H202V105H201ZM250 106H251V102H250ZM260 106H261V105H260ZM263 106H264V105H263ZM54 107H53V108H54ZM57 107H58V105H57ZM99 107H100V106H99ZM99 107H98V109H99ZM101 107H102V106H101ZM101 107H100V108H101ZM105 107H104V108H105ZM116 107H117V106H116ZM127 107H128V106H127ZM127 107H126V108H127ZM134 107H135V106H134ZM141 107H142V106H141ZM190 107H191V106H190ZM214 107H215V106H214ZM225 107H226V106H225ZM234 107H235V106H234ZM3 108H4V106H3ZM7 108H10V107H7ZM53 108H52V110H53ZM64 108H65V107H64ZM89 108H90V107H89ZM89 108H88V109H89ZM93 108H94V106H93ZM104 108L101 109L102 112L105 111V110H103ZM111 108H112V106H111ZM119 108H121V107H119ZM136 108H138V106H137ZM202 108H203V107H202ZM218 108H219V107H218ZM220 108H221V107H220ZM223 108H224V107H223ZM223 108H222V109H223ZM236 108H237V107H236ZM16 109H17V108H16ZM25 109H27V110L30 112L29 109H33V108L30 107V108L28 109V108L25 107L24 110H25ZM34 109H35V108H34ZM45 109L49 110L48 112H50V111H51V109H50V105H49V108H48V106H47V108L45 107ZM76 109H77V108H76ZM85 109H86V108H85ZM90 109H92V107H91ZM127 109H128V108H127ZM159 109H160V111H162L164 108L161 109V108L159 107ZM159 109H158V110H159ZM224 109H225V108H224ZM243 109H244V108H243ZM12 110H13V108H12ZM19 110H21V108H20ZM19 110H16L17 113H18ZM22 110H23V109H22ZM27 110H25V111H23V112H25V114H27V112H26ZM54 110L56 111L57 108H54ZM65 110H66V109H65ZM78 110H79V109H78ZM99 110H100V109H99ZM99 110H97V113L99 112ZM101 110H100V114H101ZM107 110H108V109H107ZM107 110H106V111H107ZM111 110H112V109H111ZM128 110H129V109H128ZM128 110H127V111H128ZM149 110H150V109H149ZM149 110H148V112L151 113L150 111L152 110V107H151V110H150V111H149ZM154 110H155V109H153L152 112H154ZM198 110H199V109H198ZM198 110H197V111H198ZM201 110H202V109H201ZM204 110H205V109H204ZM210 110H212V109H209V111H210ZM214 110H216V109H214ZM214 110H212V111H214ZM219 110H220V109H219ZM226 110H228V108H227ZM250 110H251V109H250ZM0 111H1V110H0ZM8 111H9V109H8ZM16 111H14V114L16 113ZM61 111H62V110H61ZM79 111H80V113H81V110H79ZM89 111H90V110H89ZM106 111H105V112H106ZM118 111H119V110H118ZM123 111H124V110H123ZM132 111H133V110H132ZM160 111H158V112H160ZM164 111H165V110H164ZM230 111H231V110H230ZM237 111H238V109H237ZM247 111H248V110H247ZM9 112H10V111H9ZM9 112H8V113H9ZM32 112H33V111H32ZM48 112L46 111L45 114L47 115ZM77 112H78V111H77ZM77 112H76V113L73 112V113H75V114L77 115V114H78ZM82 112H83V111H82ZM94 112H96V111H94ZM116 112H117V111H116ZM167 112H168V111H167ZM167 112H166V113H167ZM170 112H171V109L169 110V113H167V114L170 115ZM176 112H177V113L180 112L179 115L181 114V111H176ZM195 112H196V111H195ZM210 112H211V111H210ZM210 112H209V113H210ZM215 112H216V111H215ZM215 112H214V113H215ZM217 112H218V110H217ZM235 112H236V110H235ZM239 112H240V111H239ZM251 112H252V111H251ZM0 113H1V112H0ZM12 113H13V111H12ZM12 113H10V114H12ZM20 113H21V111H20ZM65 113H67V111H66ZM90 113H92V111H90ZM90 113H88V115H89ZM97 113H96V116H97ZM110 113H111V112H110ZM114 113H115V112H114ZM117 113H118V112H117ZM126 113H127V112H126ZM142 113H143V112H142ZM173 113H174V112H173ZM197 113H198V112H197ZM228 113H229V111H228ZM253 113H254V112H253ZM2 114H3V113H2ZM2 114H0V115L2 116ZM4 114H5V112H4ZM21 114H22V113H21ZM23 114H24V113H23ZM53 114H54V113H53ZM53 114H49V115H50V116H53ZM59 114L61 115V113H59ZM75 114H74V115H75ZM81 114H83V116H87V115H84V113H81ZM81 114H79V115H81ZM100 114H99V116H100ZM102 114H103V113H102ZM115 114H116V113H115ZM127 114L129 115V113H127ZM131 114H133V113H131ZM167 114H166V115H167ZM175 114H176V113H174V115H175ZM205 114H206V113H204V115H205ZM212 114H213V112L210 113L211 116H212ZM233 114H234V113H233ZM233 114H231V115L233 116ZM244 114H245V113H244ZM249 114H250V113H249ZM249 114H248V115H249ZM5 115H6V114H5ZM18 115H20V114H18ZM60 115H59V116H60ZM79 115H78V116H79ZM91 115H93L92 118H95V116H94L95 113L90 114L89 117H91ZM116 115H117V114H116ZM118 115H119V113H118ZM118 115H117V116H118ZM121 115H122V114H120V116H121ZM124 115H126V114H124ZM174 115L172 114V116H174ZM204 115L202 114L201 116H204ZM206 115H207V114H206ZM206 115H205V116H206ZM208 115H209V114H208ZM210 115H209V117L212 119L214 116L211 117ZM8 116H10V115H8ZM13 116H15V115H13ZM13 116H12V118H13ZM50 116H49V117L47 116L48 118H46V119H47V120H49V119L51 120V117H50ZM65 116H66V114H65ZM70 116L73 117V114H71V113L69 112V116H67V117L71 118ZM101 116H102V115H101ZM104 116L106 117L107 115L104 113ZM104 116H103V117H104ZM108 116H109V115H108ZM108 116H107V120L110 121L109 119H112V118H109V119H108ZM134 116H135V115H134ZM134 116H133V117H134ZM167 116H168V115H167ZM170 116H171V115H170ZM176 116H177V115H176ZM180 116H181V115H180ZM180 116H178V119H179V118H182V116H184V115H182L181 117H180ZM245 116H246V114H245ZM23 117H24V115H23ZM26 117H28V115H27ZM62 117H64V116H62ZM114 117H116V116H113V118H114ZM121 117L124 118V116H121ZM130 117H131V115H130ZM145 117H146V116H145ZM151 117H154V116H151ZM185 117H186V116H185ZM196 117H197V116H196ZM209 117H208V118H209ZM229 117H230V116H229ZM237 117H238V116H237ZM250 117H251V115L249 116V118H250ZM1 118H3V117H1ZM7 118H9V117H7ZM7 118H6V119H7ZM16 118H17V117H16ZM53 118H54V117H53ZM53 118H52V119H53ZM55 118H56V117H55ZM57 118H58V117H57ZM77 118H78V117H77ZM81 118H83V117H81ZM96 118H97V117H96ZM96 118H95V119H96ZM123 118H122L121 120L124 121ZM146 118H148V116H147ZM154 118H155V117H154ZM163 118H164V117H163ZM174 118H175V116H174ZM190 118H191V117H190ZM208 118H206V119H208ZM258 118H259V117H258ZM260 118L263 119V117H260ZM20 119H21V118H20ZM59 119H60V117H59ZM75 119H76V118H75ZM87 119H88V117H87ZM100 119H101V118H100ZM126 119H127V118H126ZM128 119H129V117H128ZM128 119H127V120H128ZM136 119H137V118H136ZM148 119H149V118H148ZM151 119H152V118H151ZM166 119H167V118H165L164 120H166ZM184 119H185V118H184ZM197 119H198V118H197ZM197 119H196V121L198 122L200 119H198V120H197ZM232 119H233V118H232ZM242 119H244V118L242 117ZM7 120H8V119H7ZM10 120H11V118H10ZM56 120H57V119H56ZM60 120H61V119H60ZM62 120H63V118H62ZM66 120H67V119H66ZM83 120H84V118H83ZM116 120H117V119H116ZM121 120H120V121H121ZM137 120H138V119H137ZM144 120H145V119H144ZM153 120H154V119H153ZM170 120H171V117H170ZM204 120H205V118L203 117V120H201V121L205 123ZM208 120H209V119H208ZM217 120H218V119H217ZM237 120H238V118H237ZM248 120H249V119H248ZM248 120H247V121H248ZM1 121H3V120L1 119ZM45 121H46V120H45ZM53 121H54V120H52L51 122H53ZM67 121H68V120H67ZM70 121H71V119H70ZM70 121H68V125L71 124ZM72 121H74V120H72ZM98 121H99V120H98ZM157 121L159 122V120H157ZM167 121H168V120H167ZM173 121H175V119L172 120L171 123H172ZM180 121H181V120H180ZM186 121H187V120H185V123H186ZM188 121H189V120H188ZM188 121H187V122H188ZM192 121H193V122H196V121H194V120H192ZM192 121H190V122L192 123ZM214 121H215V120H214ZM235 121H236V119H235ZM241 121H242V120H241ZM249 121H250V120H249ZM249 121H248V122H249ZM255 121H256V119H255ZM3 122L5 123L6 120L3 121ZM3 122H2V123H3ZM7 122H9V121H7ZM65 122H66V121H65ZM86 122H87V121H86ZM96 122H97V121H96ZM101 122H102V121H101ZM175 122H176V121H175ZM211 122H213V120H212ZM211 122H210L209 124H211ZM230 122H231V120H230ZM245 122H246V121H245ZM4 123H3V125L0 124V126H4V125L6 124V123H5V124H4ZM54 123H55V122H54ZM61 123H62V121H61ZM66 123H67V122H66ZM72 123H73V122H72ZM74 123L76 124V122H74ZM105 123H106V122H105ZM113 123H114V122H113ZM122 123H125V121L122 122ZM176 123H177V122H176ZM179 123H180V122H178V124H179ZM185 123H183V121H181V124H183V125H186V124H187V125H189L190 127H193V126H195L196 124H198V123H196V124H191V125H190V124H188L189 122L186 123V124H185ZM215 123L217 124V122H215ZM215 123H213V124H215ZM238 123H239V122H238ZM9 124H11V123H9ZM13 124H14V122H13ZM13 124H12V125H13ZM50 124H51V123H50ZM64 124H65V123H64ZM77 124H78V123H77ZM87 124H89V123H87ZM87 124H86V126H87ZM93 124H94V123H93ZM95 124H97V123H95ZM98 124H100V123H98ZM178 124H176V125H178ZM233 124H234V123H233ZM6 125H7V124H6ZM6 125H5V127H4L3 130H8V129H5V128H6ZM12 125H11V126H12ZM17 125H20V124L17 123ZM28 125H30V124H28ZM28 125H27V126H28ZM47 125H48V124H47ZM65 125H66V124H65ZM71 125H73V124H71ZM71 125H70V126H71ZM81 125H82V124H81ZM91 125H92V124H89V126H91ZM104 125H105V124H104ZM104 125H103V126H104ZM111 125L114 126L115 124H111ZM111 125H110V123H109V126H111ZM179 125H180V124H179ZM200 125H201V124H200ZM211 125H212V124H211ZM224 125L226 126L225 128H228L226 124H224ZM231 125H232V123H231ZM235 125H236V123H235L233 126H235ZM254 125H257V124H254ZM7 126H8V125H7ZM48 126H49V125H48ZM93 126H94V125H93ZM95 126H96V125H95ZM97 126H98V125H97ZM100 126H101V125H100ZM100 126H98V127H100ZM170 126H171V125H170ZM180 126H182V125H180ZM204 126H205V124H204ZM217 126H219V125H217ZM233 126H232V128H233ZM244 126H246V123H245ZM12 127H13V126H12ZM49 127H50V126H49ZM72 127H74V126H72ZM84 127H85V124H84ZM84 127H83V128H84ZM145 127H146V125H145ZM154 127H155V126H154ZM174 127H175V125H174ZM177 127H178V126H177ZM182 127H183V126H182ZM187 127H188V126H187ZM187 127H186V128H187ZM195 127H196V126H195ZM200 127L202 128V126H200ZM206 127H208V126L206 125ZM247 127H248V126H247ZM0 128H1V127H0ZM2 128H3V127H2ZM2 128H1V129H2ZM46 128H47V127H46ZM83 128L80 127V131H81V129L84 131ZM104 128H105V126H104ZM111 128H112V127H111ZM124 128H125V127H124ZM183 128H184V127H183ZM183 128H181V129H183ZM209 128H210V127H209ZM211 128H213V127H211ZM211 128H210V129H211ZM217 128H218V127H217ZM230 128H231V127H230ZM234 128H235V127H234ZM1 129H0V130H1ZM11 129L14 130L13 128H11ZM17 129H18V128H17ZM19 129H21V128H19ZM22 129H23V128H22ZM24 129H26V127H24ZM66 129H67V127H66ZM74 129L76 130V128H74ZM74 129H73V130H74ZM86 129H87V127H86ZM91 129H92V128H91ZM93 129H94V128H93ZM93 129H92V130H93ZM121 129H122V128H121ZM127 129H128V128H127ZM151 129H152V128H151ZM181 129H180V130H181ZM195 129H196V128H195ZM204 129H206V128H202L201 131L204 130ZM223 129H224V128H223ZM223 129H222V130H223ZM236 129H237V128H236ZM244 129H245V128H244ZM3 130H1V132L4 133L3 135H6V136H3V137L6 139V137L10 136L9 134H10V132H11L12 130L7 131L9 134H5L6 132H5V131L3 132ZM15 130H16V129H15ZM29 130H31V128H30ZM67 130H68V129H67ZM69 130H70V129H69ZM69 130H68V131H69ZM71 130H72V128H71ZM75 130H74V131H75ZM89 130H90V129H89ZM94 130H95V132H96V130H98V128H96V129H94ZM100 130H101V129H100ZM100 130H99V131H100ZM105 130H107V129H105ZM165 130H166V129H165ZM189 130H190V129H189ZM192 130H194V129H192ZM192 130H191V131H192ZM207 130H208V129H207ZM211 130H212V129H211ZM226 130H227V129H226ZM240 130H241V129H240ZM242 130H243V128H242ZM21 131H22V130H21ZM27 131H28V130H27ZM50 131H51V130H49V131H47V132H49V133H52V132H53V131H52V132H50ZM68 131H66V132H68ZM80 131H76V132L78 133V132H80ZM86 131H87V130H86ZM107 131H108V130H107ZM115 131H116V130H115ZM115 131H114V133H116ZM124 131H125V129H124ZM140 131H141V130H140ZM147 131H148V130H147ZM186 131L188 132L187 129H186ZM191 131H189V133H190ZM194 131H195V130H194ZM215 131H217V130H215ZM231 131H232V130H231ZM231 131H230V132H231ZM233 131H234V130H233ZM233 131H232V132H233ZM258 131H259V130H258ZM14 132H15V131H14ZM47 132L45 131V133H47ZM55 132H56V131H55ZM70 132H71V131H69L68 134H69ZM109 132H110V129H109ZM177 132H178V131H177ZM181 132H184V130L181 131ZM232 132H231V133H232ZM262 132H263V131H262ZM262 132H260V133H262ZM2 133H0V134H2ZM16 133H17V132H16ZM16 133H15V134L13 133V134L16 135ZM27 133H28V132H27ZM56 133H57V132H56ZM63 133H64V132H63ZM63 133H62V134H63ZM71 133H72V134H69V135H72V136H73V134H74L75 132L72 131ZM77 133H76V134H77ZM91 133H92V132H91ZM98 133L100 134V132H98ZM106 133H107V132H106ZM125 133H127V130H126ZM143 133H144V131H143ZM143 133H142V134H143ZM145 133H146V132H145ZM148 133H149V132H148ZM156 133H157V132H156ZM162 133H164V132H162ZM202 133H204V132H202ZM206 133H207V132H206ZM208 133H209V132H208ZM208 133H207V135H208ZM210 133H212V132H210ZM210 133H209V134H210ZM228 133H229V132H228ZM252 133H253V132H252ZM260 133H259V135H260ZM13 134H12V136H14ZM17 134H18V133H17ZM43 134H44V133H43ZM89 134H90V133H89ZM89 134H87V137H88ZM101 134L103 135V133H101ZM112 134H113V133H112ZM128 134H129V133H128ZM130 134L132 135L133 132L130 133ZM130 134H129V135H130ZM135 134L138 135V132L135 133ZM142 134H140V135H142ZM151 134H152V133H151ZM157 134H161L160 131H158ZM169 134H172V133H169ZM169 134H168V135H169ZM176 134H177V133H176ZM176 134H174V135H176ZM217 134H219V133H217ZM217 134H216V135H217ZM236 134H237V133H236ZM239 134H240V133H239ZM241 134H242V133H241ZM241 134H240V135H241ZM7 135H8V136H7ZM18 135L20 136L21 134H18ZM33 135H35V134L33 133ZM45 135H46V134H45ZM59 135H60V134H59ZM66 135H67V134H66ZM104 135H105V134H104ZM109 135H111V133H110ZM109 135H108V137H110ZM143 135H145V134H143ZM149 135H150V133L147 134V135H145V136L147 137V136H149ZM205 135H206V134H205ZM225 135H226V134H225ZM230 135H232V134H229L228 137H229ZM233 135H234V134H233ZM237 135H238V134H237ZM0 136H2V135H0ZM19 136H18V137H19ZM31 136H32V135H31ZM72 136H69V137L72 138ZM90 136H91V135H89V137H90ZM94 136L97 137L96 134H95ZM106 136H107V135H106ZM106 136H103V137L105 138ZM123 136H124V135H123ZM157 136H159V135H157ZM171 136H172V135H171ZM176 136H177V135H176ZM238 136H239V135H238ZM241 136H242V135H241ZM244 136L246 137V135H244ZM251 136H253V135H250V137H251ZM58 137H59V136H58ZM58 137H57V138H58ZM69 137H67V138L69 139ZM89 137H88V138H89ZM91 137H93V136H91ZM99 137H101V136H99ZM108 137H107V138H108ZM118 137H119V136H118ZM118 137H117V138H118ZM121 137H122V136H121ZM135 137H136V136H135ZM135 137H134V138H135ZM143 137H144V136H143ZM183 137H184V136H183ZM215 137H216V136H215ZM215 137L213 136L214 140H215ZM232 137H233V136H231V137H229V138L231 139ZM235 137H236V136H235ZM256 137H258V136H256ZM12 138H13V137H12ZM14 138H15V136H14ZM22 138H23V137H22ZM44 138H47V137L44 136ZM61 138H63V137H61ZM61 138H60V139H61ZM77 138H78V137H77ZM81 138H82V135H81ZM83 138H84V137H83ZM83 138H82V139H83ZM94 138H95V137H94ZM126 138H127V137H126ZM194 138H196V137H194ZM216 138H218V137H216ZM221 138H222V137H221ZM223 138H225V137H223ZM243 138H244V137H243ZM248 138H249V137H248ZM263 138H264V137H263ZM0 139H1V138H0ZM2 139H3V138H2ZM8 139H9V138H8ZM15 139H16V138H15ZM17 139H18V138H17ZM17 139H16V140H17ZM19 139L21 140V138H19ZM48 139H49V138H48ZM60 139H59V141H60ZM91 139H92V138H91ZM100 139H101V138H100ZM105 139H106V138H105ZM169 139L171 140L172 138H169ZM169 139H168V140H169ZM183 139H184V138H183ZM227 139H228V138H227ZM241 139H242V138H241ZM241 139H240V140H241ZM253 139H254V138H253ZM258 139H259V137H258ZM12 140H13V139H12ZM44 140H45V139H44ZM52 140H53V139H52ZM85 140H86V139H85ZM124 140H125V138H124ZM128 140H129V139H128ZM130 140H132V138H130ZM170 140H169V141H170ZM193 140L195 141V139H193ZM196 140H197V139H196ZM228 140H229V139H228ZM232 140H234V139L232 138ZM235 140H236V139H235ZM240 140H238V141H239V144H240ZM254 140H255V139H254ZM259 140L262 142V140H261V135H260V139H259ZM259 140H258V141L256 140V141L259 142ZM7 141H8V140H7ZM10 141H11V139H10ZM10 141H8V142H10ZM18 141H19V140H18ZM50 141H51V140H50ZM63 141H64V144H65V143H66L65 141H67V139H66V140H63ZM99 141H100V140H99ZM118 141H119V140H117V142H118ZM132 141H133V140H132ZM136 141H137V140H136V138H135L134 143H135ZM175 141H176V140H175ZM177 141H178V139H177ZM194 141H193V142H194ZM216 141H217V140H216ZM238 141L236 140V141H234V142H238ZM245 141H246V139H245ZM29 142H31V141H29ZM51 142H52V141H51ZM51 142H50V143H51ZM93 142H94V141H93ZM93 142H91V143H93ZM142 142H144V141H142ZM170 142H171V141H170ZM181 142H182V141H180L179 143H181ZM191 142H192V141H191ZM212 142H213V141H212ZM217 142H218V141H217ZM223 142H224V140H223ZM230 142H231V141H230ZM254 142H255V141H254ZM257 142H256L255 144H258ZM19 143H20V141L18 142V144H19ZM60 143H61L60 145H63L62 142H60ZM83 143H84V142H83ZM96 143H97V144H100V143H98V140H97ZM96 143H95V144H96ZM108 143H109V142H108ZM113 143H114V142H113ZM128 143H129V142H128ZM134 143L132 142V143H129V144H130V145H131V144L134 145ZM136 143H137V142H136ZM171 143H173V142H171ZM244 143H245V142H244ZM262 143H263V142H262ZM7 144H8V143H7ZM38 144H39V143H38ZM38 144H37V145H38ZM40 144H41V143H40ZM40 144H39V145H40ZM45 144H46V143H45ZM97 144H96V145H97ZM101 144H103V141L101 142ZM129 144L127 145V147H126V146H125V147L128 148V150H129V149H130V150L134 149V148H133L134 146H132V149L129 148V147H128ZM185 144H186V143H185ZM191 144H192V143H191ZM204 144H205V143H204ZM220 144H221V143H220ZM242 144H243V141L241 142V145H240V146H242ZM247 144H248V143H247ZM82 145H83V144H82ZM82 145L80 144L79 146H77V144H75V146H77V147H80V146H82ZM137 145H140V144L137 143ZM145 145H146V144H145ZM145 145H143V146H145ZM158 145H162V144H158ZM182 145H183V144H182ZM209 145H211V144H209ZM212 145H213V144H212ZM217 145H218V144H217ZM259 145H260V144H259ZM259 145H258V146H259ZM1 146H2V145H1ZM75 146L73 145L74 149H75ZM97 146H98V145H97ZM100 146H103V145H100ZM135 146H136V144H135ZM140 146H141V145H140ZM143 146L140 147L138 150H139V151H145V152H146V150H147L146 148H147L148 146H147V145H146L147 147H143ZM154 146H155V145H154ZM196 146H198V145H196ZM199 146H200V145H199ZM232 146H233V145H232ZM250 146H251V145H250ZM256 146H257V145L254 146V150H255ZM11 147H12V146H11ZM23 147H24V145H23ZM29 147H31V146H29ZM47 147H48V146H47ZM69 147H70V146H69ZM83 147H84V146H83ZM108 147H109V146H108ZM130 147H131V146H130ZM177 147H179V146L177 145ZM247 147H249V146H247ZM66 148H67V144L65 145V150H63V151H67V150H68L67 153L71 152L72 149H73V148H72L71 151H70V148L67 149V150H66ZM85 148H87V146H86ZM85 148H84V149H85ZM99 148H100V147H99ZM109 148H110V147H109ZM126 148H124V149H126ZM192 148H193V147H192ZM217 148H218V147H217ZM232 148H233V147H232ZM232 148H229V149L233 150ZM235 148H236V147H235ZM237 148H238V145H237ZM237 148H236V150H237ZM249 148H251V147H249ZM252 148H253V146H252ZM257 148H259V147H257ZM5 149H6V148H5ZM22 149H23V148H22ZM36 149H37V148H34V150H36ZM39 149H41V148L39 147ZM74 149H73V150H74ZM81 149H82V148H81ZM94 149H95V146H94ZM122 149H123V148H122ZM150 149H151V148H150ZM172 149H173V148H172ZM179 149H180V147H179ZM181 149H183V148H181ZM187 149H188V148H187ZM260 149H261V148H260ZM3 150H4V149H3ZM15 150H17V148H16ZM15 150H14V151H15ZM24 150H27V148H24ZM75 150H76V149H75ZM89 150H91V149H89ZM100 150H101V149H100ZM236 150H235V151H236ZM257 150H258V149H257ZM78 151H79V150H78ZM83 151H84V150H83ZM92 151H94V150L92 149ZM156 151H157V150H156ZM156 151H155V152H156ZM227 151H228V150H227ZM235 151H233L232 153L235 154V155L237 156V153H238L239 151H238L237 153H235ZM247 151H249V150H247ZM247 151H246L245 153L248 154L247 156H249V154L251 153V151H250V153H247ZM1 152H2V150H1ZM33 152H34V151H32L31 153H33ZM73 152H74V151H72V153H73ZM87 152H88V151H87ZM96 152L98 153V151H96ZM101 152H102V151H101ZM128 152H129V151H128ZM161 152H162V151H161ZM177 152H178V151H177ZM190 152L192 153V150H191V149H190ZM210 152H211V151H210ZM221 152H222V151H221ZM223 152H224V150H223ZM253 152H255V151H253ZM261 152H263V151H262V150H261L260 152L258 151V153H261ZM3 153H4V151H3ZM3 153H2V154H3ZM23 153H24V152H23ZM31 153H30V154H31ZM34 153H35V152H34ZM56 153H57V152H56ZM90 153H91V152H90ZM99 153H100V152H99ZM130 153H132V152H130ZM130 153H129V154H130ZM157 153H160V151L157 152ZM163 153H164V152H163ZM178 153H179V152H178ZM181 153H182V152H181ZM181 153H180V154H181ZM183 153H184V152H183ZM188 153H189V152H188ZM216 153H217V152H216ZM229 153H230V152H229ZM242 153H243V152H242ZM5 154H6V152H5ZM26 154H27V152H26ZM30 154H29V155H30ZM76 154H77V152H76ZM117 154L120 155V153H117ZM203 154H204V152H203ZM225 154H227V152H224L223 155L225 156ZM230 154H231V153H230ZM230 154H229V156H231ZM0 155H1V154H0ZM27 155H28V154H27ZM27 155H26V156H27ZM46 155H47V154H46ZM65 155H66V153H65ZM79 155H81V154H79ZM88 155H89V154H88ZM88 155H87V156H88ZM90 155H91V154H90ZM94 155H97V154H94ZM94 155H93V156H94ZM158 155H159V154H158ZM182 155H183V154H182ZM191 155H192V154H191ZM191 155H190V158H188V160L191 159V161H192V157H191ZM16 156H17V155H16ZM117 156H118V155H117ZM159 156H160V155H159ZM186 156H187V152H186ZM186 156H185V157H186ZM192 156H193V155H192ZM200 156H201V155L197 156V158H200ZM202 156H203V155H202ZM202 156H201V157H202ZM206 156H207V155H206ZM206 156H205V157H206ZM221 156H222V155H221ZM229 156L227 157V155H226L225 157H226V158H230ZM254 156H255V155H254ZM260 156H261V155H260ZM260 156H259V157H260ZM55 157H57V156L55 155L53 158H55ZM79 157H80V156H79ZM79 157H78V162H79ZM83 157H84V156H83ZM83 157L81 156V158H83ZM88 157H89V156H88ZM102 157L105 158V159L107 160L106 157H104V156H102ZM107 157H109V156H107ZM119 157H121V156H118V158H119ZM157 157H158V156H157ZM210 157H211V155H210ZM210 157L208 156V159L211 160V161H213L214 158H213V159H212V158L210 159ZM214 157H215V156H214ZM252 157H253V156H252ZM252 157H251V160L253 159ZM256 157H258V156L256 155L255 158H256ZM26 158H29V157H26ZM38 158H39V157H37L36 159H38ZM41 158H42V157H41ZM64 158H66V157H64ZM85 158H86V157H85ZM100 158H101V156L99 157V159H100ZM118 158H117V159H118ZM195 158H196V157H194V159H195ZM202 158H203V157H202ZM245 158H246V156H245ZM89 159H90V158H89ZM92 159H94V158H92ZM92 159H91V160H92ZM157 159H158V158H157ZM186 159H187V157H186ZM206 159H207V158H206ZM231 159H232V158H231ZM242 159H244V157H242ZM246 159H247V158H246ZM260 159H261V158H260ZM260 159H259V160H260ZM21 160H22V159H21ZM41 160H42V159H41ZM43 160H44V159H43ZM94 160H96V159H94ZM106 160H104V161H106ZM140 160H141V159H140ZM151 160H152V158H150V161H151ZM184 160H185V159H184ZM184 160H183V161H184ZM202 160H203V159H202ZM218 160H220V159H218ZM261 160H262V159H261ZM30 161H33V160H30ZM71 161H73V159H72ZM85 161H86V162H87V161L90 162V160H88V158H87V160H85ZM98 161L101 163L100 160H98ZM104 161H103V162H104ZM176 161H178V160H176ZM193 161H194V160H193ZM214 161L216 162V161H217V158H216V160L214 159ZM223 161H224V160H223ZM243 161H244V160H243ZM262 161H263V160H262ZM0 162H1V161H0ZM28 162H29V161H28ZM42 162H43V161H42ZM80 162H81V161H80ZM92 162H93V161H92ZM109 162H110V159H109ZM114 162H116V161H114ZM127 162H128V161L124 162V164H123L125 167H126ZM170 162H171V160H170ZM189 162H190V161H189ZM200 162H201V161H200ZM200 162H198V163H200ZM202 162H206V161H202ZM208 162H209V161H207V163H208ZM244 162H245V161H244ZM246 162H247V161H246ZM254 162H255V161H254ZM5 163H6V162H5ZM5 163H3L2 165H5V167H6V165L8 166V164H7V163L5 164ZM11 163H12V162H11ZM33 163H34V162H33ZM75 163H76V162H75ZM93 163H94V162H93ZM133 163H134V162H133ZM175 163H176V162H175ZM196 163H197V162H196ZM207 163H206V164H207ZM211 163H212V162H211ZM216 163H219V162H216ZM223 163H224V162H223ZM20 164H22V163L20 162ZM43 164H44V163H43ZM79 164H80V163H78V165H79ZM101 164H102V163H101ZM109 164H111V162H110ZM128 164H129V163H128ZM131 164H132V163H131ZM143 164H144V163H143ZM177 164H178V162H177ZM189 164H190V163H189ZM189 164H187V165H189ZM193 164H194V163H193ZM202 164H203V163H202ZM202 164H201V168H202ZM212 164H213V163H212ZM212 164H211V165H212ZM228 164H229V163H228ZM231 164H233V163H231ZM240 164H242V162H241ZM246 164H247V163H246ZM258 164L260 165V164H264V163H262V162L260 161V163H258ZM2 165H1V166H2ZM14 165H16V164H14ZM45 165H46V164H45ZM129 165H130V164H129ZM154 165H155V164H154ZM229 165H230V164H229ZM236 165H237V164H236ZM259 165H257V166H259ZM20 166H21V165H20ZM51 166H52V165H51ZM59 166H60V165H59ZM88 166L90 167V165H88ZM100 166H101V165H100ZM132 166H133V165H132ZM132 166H131V167H132ZM172 166H174V165H172ZM172 166H170V167L172 168ZM175 166H176V164H175ZM190 166H191V164H190L188 167H190ZM194 166H195V165H194ZM203 166H205V163H204ZM207 166H209V165H207ZM213 166H214V165H213ZM226 166H228V165H226ZM233 166H234V165H233ZM233 166H232V167H233ZM244 166H245V168L248 167L247 165H244ZM244 166H243V170H241V172L244 171ZM246 166H247V167H246ZM93 167H94V165H93ZM104 167H105V166H104ZM122 167H123V166H122ZM129 167H130V166H129ZM131 167H130V168H131ZM215 167H216V166H215ZM215 167H214V168H215ZM217 167H220V166H217ZM232 167H230L231 170H233ZM249 167H250V166H249ZM261 167H264V166L262 165V166H260V168H261ZM17 168H18V167H17ZM19 168H20V167H19ZM19 168H18V170H19ZM50 168H51V167H50ZM50 168H47V169L49 170ZM91 168H92V167H91ZM91 168H90V169H91ZM105 168H107V167H105ZM130 168H129V169H130ZM140 168H142V166H141ZM147 168H148V167H147ZM147 168H146V169H147ZM193 168H194V167H193ZM195 168H196V166H195ZM195 168H194V169H195ZM197 168H198V167H197ZM207 168H209V167H207ZM257 168H258V167H257ZM26 169H27V167H26ZM69 169H70V168H68V171H69ZM71 169L73 170L72 167H71ZM87 169H89V168H87ZM96 169H97V168H96ZM108 169H112V168H110V166H109ZM133 169H134V168H133ZM136 169H137V168H136ZM172 169H173V168H172ZM191 169H192V168H191ZM199 169H200V168H199ZM199 169H197V171H196V169H195V172H198ZM203 169H206V167H203L202 170H203ZM238 169H239V168H238ZM249 169H250V168H249ZM3 170H4V169H3ZM32 170H33V169H32ZM32 170H31V173H32ZM43 170H44V169H43ZM55 170H56V169H55ZM82 170H83V169H82ZM82 170H81V171H82ZM91 170H92V169H91ZM93 170H94V169H93ZM123 170H124V169H123ZM192 170H193V169H192ZM202 170H201V171H202ZM217 170H218V169H217ZM229 170H230V169H229ZM259 170H260V169H259ZM14 171H16V169H15ZM28 171H30V170L28 169V170H27V173H28ZM57 171H59V170L57 169ZM74 171H75V170H74ZM94 171H95V170H94ZM109 171H110V170H109ZM114 171H115V170H114ZM137 171H138V170H137ZM185 171H186V170H185ZM188 171H190V170H188ZM203 171H204V170H203ZM205 171H206V170H205ZM205 171H204V172H205ZM207 171H208V170H207ZM214 171H215V170H214ZM263 171H264V170H263ZM70 172H72V171L70 170ZM78 172H79V173H78ZM78 172H77V173L80 175V171H78ZM90 172H91V171H90ZM112 172H113V171H111V173H112ZM143 172H144V170H143ZM148 172H149V171H148ZM162 172H163V171H162ZM231 172H233V171H231ZM235 172H236V171H235ZM244 172L247 173L248 170L245 169ZM260 172H261V171H260ZM4 173H5V172H4ZM15 173H19V171H16ZM27 173H26V174H27ZM31 173H30V174H31ZM33 173H34V172H33ZM33 173H32V175H34ZM72 173H73V172H72ZM103 173H104V172H103ZM108 173H109V172H108ZM113 173H114V175H115L116 172H113ZM127 173H128V172H127ZM137 173H138V172H137ZM180 173H181V172H180ZM184 173H186V172H184ZM184 173H183V174H184ZM191 173H192V172H191ZM193 173H194V171H193ZM210 173H212V172H210ZM242 173H243V172H242ZM250 173H252V172L250 171ZM253 173H257V172L254 171ZM258 173H259V172H258ZM1 174H2V173H1ZM30 174H29V175H30ZM70 174H71V173H70ZM100 174H101V173H100ZM105 174H107V173L105 172ZM109 174H110V173H109ZM128 174H129V173H128ZM128 174H126V175H128ZM168 174H169V172H168ZM188 174H189V173H188ZM202 174H203V173H202ZM224 174H225V173H224ZM237 174H238V173H237ZM262 174L264 175V173H261V175H262ZM16 175H17V174H16ZM35 175H36V174H35ZM35 175H34V176H35ZM147 175H148V174H147ZM149 175H150V174H149ZM203 175H204V174H203ZM203 175H201V176H203ZM222 175H223V174H222ZM227 175H228V174H227ZM227 175H226V176H227ZM233 175H234V174H233ZM233 175H232V176H233ZM238 175H239V174H238ZM240 175H241V173H240ZM245 175H247V174H245ZM249 175H251V174H249ZM249 175H248V176H249ZM3 176H4V174L2 175V177H3ZM50 176H51V175H50ZM50 176H49V177H50ZM128 176H129V175H128ZM133 176H134V175H133ZM138 176H140V175H138ZM142 176H144L142 179H144V178L147 177L145 173H144V175H142ZM142 176H141V177H142ZM184 176H187V175L184 174ZM192 176H194V175H192ZM206 176H207V175H206ZM219 176H221V175H219ZM226 176H225V177H226ZM241 176H243V175H241ZM258 176H259V174H258ZM0 177H1V176H0ZM2 177H1V178H2ZM30 177H31V176H30ZM82 177H83V176H82ZM87 177H88V175H87ZM93 177H94V176H93ZM112 177H113V176H112ZM112 177H110V178H112ZM123 177H124V176H123ZM129 177H130V180H131V179H132L131 176H129ZM150 177H151V176H150ZM204 177H205V176H204ZM208 177H209V176H208ZM208 177H206V178H208ZM210 177H213V175L210 176ZM228 177H229V176H228ZM238 177H239V176H238ZM251 177H253V176L251 175ZM255 177H256V176H255ZM262 177H263V176H262ZM18 178H19V177H18ZM18 178H17V179H18ZM55 178H56V177H55ZM135 178H136V177H135ZM151 178H152V177H151ZM183 178H185V177H183ZM183 178H182V180H184ZM186 178H187V177H186ZM206 178H205V179H206ZM263 178H264V177H263ZM263 178H262V179H263ZM12 179H14V178H12ZM97 179H98V178H97ZM108 179H109V176H108ZM108 179H107V180H108ZM117 179H119V178H117ZM120 179H121V178H120ZM195 179H196V178H195ZM195 179H194V180H195ZM197 179H198V178H197ZM209 179H210V178H208V180H209ZM216 179H218V177H217ZM216 179H214V180H216ZM238 179H239V178H238ZM238 179H237V181H238ZM243 179H246V178L242 177L241 180H243ZM252 179H253V178H252ZM254 179H255V178H254ZM52 180H53V179H52ZM149 180H150V179H149ZM151 180H152V179H151ZM177 180H178V179H177ZM201 180H202V178H201ZM206 180H207V179H206ZM208 180H207V181H208ZM235 180H236V179H235ZM256 180L258 181L257 177H256ZM263 180H264V179H263ZM53 181H54V180H53ZM91 181H92V180H91ZM166 181H167V179H166ZM199 181H200V179H199ZM244 181H245V180H244ZM254 181H255V180H254ZM259 181H261V179H259ZM3 182H4V181H3ZM108 182H109V184H111V185H113L112 183H114V182H112V181H111L112 183H110V181H108ZM115 182H117V180H116ZM120 182H121V181H120ZM150 182H151V181H150ZM178 182H179V181H178ZM235 182H236V181H235ZM235 182H234L233 186L235 185ZM239 182H240L241 185H242L243 182L240 181V180L238 181V183H239ZM249 182H250V181H249ZM249 182H248V183H249ZM263 182H264V181H263ZM4 183H5V182H4ZM10 183H11V182H10ZM151 183H152V182H151ZM151 183H150V185H149V181H148V185H149V186H152ZM226 183H227V182H226ZM90 184H91V183H90ZM109 184H108V185H109ZM210 184H211V183H210ZM212 184H213V182H212ZM227 184H230V183H227ZM249 184H250V183H249ZM259 184H260V182H259ZM259 184L256 182L255 186H256V185H259ZM11 185H12V184H11ZM40 185H41V184H40ZM115 185H117V184H115ZM134 185H135V184H134ZM204 185H205V184H204ZM206 185H207V184H206ZM225 185H226V184H225ZM246 185H247V184H246ZM1 186H2V185H1ZM1 186H0V187H1ZM9 186H10V185H8L7 187H9ZM259 186H260V185H259ZM4 187H5V185H4ZM7 187H6V188H7ZM24 187H25V183H24ZM53 187H54V186H53ZM55 187H56V186H55ZM62 187H63V186H62ZM75 187H77V186H75ZM83 187H84V185H82V186H80V187L74 189L75 193H78V191L81 190ZM85 187H86V186H85ZM111 187H112V186H111ZM119 187H120V186H119ZM160 187H161V186H160ZM191 187H192V186H191ZM213 187L216 188L215 186H213ZM219 187H222V186H219ZM219 187H218V188H219ZM234 187H235V186H234ZM238 187H239L238 189H240V190L243 189L242 187L240 188V186H238ZM243 187H244V185H243ZM247 187H248V185H247ZM256 187H257V186H256ZM256 187L254 188L255 190H257ZM263 187H264V186H263ZM2 188H3V187H2ZM25 188H27V187H25ZM64 188H65V187H64ZM64 188H63V189H64ZM113 188H114V186H113ZM142 188H143V187H142ZM193 188H194V187H193ZM209 188L213 189V192H214V190H216V189L212 188V186L209 187ZM209 188H208V189H209ZM231 188H232V187H231ZM3 189H5V188H3ZM57 189H58V188H57ZM65 189H66V188H65ZM92 189H93V188H92ZM128 189H129V188H128ZM186 189H188V188H186ZM191 189H192V188H191ZM223 189H225V188H222V191H224ZM226 189L228 190V189H230V187H229V188H226ZM226 189H225V190H226ZM249 189H250V188H248V190H249ZM261 189H262V188H261ZM261 189L258 188V190H261ZM1 190H2V189H1ZM59 190H60V189H59ZM59 190H57V191H59ZM122 190H123V189H122ZM217 190H219V189H217ZM240 190H239V191H240ZM246 190H247V189H246ZM50 191H51V190H50ZM72 191H73V190H72ZM91 191H92V190H91ZM91 191H90V193H91ZM123 191H124V190H123ZM151 191H153V190H151ZM156 191H157V190H156ZM159 191H160V190L158 189V191H157L158 193H157V194H159ZM175 191H176V190H175ZM194 191H196V190H194ZM194 191H192V192H194ZM79 192H80V191H79ZM102 192H103V191H102ZM104 192H105V190H104ZM104 192H103V194H104ZM138 192H139V191H138ZM146 192H148V191H146ZM154 192H155V190H154ZM187 192H188V191H187ZM192 192L190 191V193H192ZM208 192H209V191H208ZM224 192H225V191H224ZM235 192H236V191H235ZM235 192H234V194H235ZM262 192H263V191H262ZM262 192H260V194H261ZM37 193H38V192H37ZM148 193H150V192H148ZM155 193H156V192H155ZM184 193H185V192H184ZM188 193H189V192H188ZM238 193H240V192H238ZM244 193H245V192H244ZM247 193H248V191H247ZM247 193H245V194H247ZM258 193H259V191H258ZM80 194H81V193H80ZM151 194H152V193H151ZM204 194H205V193H204ZM208 194H209V193H208ZM212 194H213V193H212ZM216 194H217L216 197H218V192H217ZM219 194H220V193H219ZM222 194H223V193H222ZM240 194H241L240 197H242L243 199H245L244 196H242V195H245V194H243L242 192H241ZM260 194H258L259 197H260ZM5 195H6V194H4V196H5ZM71 195H72V194H71ZM84 195H85V194H84ZM84 195L82 194V195L80 196L81 198H79V197H77V199L75 198V201H76V202H81V200L83 199V196H84ZM114 195H115V194H114ZM128 195H129V194H128ZM140 195H141V194H140ZM140 195H139V196H140ZM155 195H156V194H155ZM193 195H194V193H193ZM193 195H192V196H193ZM209 195H211V194H209ZM225 195H226V193H225ZM227 195H228V194H227ZM227 195H226V196H227ZM229 195H230V194H229ZM229 195H228V197H229ZM249 195H250V194H249ZM51 196H52V195H51ZM99 196H100V195H99ZM99 196H97V195L95 196V195H94V196L92 197V199H94V200L96 201V200L98 199ZM120 196H123V194L120 195ZM120 196H119V197H120ZM134 196H135V195H134ZM151 196H152V195H151ZM159 196H161V195H159ZM205 196L207 197V193L205 194ZM226 196H225V197H226ZM232 196H233V195H232ZM245 196L248 198L247 195H245ZM251 196L253 197L254 195H251ZM258 196H257V197H258ZM6 197H7V196H6ZM34 197H35V196H34ZM208 197H209V196H208ZM208 197H207V198H208ZM210 197H211V196H210ZM214 197H215V195L213 196V198H214ZM222 197H223V196H222ZM222 197H221V198L219 197V198L217 199V201H216V199L214 198L215 201H216L215 204H218V206H220V205H222L223 203H225V197H223V198H222ZM237 197L239 198V196H237ZM257 197H255V198L257 199ZM259 197H258V198H259ZM32 198H33V197H32ZM67 198H68V196H67ZM84 198H85V197H84ZM136 198H137V197H136ZM136 198H135V200H136ZM145 198H146V196H145ZM145 198H144V199H145ZM190 198H191V197H190ZM213 198H212V199H213ZM247 198H246V199H247ZM1 199H2V197H1ZM3 199H4V198H3ZM9 199H10V198H9ZM99 199H100V198H99ZM124 199H125V198H124ZM133 199H134V197H133ZM138 199H139V198H138ZM196 199H197V198H195V200H196ZM209 199H210V198H209ZM209 199H206V202H207V200H209ZM229 199H231V196H230ZM232 199H234V197H233ZM232 199H231V200H232ZM239 199H241V198H239ZM253 199H254V198L249 199L248 202H250V200L253 201ZM31 200H32V199H31ZM193 200H194V199H193ZM193 200H192V202H193ZM235 200H236V198H235ZM254 200H255V199H254ZM3 201H4V200H3ZM3 201H2V202H3ZM15 201H16V200H15ZM65 201H66V200H65ZM71 201H72V200H71ZM71 201H70V202H71ZM105 201L107 202V199H105ZM258 201H259V200H258ZM45 202H46V201H45ZM145 202H146V201H145ZM158 202H159V201H158ZM194 202H196V201H194ZM226 202H227V201H226ZM236 202H237V201H235V203H236ZM241 202H242V201H241ZM248 202H247V203H248ZM253 202H254V201H253ZM255 202H256V201H255ZM63 203H64V201H63ZM71 203H72V202H71ZM114 203H115V202H114ZM122 203H124V202H122ZM135 203H136V202H135ZM196 203H197V202H196ZM208 203H210V202H207V204H208ZM228 203H231V202L228 201ZM235 203H234V201H233V204H234V205H236ZM239 203H240V202H239ZM17 204H18V203H17ZM19 204H22V203H19ZM34 204H35V203H34ZM84 204H85V202H84ZM124 204H127V203H124ZM124 204H123V207L125 206ZM151 204H153V203H151ZM181 204H182V203H181ZM194 204H195V203H194ZM194 204H193V205H194ZM213 204H214V200H213ZM226 204H227V203H226ZM233 204H232V205H233ZM240 204L242 205V203H240ZM250 204H252V202H250ZM254 204L256 205V203H254ZM259 204L261 205L262 203H259ZM3 205H4V204H3ZM3 205H1V206H3ZM60 205H61V204H60ZM95 205H96V203H95ZM103 205H104V203H102V206H103ZM127 205H128V204H127ZM127 205H126V206H127ZM134 205H135V204H134ZM134 205L131 204V206H134ZM149 205H150V204H149ZM149 205H148V206H149ZM37 206H38V205H37ZM98 206H99V205H98ZM126 206H125V207H126ZM172 206H174V205H172ZM183 206H184V205H183ZM209 206H210V205H209ZM242 206H243V205H242ZM3 207L5 208V206H3ZM21 207H22V206H20V205H16V206L13 207V210H15V211L17 210V211H18V209H21ZM45 207H46V206H45ZM86 207H87V205H85V206L82 205V207H80V208H78V209H76V210L73 209V212L76 211V213L78 214V217L74 218L73 221H77V219L80 220V218H82V219H84V220L90 218V223H89V224H90V228H91V229H92V228H93V229H96L95 226H97V225L99 226V227H98V228H99V231H98V232H99L100 234H96V235L94 236L93 240H94V244H95V245H94V247H95L94 255L97 256V257H100V259H101V258L105 257V255L108 253V252L105 253V252L103 251V248H102L103 245H102V244H104V243L106 242V239L109 238V234L111 233V230H112V229H111V228H110L109 230L106 229V230H108V231L105 232V227H104L105 224H104V222H103L104 225L102 224V222H101V224H100V220H99V219H100V214H97V215H93V214H92V215H91V214L88 213L89 216H88V217H87V216L85 217L84 214H85V209H86ZM119 207H121V206H119ZM137 207H138V206H137ZM137 207H136V208H137ZM149 207H151V206H149ZM174 207H175V206H174ZM176 207H177V206H176ZM181 207H182V206H181ZM198 207H200V206H198ZM201 207H202V206H201ZM201 207H200V208H201ZM212 207L214 208L213 205H212ZM220 207H221V206H220ZM220 207H219V208H220ZM227 207H228V206H227ZM232 207H233V208L229 207L230 210L232 209L231 212H232L234 209H236L235 206H232ZM237 207H238V205H237ZM258 207H259V208L261 207V209H263L262 206H258ZM75 208H77V207H75ZM98 208H99V207H98ZM131 208H133V207H131ZM131 208H130V209H131ZM144 208H145V210H147L146 207H144ZM154 208H155V207H154ZM167 208H168V207H167ZM167 208H166V209H167ZM190 208H192V207H190ZM219 208H218V210H219ZM225 208H226V205H225ZM241 208H242V207H241ZM49 209H50V207H49ZM58 209H59V207H58ZM94 209H95V208H94ZM94 209H92V210H94ZM96 209H97V207H96ZM99 209H100V208H99ZM117 209H118V208H117ZM117 209H116V211L118 212ZM139 209H140V208H139ZM179 209H180V208H179ZM183 209H185V208H183ZM214 209H215V211L213 210L214 212H218V210L216 211V209H217L216 206H215ZM237 209H238V208H237ZM2 210H3V209H2ZM119 210H120V209H119ZM134 210L136 211L135 208H134ZM137 210H138V209H137ZM194 210H196V209H194ZM198 210H199V208H197V211H198ZM204 210H207V209H204ZM210 210H211V209H210ZM225 210H228V208L225 209ZM230 210H228V212H230ZM238 210H239V209H238ZM238 210H237V211H238ZM243 210H244V209H243ZM95 211H97V210H95ZM114 211H115V210H114ZM135 211H133V212H131L130 210L128 211L127 216H126V218H125V219H126V222L123 221V219H122V221H123L124 224H125V223H129L128 220H131V219L133 218V216H134V212H135ZM140 211H141V210H140ZM153 211H154V210H153ZM200 211H201V209H200ZM200 211H198V212H200ZM202 211H203V209H202ZM221 211H222V210H220L219 213H221ZM235 211H236V210H235ZM237 211H236V212H237ZM240 211H241V209H240ZM251 211H252V210H251ZM255 211H256V210H255ZM255 211H254V213H255ZM259 211H260L259 213H261V212L264 211V210L261 211V210L259 209ZM19 212H20V210H19ZM21 212L25 213L24 211H21ZM39 212H40V211H39ZM39 212H38V213H39ZM67 212H68V211L66 210L65 213H67ZM136 212H137V211H136ZM146 212H147V211H145V213H146ZM165 212H167V210H166ZM182 212H183V211H182ZM184 212H186V211H184ZM189 212H190V211H189ZM198 212H197V213H198ZM210 212H211V211H209V212H207V213H210ZM233 212H234V211H233ZM236 212L234 213V215H231L232 213H231V214L229 213V214L232 216V218H234L233 216H236L237 213H239V212H237V213H236ZM31 213H32V212H31ZM61 213H62V212H61ZM90 213H91V212H90ZM187 213H188V212H187ZM197 213H196V214H197ZM219 213H214L215 215H213V216H216V215L219 214ZM222 213H223V212H222ZM224 213H225V212H224ZM226 213H227V212H226ZM240 213H241V212H240ZM240 213H239V214H240ZM243 213H244V212H243ZM252 213H253V212H252ZM254 213H253L252 215H254ZM4 214H6V212H5ZM20 214H21V213H20ZM106 214H107V213H106ZM160 214H162V213H160ZM164 214H165V213H164ZM167 214H168V213H167ZM189 214H190V213H189ZM196 214H195V215H196ZM198 214H199V213H198ZM204 214H205V213H204ZM229 214H228V215H229ZM247 214H248V211H247V213H246V216H249V215H247ZM249 214H250V213H249ZM262 214H263V213H262ZM262 214H261V215H262ZM59 215H61L60 212H59ZM65 215H66V214H65ZM144 215H145V214H144ZM172 215H174V212H173ZM175 215H176V211H175ZM175 215H174V217H175ZM187 215H188V214H187ZM201 215H203V214H201ZM206 215H207V214H206ZM206 215H204V216H206ZM230 215H229V216H230ZM255 215H256V214H255ZM255 215H254V217H255ZM4 216H5V215H4ZM6 216H7V214H6ZM15 216H16V215H15ZM66 216H67V215H66ZM113 216H114V215H113ZM135 216H136V215H135ZM135 216H134V217H135ZM142 216H143V215H142ZM177 216H178V210H177ZM218 216H219V215H218ZM229 216H228V217L223 216L224 219H221L222 217L220 216V217H221L220 219H221V220H225V218H230ZM240 216H242V213H241ZM250 216H251V215H250ZM0 217H2V216H0ZM16 217H18V215H17ZM59 217H60V216H59ZM151 217H152V216H151ZM159 217H160V216H159ZM171 217H172V216H171ZM179 217H180V215H179ZM194 217H195V216H194ZM198 217H199V216H198ZM236 217H237V216H236ZM238 217H239V216H238ZM252 217H253V216H251V218H252ZM33 218H35V217H33ZM108 218H109V217H108ZM162 218H163V217H162ZM166 218H167V217H166ZM166 218H165V219H166ZM182 218H183V217H182ZM186 218H187V217H186ZM189 218H191V217H189ZM189 218H188V222H191V223H192L193 218L191 219L192 221H189ZM196 218H197V217H196ZM199 218H200V217H199ZM214 218H215V217H214ZM232 218H230V219H232ZM248 218H249V217H248ZM259 218H260V217H259ZM263 218H264V217H263ZM3 219H5V217H3ZM82 219H81L80 221H82ZM156 219H158V218H156ZM174 219H177V217H175ZM202 219H203V217H202ZM206 219H208V218H206ZM216 219H217V217H216ZM230 219H229V220H230ZM236 219H240V220L242 221V218H240V217H239V218H236ZM245 219H246V218H245ZM252 219H253V218H252ZM16 220H18V219H16ZM19 220H20V219H19ZM22 220H23V219H22ZM79 220H78V221H79ZM98 220H99V221H98ZM110 220H111V219H110ZM132 220H136V219H132ZM151 220H152V219H151ZM151 220H150L148 223H151ZM160 220H161V219H160ZM182 220H183V219H182ZM182 220H181V221H182ZM184 220H185V219H184ZM186 220H187V219H186ZM203 220H204V221H203V223H204V222H205V219H203ZM208 220H209V219H208ZM229 220H228V221H229ZM243 220H244V219H243ZM253 220H254V221H253V224H254L253 226L257 225V221H256V223H255V220H256V219H253ZM258 220H259V219H258ZM260 220L262 221V219H260ZM64 221H65V220H64ZM78 221H77V222H78ZM108 221H109V220H108ZM122 221H120V223H121ZM166 221H167V220H165V222H166ZM171 221H172V220H171ZM171 221H169V222L173 224V222H171ZM175 221H176V220H175ZM197 221H198V220H197ZM217 221H220V220L218 219ZM217 221H216V222H217ZM233 221H234V220H232V221H230V222H233ZM235 221H236V220H235ZM15 222H17V221H14L13 223H15ZM77 222H76V223H77ZM111 222H112V221H111ZM111 222L109 221V223H111ZM131 222H132V221H131ZM137 222H138V221H137ZM163 222H164V221H163ZM163 222H162V220H161V221H159V224H160V223H163ZM169 222L166 223V225H170ZM199 222H201V221H199ZM208 222H209V221H208ZM216 222H215V223H216ZM220 222H221V221H220ZM224 222H226V221H224ZM224 222H223V225H221V226H222L221 228H223L224 225L226 226L227 224L230 223V222H229V223L226 222L227 224H224ZM13 223H11V224H13ZM33 223H34V222H33ZM40 223H41V222H40ZM67 223H68V221H67ZM78 223H79V222H78ZM78 223H77V224H78ZM148 223H147V224H148ZM154 223H155V222H154ZM154 223H153V224H154ZM184 223H187V222H184ZM211 223L214 224V222H211ZM211 223H210V224L207 223V224L212 226ZM234 223H235V222H233L232 224L230 223L228 226L231 225V227H229V228H232V227H233L232 225H234ZM236 223H238V222H236ZM236 223H235V225H237ZM246 223H247V222H246ZM2 224H3V223H2ZM6 224H7V223H6ZM38 224H39V223H38ZM71 224H72V223H71ZM73 224H74V226H75V223H73ZM84 224H85V223H84ZM130 224H131V223H130ZM144 224H145V223H144ZM147 224L145 225V226H147V227L151 225V224H150V225H147ZM156 224H157V223H155V225H156ZM178 224H179V223H178ZM182 224H183V221H182ZM188 224H189V223H188ZM218 224H219V223H218ZM238 224H239V223H238ZM14 225H15V224H14ZM17 225H18V224H17ZM17 225H15V226H17ZM63 225H64V224H63ZM80 225H81V224H80ZM111 225H112V224H111ZM121 225H122V224H120V225L118 224V227L121 226ZM137 225H138V224H137ZM160 225H161V227H162V224H160ZM166 225H165V227H163V228H164V231H165V230L168 231ZM193 225H194V223H193ZM202 225H203V224H202ZM204 225H205V224H204ZM214 225H215V224H214ZM214 225H213V226H214ZM0 226H1V225H0ZM68 226H71V225L68 224ZM72 226H73V225H72ZM82 226H83V224H82ZM88 226H89V225H88ZM123 226H124V225H123ZM139 226H140V225H139ZM157 226H158V224H157ZM180 226H181V224H180ZM184 226H185V225H184ZM184 226H183V227H184ZM211 226H209V227H207V228H210ZM217 226H218V225H217ZM237 226H239V225H237ZM240 226H241V225H240ZM249 226H250V225H249ZM251 226H252V224H251ZM257 226H258V225H257ZM18 227H19V226H18ZM22 227H23V226H22ZM37 227H38V226H37ZM37 227H36V229H37ZM46 227H47V226H46ZM46 227H45V228H46ZM52 227H55V226H53V224L51 223V224L49 225L48 228H52ZM61 227H62V226H61ZM135 227H136V226H135ZM150 227H151V226H150ZM174 227H175V226H174ZM187 227L189 228L190 226L187 225ZM192 227H193V226H192ZM199 227H200V226H199ZM242 227H243V226H242ZM255 227H256V226H255ZM45 228H44V229H45ZM63 228H64V226H63ZM98 228H97V229H98ZM121 228H122V227H121ZM136 228H137V227H136ZM140 228H141V227H140ZM140 228H139V229H140ZM142 228H143V227H142ZM152 228H153V227H152ZM188 228H187V229H188ZM214 228H215V227H212L211 229H214ZM216 228H217V227H216ZM216 228H215V229H216ZM221 228H220V229H221ZM235 228H237V227H235ZM238 228H239V227H238ZM247 228H249V227L247 226ZM22 229H23V228H22ZM67 229H68V228H67ZM84 229H85V227H84ZM114 229H116V227L113 228V231H112L113 233H114ZM131 229H133V228H131ZM137 229H138V228H137ZM137 229L134 228L133 231H134V230L137 231ZM145 229H146V228H145ZM145 229H144V230H145ZM148 229H149V228H148ZM148 229H147V231H148ZM160 229H161V228H160ZM169 229H170V228H169ZM191 229L194 230L195 228H191ZM196 229H197V228H196ZM245 229H246V228H245ZM253 229H254V228H253ZM253 229H252V230H253ZM1 230H2V229H1ZM59 230H60V228H59ZM86 230H87V229H86ZM118 230H119V229H118ZM140 230H141V229H140ZM140 230H138V231H140ZM153 230L156 231V227H155V226H154ZM170 230H171V229H170ZM197 230H198V229H197ZM222 230H223V229H222ZM226 230H227V228H226ZM232 230H233V229H230L229 231H232ZM237 230H238V229H236L235 232H236ZM257 230H258V228H257ZM46 231H47V230H46ZM62 231H63V230H62ZM71 231H72V230H71ZM75 231H76V230H75ZM81 231H82V229H81ZM81 231H79V232H81ZM89 231H90V230H89ZM147 231H145V232H147ZM164 231H163V233H164ZM194 231H195V230H194ZM204 231H205V229L203 230V232H204ZM209 231H210V230H209ZM213 231H214V230H213ZM216 231H217V229H216ZM224 231H225V230H223L222 233H223ZM227 231H228V230H227ZM238 231H240V230H238ZM238 231H237V232H238ZM243 231H245V230H243ZM246 231H250V229H249V230H246ZM254 231H255V230H253V232H254ZM259 231H261L260 228H259L258 232H259ZM0 232H1V231H0ZM2 232H3V230H2ZM11 232H12V231H11ZM49 232H50V231H49ZM53 232H54V231H53ZM55 232H56V231H55ZM55 232H54V233H55ZM57 232H58V231H57ZM64 232H65V230H64ZM85 232H86V231H85ZM87 232H88V231H87ZM87 232H86V233H87ZM91 232H92V231H91ZM125 232H126V231H125ZM130 232H131V230H129V233H130ZM143 232H144V231H143ZM149 232H150V230H149ZM152 232H153V231H152ZM156 232H157V234H158V231H156ZM161 232H162V231H161ZM172 232H174L173 229H172ZM172 232H171V233H172ZM179 232H180V231H179ZM206 232H208V231H206ZM232 232H233V233H232ZM232 232H228V233H232V234H234V230H233ZM240 232H242V231H240ZM240 232H238V233L236 234V235H238L239 237L241 236V235H239ZM262 232H263V231H262ZM60 233H61V232H60ZM70 233H71V232H70ZM70 233H67V234H70ZM129 233H128V234H129ZM168 233H169V232H168ZM191 233H192V232H191ZM209 233H210V232H209ZM218 233H221V231L219 230ZM218 233H217V234H218ZM222 233H221V234H222ZM226 233H227V232H226ZM226 233H224V235H227ZM249 233H250V232H249ZM55 234H56V233H55ZM55 234H54V235H55ZM120 234H121V233H120ZM123 234H124V233H123ZM133 234H134V233H133ZM133 234H132V235H133ZM136 234H137V232H136ZM138 234H139V232H138ZM138 234H137V235H138ZM140 234H141V233H140ZM149 234H150V233H149ZM154 234H155V233H154ZM161 234H162V233H161ZM166 234H167V233H166ZM166 234H165V236H166ZM172 234H173V233H172ZM172 234L169 233V235H172ZM182 234H183V233H182ZM182 234H181V235H182ZM185 234H186V233H185ZM197 234H198V233H196L195 235H197ZM199 234H200V233H199ZM202 234H203V233H201V236H202ZM205 234H206V233H205ZM207 234H208V233H207ZM210 234H211V233H210ZM210 234H208V235L210 236ZM241 234H242V233H241ZM246 234H247V233H246ZM250 234H251V233H250ZM250 234H249V235H250ZM256 234H258V233H256ZM5 235H6V234H5ZM21 235H22V233H21ZM42 235L44 236V235H46V234H42ZM51 235H53V233H51L50 236H51ZM63 235H64V234H63ZM63 235H62V236H63ZM78 235H79V234H78ZM80 235H81V233H80ZM82 235H83V234H82ZM110 235H111V234H110ZM113 235L115 236L116 234H112V237H113ZM118 235H119V234H117L116 236H118ZM132 235H131V237H132ZM137 235H136V236H137ZM151 235H153V233H152ZM162 235H163V234H162ZM162 235H161V237H164V236H162ZM167 235H168V234H167ZM169 235H168L167 237H169ZM181 235H180V236H181ZM191 235H193V234H191ZM213 235H214V234H213ZM215 235H216V234H215ZM224 235H223V236H224ZM230 235H231V234H230ZM230 235L228 236V238L231 237ZM242 235H243V234H242ZM251 235H252V234H251ZM258 235H259V234H258ZM260 235H262V234H260ZM1 236H2V235H1ZM8 236H9V235H8ZM17 236H18V235H17ZM27 236H28V235H27ZM27 236H26V237H27ZM71 236H72V235H71ZM71 236H70V237H71ZM136 236L134 235L133 237H136ZM139 236H140V235H139ZM142 236H143V235H142ZM158 236H160V235H158ZM173 236H174V235L170 236L171 239H172ZM182 236H183V235H182ZM184 236L186 237V239H188V238H187L188 235H184ZM189 236H190V235H189ZM198 236H199V235H198ZM203 236H206V235H203ZM220 236H221V237H220ZM220 236H219V234H218L217 237H219V238L222 239V238H223L222 235H220ZM234 236H235V234H234ZM238 236H237V238H238ZM246 236H248V235H246ZM246 236H244V237H246ZM254 236H255V235H254ZM263 236H264V235H263ZM3 237H4V236H3ZM13 237H14V236H13ZM22 237H23V236H22ZM26 237H25V238H26ZM29 237H30V236H29ZM34 237H37V236H34ZM38 237H39V236H38ZM48 237H49V236H48ZM126 237H127L128 241L130 242V240H129V239L131 238L130 235H129V238H128V235H127ZM133 237H132V238H133ZM144 237H145V236H144ZM147 237H148V236H147ZM150 237H151V236H150ZM161 237H160V238H161ZM185 237H184V238H185ZM195 237H196V236H195ZM217 237L213 236V237H209V238H210V240H212L211 238L214 239V238H217ZM224 237H225V236H224ZM41 238H42V237H41ZM59 238H60V237H59ZM59 238H58V239H59ZM64 238H65V237H64ZM78 238H79V237H78ZM110 238H111V236H110ZM142 238H143V237H141V239H142ZM151 238H152V237H151ZM164 238H165V237H164ZM182 238H183V237H182ZM196 238H197V237H196ZM196 238H194V240L191 241V242H194V241L196 240ZM205 238H206V237H205ZM209 238H208V239H209ZM219 238H218V239H219ZM225 238H226V237H225ZM225 238H224V240L222 239L223 242L226 241L227 238H226V239H225ZM240 238H241V237H240ZM254 238H257V237H254ZM4 239H5V238H4ZM8 239H9V238H8ZM21 239H22V238H21ZM34 239H35V238H34ZM137 239H140V237H139V238H135V241H137ZM146 239H148V238H146ZM153 239H155V238H153ZM153 239H152V240H153ZM157 239H158V238H157ZM166 239L168 240V238H166ZM166 239H165V240H166ZM173 239H174V238H173ZM173 239H172V240H173ZM186 239H184V240H186ZM197 239H199V237H198ZM221 239H220V240H221ZM230 239H231V238H230ZM230 239H229V240H230ZM232 239L235 240L236 237H235V238H232ZM232 239H231V240H232ZM241 239H243V238H241ZM252 239H253V238H252ZM6 240H7V239H6ZM6 240H5V241H6ZM66 240H67V238H66ZM66 240H63V241L65 242ZM76 240H77V239H76ZM104 240H105V242L103 243ZM110 240H111V239H110ZM181 240H182V239H181ZM191 240H192V239H191ZM220 240H218V242H219L218 244H220ZM234 240H233V241H234ZM237 240H238V239H237ZM244 240H245V239H244ZM249 240H250V239H249ZM256 240H259V241H260V239H258V238H257ZM5 241H2V242H4L5 244L7 243L6 245L9 246V244H8V242H7L8 240H7L6 242H5ZM9 241H10V240H9ZM21 241H22V240H21ZM68 241H69V240H68ZM70 241H71V240H70ZM77 241L80 242V240H77ZM99 241H100V242H99ZM121 241H122V240H121ZM131 241H132V240H131ZM135 241H133V243H134ZM143 241H144V239H143ZM147 241H148V240H147ZM157 241H159V240H157ZM163 241H164V240H163ZM168 241H170V240H168ZM198 241H199V240H198ZM203 241H204V240H203ZM212 241H215V239L212 240ZM227 241H228V239H227ZM233 241H230V242H229L230 245L233 243ZM240 241H241V240H240ZM240 241H239V242H240ZM259 241H257V242H259ZM2 242H0V246L2 245V244H1ZM16 242H18V241L16 240ZM36 242H37V241H36ZM42 242H43V241H42ZM49 242H50V241H49ZM57 242H58V241H57ZM66 242H67V241H66ZM107 242H108V240H107ZM107 242H106V243H107ZM159 242H162V240H160ZM187 242H188V240L185 242V245L187 244ZM206 242H208V240H207ZM231 242H232V243H231ZM236 242H238V241H236ZM241 242H242V241H241ZM249 242H250V241H249ZM257 242L255 243V241H254L255 244H257ZM4 243H3V246H6V245H4ZM10 243H11V242H10ZM12 243H13V242H12ZM34 243H35V242H34ZM44 243L46 244L47 242H44ZM58 243L60 244V242H58ZM69 243H70V242H69ZM77 243H78V242H76L75 245H77ZM143 243H145L144 246H146V243H147V242L145 241V242H143ZM168 243H169V242H168ZM173 243H174V242H173ZM183 243H184V242H183ZM183 243H182V244H183ZM200 243H201V242H200ZM204 243H205V241H204ZM204 243H202L201 245H203ZM209 243H210V242H209ZM209 243H207V244H205V245H208ZM260 243H261V242H260ZM17 244H18V243H17ZM42 244H43V243H42ZM78 244H79V243H78ZM82 244H84V243H82ZM88 244H89V242L87 243V245H88ZM139 244H140V243H139ZM152 244H153V243H152ZM152 244H151V245H152ZM154 244H155V243H154ZM154 244H153V245H154ZM157 244H158V246H159V243H157ZM162 244H163V243H162ZM190 244H191V243H190ZM190 244H188V245L190 246ZM194 244H195V246H196V245L198 244L197 241H195ZM194 244H193V245L191 244V248H192V249H193L192 246H194ZM211 244H212V242H211ZM211 244H210V245H211ZM223 244H224V243H222L221 245H223ZM227 244H228V243H227ZM234 244H235V243H234ZM247 244H248V243H247ZM252 244H253V242H251L250 246L247 245L248 248H247V246H246V247H245V250H246V248H247V250H248V249H252V248H250V247L252 246ZM31 245H33V244H31ZM43 245H44V244H43ZM71 245H72V244H71ZM92 245H93V244H92ZM106 245H107V244H104V246H106ZM116 245H117V244H116ZM116 245H115V246H116ZM133 245H134V244H133ZM160 245H161V244H160ZM169 245L171 246L172 244H169ZM169 245H168V246H169ZM230 245H229V246H230ZM242 245H243V247H244V244H242ZM253 245H254V244H253ZM263 245H264V244H263ZM3 246H2V248H3ZM8 246H7V247H8ZM16 246H17V245H16ZM41 246H42V245H41ZM62 246H64V245H62ZM83 246H84V245H83ZM89 246H90V245H89ZM122 246H124V245L122 244ZM137 246H138V245H137ZM144 246H143V247H144ZM147 246H149V244H147ZM158 246H157V247H158ZM161 246H162V245H161ZM166 246H167V245H166ZM166 246H165V247H166ZM172 246H173V245H172ZM197 246H198V245H197ZM197 246H196V247H197ZM239 246H240V245H239ZM7 247H6V249H8ZM19 247H20V246H19ZM22 247H24V246L22 245ZM22 247H20V248H22ZM29 247H30V245H29ZM42 247H43V246H42ZM45 247H47V246H44L43 248H45ZM55 247H56V246H54L53 249H55ZM64 247H65V246H64ZM85 247H86V245H85ZM85 247H82V248H84V251H85V249L87 250V248H85ZM92 247H93V246H92ZM132 247H133V246H132ZM138 247H139V246H138ZM163 247H164V246H163ZM175 247H176V246H175ZM199 247H200V246H199ZM199 247H198V248H194L193 250H195V249H196V250H197V249H200ZM201 247H202V246H201ZM205 247H206V246H205ZM205 247H204V250H205V249H208L209 245H208L207 248H205ZM233 247H234V245H233ZM237 247H238V246H237ZM240 247H241V246H240ZM240 247H239V248H240ZM261 247H262V245H261ZM261 247H260V248L258 247L259 250L261 249ZM9 248H10V247H9ZM14 248H16V247H14ZM78 248H79V250H80L81 247L78 246ZM82 248H81V249H82ZM114 248H116V247H113L112 249H114ZM139 248H140V247H139ZM160 248H161V247H160ZM160 248H159V249H160ZM170 248H171V247H170ZM176 248H177V247H176ZM176 248H175V250L178 249V248H177V249H176ZM202 248H203V247H202ZM235 248H236V247H235ZM235 248H234V249L232 248V249L235 250ZM241 248H242V247H241ZM241 248H240V249H241ZM254 248H256V247H254ZM254 248H253V249H254ZM263 248H264V247H262V249H263ZM6 249H4V253H5ZM11 249H12V248H11ZM22 249H23V248H22ZM33 249H34V248H33ZM39 249L42 250V248H39ZM107 249H108V248H107ZM131 249H132V248H131ZM145 249H146V248H145ZM145 249H144V251L147 250V249H146V250H145ZM159 249H158V251H160ZM163 249H164V248H163ZM188 249H189V251H188ZM192 249H191V250H192ZM228 249H229V248H228ZM15 250H16V249H15ZM19 250H21V249H19ZM118 250H119V249H118ZM129 250H130V249H129ZM129 250H128V251H129ZM138 250H139V249H138ZM140 250H141V249H140ZM142 250H143V249H142ZM161 250H162V248H161ZM170 250H171V249H170ZM185 250H186V249H185ZM191 250H190V248L187 246V251H188V252H192ZM201 250H203V249H201ZM201 250H200V251H201ZM204 250H203V252L206 251V250H205V251H204ZM217 250H220V251H221V249H219V248H217ZM217 250H216V251H217ZM236 250H237V249H236ZM245 250H244V252H245ZM255 250H258V249H255ZM255 250H254V251L251 250V251L255 252ZM9 251H11V250H9ZM17 251H18V250H17ZM61 251H62V250H61ZM67 251H68V250H67ZM77 251H78V249H77ZM80 251H81V250H80ZM80 251H79V252H80ZM84 251H83V252H84ZM106 251H107V250H106ZM109 251H110V249H109ZM121 251H122V250H121ZM149 251H150V250H148V252H149ZM153 251H156V253H157V250H153ZM171 251H172V250H171ZM173 251H174V250H173ZM197 251H198V250H197ZM212 251H213V250H212ZM216 251H215L214 253H217ZM220 251H218V252H220ZM238 251H239V250H237V252H235V253L238 254ZM240 251H241V250H240ZM251 251L248 250V253H247V254H249V252H250V254H251ZM12 252H14V251H12ZM24 252H25V250H24ZM24 252H22L21 254H23ZM31 252H32V251H31ZM35 252H38V251L35 250ZM51 252H52V251H51ZM65 252H66V250H65ZM75 252H76V251H75ZM130 252H131V254H133V252H132L131 250H130ZM146 252H147V251H146ZM146 252L143 253V254H142L143 256H141V257H144L145 254H149V253H146ZM174 252H178V251H174ZM201 252H202V251H201ZM231 252H232V250H231ZM241 252H242V251H241ZM16 253H17V252H16ZM33 253H34V251H33ZM33 253H30V255L33 254ZM62 253L64 254V251H63ZM62 253L60 252V250L58 251V250L56 249V251L54 252V255L59 256V254H62ZM67 253L70 254L69 251H68ZM71 253H72V252H71ZM86 253H87V251L85 252V257L83 256L84 258L87 257V256H86ZM113 253H115V251H114ZM140 253H142V252H140ZM161 253H162V252H159L158 254L160 255ZM164 253H165V252H163L162 255H163ZM166 253H167V255H169L168 252H166ZM166 253H165V254H166ZM193 253H194V252H193ZM198 253H200V252L198 251ZM206 253H207V252H206ZM206 253H205V254H206ZM220 253H221V252H220ZM235 253H234V254H235ZM256 253H257V252H256ZM7 254H8V253H7ZM7 254H6V255H7ZM36 254H37V253H36ZM46 254H47V253H46ZM76 254H78V253H76ZM123 254H124V253H123ZM158 254H156V255H158ZM171 254H172V256H174V255H173V252H172ZM171 254H170V256H171ZM174 254H175V253H174ZM181 254H184V253H181ZM181 254H180V255H181ZM186 254H187V253H186ZM186 254H185V255H186ZM194 254H195V253H194ZM202 254H203V253H202ZM228 254H229V252H228ZM234 254H233V255H234ZM242 254L245 255L246 253H242ZM247 254H246V255H247ZM252 254H253V253H252ZM252 254H251V255H252ZM254 254H255V253H254ZM257 254H259V253H257ZM257 254H256V255H257ZM6 255H4V257H5ZM8 255L11 256V254H8ZM8 255H7V256H8ZM17 255H18V254H17ZM34 255H35V254H34ZM50 255H52V253H51ZM87 255H90V254H87ZM107 255H108V254H107ZM107 255H106V256H107ZM109 255H110V254H109ZM109 255H108V256H109ZM135 255H136V254H135ZM150 255H151V253H150ZM154 255H155V254H154ZM154 255H152L151 257H152V258H155L156 256H154ZM185 255H184V256H185ZM187 255H188V254H187ZM190 255H192V254L189 253V259L186 258V260H190V258L192 257V256H190ZM199 255H200V254H199ZM199 255H198V256H199ZM203 255H204V254H203ZM203 255H201V256H203ZM220 255H221V254H220ZM229 255H230V254H229ZM231 255H232V254H231ZM240 255H241V253L239 254V257H238V258H240ZM256 255H252V256H253V257H254V256L256 257ZM2 256H3V255H2ZM35 256H36V255H35ZM52 256H53V255H52ZM62 256H63V255H62ZM78 256H80V254H78ZM90 256H91V255H90ZM108 256H107V257H108ZM111 256H113V255H111ZM121 256H122V255H121ZM127 256H128V255H127ZM129 256H130V255H129ZM131 256L133 257V255H131ZM153 256H154V257H153ZM170 256H169V257H170ZM176 256H177V255H175V257H173V258H174V259L177 258ZM184 256H183V258H184ZM206 256H207V255H206ZM208 256H209V255H208ZM210 256H211V255H210ZM218 256H219V255H218ZM235 256H237V255H235ZM235 256H234V257H235ZM258 256H259V255H257V258H258ZM15 257H16V256H15ZM17 257H18V256H17ZM32 257H33V256H32ZM63 257H64V256H63ZM63 257H62V258H63ZM80 257H82V256H80ZM136 257H137V256H136ZM164 257H165V255H164ZM178 257H179V256H178ZM180 257H181V259H182V255H181ZM219 257H220V256H219ZM219 257H218V258H219ZM229 257H230V256H229ZM242 257H243V255H241V258H242ZM245 257H246V256H245ZM247 257L249 258V256H247ZM253 257L250 258V259H253ZM260 257H262V256L260 255ZM260 257H259V258H260ZM40 258H41V257H40ZM62 258H61V255H60V260H61ZM84 258H82V260H84ZM134 258H135V257H134ZM134 258H133V259H134ZM137 258H138V257H137ZM137 258H135V259L137 260ZM152 258H151V259H152ZM158 258H161V256L158 257ZM158 258H156V259H158ZM170 258H171V257H170ZM173 258H172L171 260H173ZM193 258H194V257H193ZM199 258H201V257H199ZM238 258H236V259H238ZM248 258H244V259L248 260ZM262 258H263V257H262ZM1 259H2V258H1ZM1 259H0V262H1ZM9 259H10V257H9ZM21 259L23 260L22 257H21ZM21 259H20V261H21ZM36 259H39V257L36 258ZM64 259H65V258H63L62 260H64ZM91 259H93V257H91ZM106 259H109V258H106ZM113 259H114V258H113ZM122 259H123V258H122ZM125 259H126V256H125ZM131 259H132V258H131ZM143 259H144V258H143ZM162 259H163V258H162ZM166 259H167V258H166ZM166 259H165V260H166ZM179 259H180V258H179ZM179 259H178V258L175 259L176 262H177V260H179ZM197 259H198V257H196L195 260H197ZM212 259H213V258H212ZM228 259H229V258H228ZM231 259H234V258H231ZM231 259H230V260H231ZM250 259H249V260H250ZM13 260H14V259H13ZM13 260H12V262L16 263V261H17L16 258H15V261H13ZM31 260H32V258H31ZM33 260H34V258H33ZM33 260H32V261H33ZM53 260H54V258H53ZM71 260H72V259H71ZM79 260H81V258H80ZM96 260H98V258L95 259V260L93 259V260H91V261H94V263L96 262V263L98 264V262H97ZM117 260L119 261L120 259H117ZM117 260H116V261H117ZM126 260H127V259H126ZM144 260H145V259H144ZM163 260H164V259H163ZM165 260H164V261H165ZM169 260H170V259H169ZM195 260L193 259L194 262H195ZM214 260H215V255H214V259L212 260V263H213V264H217V263H218V262H216L217 259H216L215 261H214ZM223 260H224V259H223ZM226 260H227V259H226ZM226 260H224V261H226ZM246 260H245V261H246ZM255 260H256V258H255ZM255 260H254V261H255ZM259 260H260V259H259ZM259 260H258V261H259ZM10 261H11V260H10ZM10 261H9L8 263H10ZM24 261L26 262V260H23V262H22V261H21V262H22L23 264H25ZM34 261H37V260H34ZM40 261H41V260H40ZM45 261H46V260H45ZM74 261H75V260H74ZM85 261H87V260H85ZM109 261H110V260H109ZM118 261H117V262H118ZM129 261H130V260H129ZM140 261H141V260H140ZM145 261H146V260H145ZM161 261H162V260H161ZM193 261H192V262H193ZM213 261H214L215 263H214ZM231 261H232V260H231ZM242 261H243V260H242ZM72 262H73V261H72ZM88 262H90V261H89V258H88L87 263H88ZM125 262H126V261H125ZM125 262H124V264H126ZM135 262H136V261H135ZM146 262H147V261H146ZM148 262H149V261H148ZM178 262H179V261H178ZM180 262H181V261H180ZM188 262H189V261H188ZM229 262H230V261H229ZM251 262H252V263H250V264H254V263H255V262H253V261H251ZM2 263H3V262H2ZM22 263H20V264H22ZM38 263H39V261L36 262L35 264H38ZM70 263H71V262H69V264H70ZM87 263H86V264H87ZM133 263H134V262H133ZM138 263L141 264L142 262H138ZM165 263H166V261H165ZM167 263H168V261H167ZM207 263H208V262H207ZM207 263H205V264H207ZM224 263H225V262H224ZM224 263H221V264H224ZM233 263H234V262H233ZM242 263H243V262H242ZM245 263H246V262H245ZM260 263H261V261H260ZM3 264H4V263H3ZM27 264H28V263H27ZM29 264H30V263H29ZM72 264H74V263H72ZM77 264H82V263L80 262V263H77ZM90 264H91V263H90ZM111 264H112V263H111ZM116 264H117V263H116ZM118 264H120V262H119ZM121 264H123V262H121ZM128 264H129V263H128ZM142 264H144V263H142ZM145 264H147V263H145ZM149 264H150V263H149ZM153 264H154V263H153ZM155 264H157V261H156ZM162 264H163V261H162ZM177 264H178V263H177ZM181 264H182V263H181ZM196 264H197V263H196ZM208 264H211V262L208 263ZM219 264H220V263H219ZM226 264H227V262H226ZM238 264H239V262H238ZM247 264H249V263H247ZM255 264H257V260H256V263H255ZM261 264H262V263H261Z\"/></svg>", "mask_w": 264, "mask_h": 264}]
</instances>
